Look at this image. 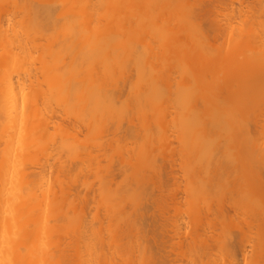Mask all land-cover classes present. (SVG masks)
Here are the masks:
<instances>
[{
  "label": "bare ground",
  "instance_id": "bare-ground-1",
  "mask_svg": "<svg viewBox=\"0 0 264 264\" xmlns=\"http://www.w3.org/2000/svg\"><path fill=\"white\" fill-rule=\"evenodd\" d=\"M156 1H158V0H0V118H1V120H0V122H1V124H0V127H2V128H0L1 130H0V132H2L1 134H0V143H1V145H0V149L2 148V150H0L1 151V153H0V264H101V262H105L106 264L108 263V262H110V264H115L114 263V260L116 261V260H118V258H117V256L119 255V253H121L120 255H121V257L124 259V260H122V258L120 257L119 258V261H116V264L119 262V264H127V261H128V264H133V263H135L136 262V259H137V262L136 263H138L139 262V260L141 259V258H138V256L139 255H137V253H139V252H143V250H139L140 249V247H139V245L142 243V245L144 244L143 242L144 241H146V239L148 240L149 238V240L151 241V246L153 245V244H157V245H153L152 247L151 246H149L150 247V252L152 253L153 251H154V253L156 252L155 250H157L155 247H162V249L161 250H157V252L158 251H161V252H158V256H156L155 258H156V261H154L155 260V258H154V255L157 253H155L154 255L152 254L151 255V253H150V255L151 256H149L148 257V254L147 253H149V252H146V255H147V258H145L146 256L144 255V258H145V261L148 263V260L147 259H149V263L150 264H211V262L213 261V260H211L212 259V257L211 258H209L208 257V255H206V257L205 258H207V259H205V258H202V257H204V255L205 254H202V253H204V251H208V250H204L205 248H209V251H208V253H212V255L214 254V252H215V250L216 251H218L219 250V248L218 247H222V246H226V247H223V249H221V247H220V249H221V251H226V249H227V253L228 254H231L230 255V257H233L234 255H236V256H238L237 254L238 253H240V255H241V253H243L242 252V250H243V248H244V250H245V245H248L249 243H251V241H252V245L255 247L254 248V250H256V252H255V254L257 253V255L258 254H260L264 249V239H263V237H264V209H263V207L261 206V204H263L264 205V203H261V202H264L263 200L262 201H259L258 202V200L257 199H255L254 200V197H253V199H252V197L250 198V195H251V193H250V195L247 197V193L245 192V196L247 197V199H243V200H247V201H245L247 204V209H246V211L250 208V206H248V204L249 205H251L252 203L250 202V200L251 201H256V205H258L259 203H261V204H259L258 206L261 208V210H260V208L258 209V208H256L257 206L255 205V203H254V206H253V208H250L249 209V211L251 210V209H254V208H256V211H257V209L258 210H260V211H258L257 212V214L259 215H257V214H255L256 212H254L253 213V211H250L249 213H250V218H251V215L253 216V214H255V215H257L258 216V218H256L257 216H253V217H255L256 218V222L254 223V221H255V218H253V219H250V220H253V222L252 221H250L249 222V224H248V226H249V230L251 229V228H254L255 226H254V224L257 226V228H256V230L257 229H259V232H258V230H257V233H255V236L254 237H249V233L248 234H246V233H244V235H243V238L241 237L240 239L241 240H239L238 238L237 239H235V241L237 242V241H239V242H237L236 244H234L235 242H234V238H232L231 237V235L229 236L230 237V239H228V241L230 240V241H233L232 243L231 242H228L227 241V233H226V231L228 232V230H226L227 229V227L226 226H224L225 224L226 225H228V227H229V225L231 224V217H229V221H227L228 220V218L227 217H224L225 219V221H226V223L225 224H222V223H224V222H222L223 220H218L217 218H219L221 215H223L224 216V213H225V215L226 216H230L231 215V213H229V211H227V213H229V214H227L225 211L223 212V210H225L227 207L226 206H224V204L227 202V200L225 199V196H228V195H225V194H230L231 196H232V194H233V192H231L230 190H229V188L230 189H232L231 188V186H232V184H230L231 182H236L235 181V179L237 180L238 179V177L236 178L235 176V174H234V176H232V174H231V176L229 175V173H228V169L226 170V165H225V163H223L224 161H223V159L225 160V162H226V159L225 158H227V156L226 155H228V153H230L229 155H228V157L230 156L231 157V159H233L234 158V162L233 163H235L236 162V159H235V154L238 152V150L236 151V149H237V146L240 144V143H242L241 144V148L238 146V148L240 149L239 150V153H243V154H240L239 156L240 157H242L243 155H245L246 153V151H247V154H246V157L248 156V153H249V150L251 151V146L253 145L254 147H255V145L257 144L256 142H255V144H254V140L252 141V134H254V133H256V131H257V129H258V127L260 128L259 130H261L260 132H259V130L257 131V133L258 134H260L261 132H262V134H260V135H263L264 134V130H262L263 128H264V122H263V124L262 123H260L259 122V124H262V126H263V128H262V126L260 125L259 126V124H257V119H256V125H255V123H254V125H253V119H255V115H256V113L254 114V113H250V115L251 116H253V119L251 120V116L249 115V118H250V120L251 121H249V124H252L253 125V128H254V131L253 132H249V129H247L246 128V131L247 132H249V133H247V136H249V138L247 139V136H245L246 137V139H245V141H243V139L241 138L243 135L241 134V137H240V139H242L241 140V142H239L238 140V142H236V143H238V145L235 147L234 146V144H233V141H234V137H237V136H235V135H233V136H230V129L232 130L233 128H235L234 126H235V124H237V122H233V124H234V126H233V128H230L229 129V124H231L232 125V121H234L233 120V118H234V116H233V118H232V115L230 116V114H229V116L232 118H230L229 116H227L226 114H225V116L224 115H222L224 118L226 117V119H227V117H229L230 119H231V121H229V123L227 122V123H225V119L223 120V119H221V120H223V122L220 120V122H218L217 124H216V127H214V125H215V123L217 122V121H215V120H213L214 121V123L212 124V127H213V129L215 128V132H211V131H208L209 129H206V127H205V125L206 124H209L208 126H210L211 127V124H210V122L212 121V120H210V119H216V120H218L217 118H216V116L219 114H217L216 115V113L217 112H213L212 113V115H211V117L212 118H210V117H208V116H210V115H208V111H209V113H211L210 111L211 110H209V109H211V107L210 108H208V111H206L205 109H204V104H207L208 105V103H204L202 106H204L203 107V109L207 112H205L206 114L205 115H207L206 116V118H205V116H202L203 117V120H202V118L201 117H199L198 116V113H203L202 111H201V109L200 108H202L201 107V105H200V103H203L202 102V97H203V99L205 98V96H206V94H208V96H207V98L209 99L210 98V100L212 99H214L215 97H216V95H215V92H218V90L217 89H221L220 90V92H222V93H226V92H229V90H228V88L226 87V85L229 87V86H231V87H229V89H232L233 87L232 86H235L236 85V87H234V89L235 88H238L237 87V84L239 83L240 84V80H241V78H242V76H241V78H239V76H240V74H242V72H243V70H244V72H245V74L248 76V77H250V79H252V81H253V78H251L252 76L254 77V75L253 74H255V77H254V81H259L258 79H255L256 77L258 78V74L260 73V76L262 75V73H264V58L262 59V67L259 65L260 63H258L261 59H255V60H257V63H256V61L255 60H252V59H254L253 57H252V55L253 54H255V55H259L260 53L262 54V52L264 51V49H262L263 47H264V44H262L261 42H263L264 43V39H262L261 40V38H264L263 36H262V34H261V36L262 37H260L259 36V33H261L260 32V26H261V28L263 27L262 25H263V23H261V22H263V21H259L260 22V26L258 25V30H257V32H259L258 33V36L260 37V39H259V37L257 36L256 37V35H257V33L254 31V33H256L255 35H254V37H253V34L254 33H252L253 32V30L255 29V28H252V29H248V28H251V27H248L247 28V26H246V24L245 23H247V25L249 24H251L252 22H254L253 21V19L255 18V16H256V22L258 21L257 20V18L259 19V18H261V16H258L257 15V13H259L260 11L258 10V8H257V6L259 7V9H260V6H261V8H262V4H263V2H262V4H261V2H260V0H257V1H259L260 2V4L258 5L256 2H253V0H251V1H249V0H213V2H211V0H205L204 1V3L206 4H204L203 3V5H201L202 3H198L199 1L201 2L202 0H197L198 2V5H195V6H199V4H200V6L198 7V10L196 9V8H194L195 6H193V7H191V5H189L187 8L189 9H187V8H184V11L187 13H190V11L192 10H190V8H193V10L191 11V13L193 12V11H195V10H197L198 12H193V16L195 17V19L193 18V16H192V18H191V16L190 15H187V20L186 21H184L185 19H183V21H182V18L180 17V16H182L183 14L182 13H185V12H181L182 11V9H181V7L179 6L178 8H180V12H181V14L182 15H179V17L177 18V20L179 19V25H180V23H182V24H185V22H186V24H188V20L190 21L189 22V24L190 25H192V23L194 22L195 24H193L192 26H193V30H190L191 32H189L190 34L191 33H193L194 31H196V35H200L199 37L198 36H196V39H197V37H198V44H197V46H198V48H199V50L197 51L196 50V52H198L199 53V55L195 52V54H197V56H199V58H202V60H203V62H202V64L203 63H207V61H208V63L206 64L207 65V67H206V65L205 64H201L200 62H198L199 64H201L202 65V68L204 69H202V68H200L201 67V65H198V66H195V67H193V65H196V63H197V61L196 60H199V61H201L198 57H196V56H192L193 57V59L195 60V58L194 57H196L197 59L194 61V60H192L193 62H196L195 64H193V63H191V66L193 67V69L194 68H196V69H199V70H201L202 69V71H198V70H196V69H194L195 70V72H194V70L193 69H191V66L189 67L190 68V71H192L193 70V73L191 74V76H188L187 75V72H186V74L183 72V70L184 71H186L185 69H187L188 68V66H186V68H185V66H182V64L181 63H179L178 65L179 66H177L176 67V70L179 72V76H180V78H179V76L177 77L178 78V80H176L177 78H176V76H175V74H177L178 72H176V73H174L173 71L171 72L170 70H168V71H164V70H166V68L168 67V66H170L171 67V64H173V63H171L170 65H167V63H169V62H173V58L171 59V61H169V59H167L166 57L168 56H166L165 57V55H166V53H168L169 51L168 50H171V49H173V47L172 48H170L169 49V46L171 47L172 46V44L173 43H176V42H173L171 45H170V41H171V39H170V43H168V41H167V43L166 44H169L168 45V48H167V46H166V44H165V46H164V43L162 44L163 45V47H162V45L160 44V42L159 41H161V39H162V34H164V36H166V37H168L165 33H163L162 32V34L160 35V33L159 32H161V30H158V28L157 27H155V26H153V27H155V28H153L152 29V34L154 33V32H156L157 33V37L156 36H154V37H156V39H158L159 38V36L161 37L160 38V40H157L158 41V43H159V45H158V50L160 49V51H156L157 50V48H156V50H152L151 49V47H150V49H149V47H148V45L147 44H144L143 42L144 41H146L145 43H148L149 41H151V42H149V44L150 43H153L154 42V44H155V39H153L154 41H152V38L151 37H153V36H151L149 39V41H148V39L146 38L144 41H142L143 40V38H142V40L140 39V37H141V32L143 31H141V29H142V26L144 25L143 23L144 22H147V20H146V18L148 17L149 18V20H151L152 18H154L155 17V15H157V18L158 17H160V15H161V17H160V19L159 20H157V18L155 17V20H157L156 21V26H158V24L159 23H164V22H167V26H168V24H170V23H168V21H170V18L171 19H175L176 17V13H175V15H171V11H170V13H169V10L172 8L173 9V7H171L170 6V4L172 5V3H174V1H177V0H173L172 1V3H167L166 5H164L163 6V4H162V2H165L166 0H163L162 2H161V4L162 5H160L159 3L160 2H156ZM171 1V0H170ZM169 1V2H170ZM183 1V0H182ZM182 1H180V0H178L177 2H175L174 4H176V3H181ZM188 1V0H187ZM206 1H208V2H206ZM168 2V1H167ZM186 2V1H185ZM191 2V1H190ZM189 2V3H190ZM203 2V1H202ZM210 2V3H209ZM258 2V3H259ZM183 4H184V1L182 2ZM196 3V4H197ZM236 3H238L239 5L237 6L236 5ZM157 4H159V5H157ZM177 4V5H178ZM211 4V5H210ZM255 4H257L256 5V7H254L255 6ZM157 5V8H159V7H162L161 9L162 10H165V11H163L165 14L167 13L166 11V9H164V7L166 8V6L167 7H169L170 9L168 10V13H167V15H168V18H169V20H167L168 18L166 17V15H164V13L162 12V10L160 9L159 11L157 10V8L155 7ZM180 5V4H179ZM187 5H188V3H187ZM186 5V6H187ZM207 5H209V6H207ZM151 6H154L153 8H156V10H157V12H155V15H154V13L153 12H151V11H155V10H150V8H151ZM175 6V5H174ZM182 6V5H181ZM205 6H207L206 8H205ZM184 7V6H183ZM205 9H204V8ZM153 8H151V9H153ZM177 8V9H178ZM200 8V9H199ZM254 8L256 9V11H257V13L256 12H254ZM168 9V8H167ZM207 9L209 10L207 13L208 14H205L206 13V11H207ZM262 9H264V7L262 8ZM174 10V9H173ZM261 10V9H260ZM176 11V10H175ZM143 12H146L147 13V15H146V17H145V13H144V17H143ZM159 12H162L160 15H158L159 14ZM173 12V11H172ZM251 12V15L250 14H248V13H250ZM254 12V13H253ZM196 13V14H195ZM210 13H212L211 15H209ZM256 13V14H255ZM150 14H153V17H151V15L149 16ZM214 14V15H213ZM252 14H253V16H252ZM260 14H261V12H260ZM259 14V15H260ZM163 15V16H162ZM186 15V14H185ZM210 18L211 16H212V19L214 18V16L216 17L217 16V18L218 19H216V18H214L216 21L217 20H220V18H223V19H225V21L227 22V23H224L225 21L224 20H220V23H221V25H219L220 23H217L216 21H215V23H217V24H214V25H212L211 23L213 22L214 23V21H210L209 23H206L208 26H213L212 28L211 27H209V30L210 31H212V33H210V34H212V36L210 37L211 38V40H212V37H213V43H212V41L211 40H209L207 37H209L210 36V34L208 33L209 31L204 27L205 26V24H204V18L205 17H207V16ZM248 15H250V16H248ZM255 15V16H254ZM177 16H178V13H177ZM221 16V17H220ZM258 16V17H257ZM163 17H164V19H163ZM173 17V18H172ZM175 17V18H174ZM183 17H185L184 15H183ZM249 17H250V19H249ZM263 17V16H262ZM72 18V19H71ZM189 18H191V19H189ZM181 19V20H180ZM192 19H193V21H192ZM207 19V18H206ZM252 19V21H249V20H251ZM148 20V21H149ZM153 20V19H152ZM155 20H153L154 22H155ZM195 20H197V21H195ZM245 20H247V22L245 21ZM255 20V19H254ZM158 21H159V23H158ZM199 21V24L197 23ZM203 21V22H202ZM206 21V20H205ZM224 21V22H223ZM242 22L241 23V26H242V24H245V28H247V30L244 28V25L242 26V28H241V26L239 27V28H241L242 30V32H240V30H238V28H236V27H233L234 28V31L235 32H237V30L239 31V33H238V38H240L241 36V39H239V40H235L234 41V39H233V41L231 42V39H232V37L235 35V33L232 31L233 30V28H231V25L233 26V25H236L237 23H235V22ZM249 21V22H248ZM177 22V21H176ZM206 22H208V21H206ZM219 22V21H218ZM238 22V23H239ZM151 23V22H150ZM149 23V24H150ZM171 23H175L174 22V20L171 22ZM201 23H202V25H201ZM146 24V23H145ZM148 24V25H149ZM154 24V23H153ZM152 24V25H153ZM154 24V25H155ZM162 25L163 27L164 26H166V25ZM177 24V25H178ZM196 24H198L199 25V27L200 26H202L201 27V30L200 29H198L199 31H201V34H199V32L196 30V28L198 27H196ZM240 24V23H239ZM257 24H258V22H257ZM147 25V26H148ZM151 25V26H152ZM177 25H173L174 27H176ZM189 25V26H190ZM217 25V26H216ZM252 25V24H251ZM15 26H17L18 27V29L19 30H17V27H16V29H15ZM60 26H61V28H60ZM66 26H68V27H66ZM146 26V25H145ZM160 27H161V25H159ZM185 26V25H184ZM192 26H190V27H192ZM196 28H195V27ZM220 26V27H219ZM237 26V25H236ZM253 26L255 27L256 26V23L254 24L253 23ZM13 27L14 28V31H13V28L11 29V28ZM72 28V30L70 29L69 31L70 32H72L71 34H72V36H71V34H69L70 32L69 31H67L69 28ZM171 27H172V25H171ZM189 27V28H190ZM198 27V28H199ZM91 28H94V30L92 31V29ZM146 28V27H145ZM157 28V29H156ZM165 28V27H164ZM170 27L168 26V28L166 27V29H167V31H169V32H173L175 29H176V31L177 32H179V30L178 29H181L180 31H182V30H187V28H186V26H185V29L183 28V25H182V27H181V25H180V28H178V26L175 28V29H169ZM178 28V29H177ZM188 28V29H189ZM228 28H229V30H228ZM232 30H231V29ZM243 28H244V30H246L247 32L245 33V31L243 30ZM11 29V30H10ZM61 29V30H60ZM67 29V30H66ZM91 29V30H90ZM147 29V28H146ZM159 29H161V28H159ZM195 29V30H194ZM218 31H217V30ZM236 29V30H235ZM145 30V29H144ZM148 30V29H147ZM151 30V29H150ZM153 30H154V32H153ZM157 30L159 31V32H157ZM231 30V31H230ZM11 31V32H10ZM67 31V32H66ZM91 31V32H90ZM165 31V30H164ZM176 31H174L176 34H175V36H174V34H173V36L176 38V36L179 34H177V32ZM230 31V34H231V32H233L231 35H229L228 34V32ZM263 31H264V29H263ZM13 32V33H12ZM65 32V33H64ZM69 32V33H68ZM75 34H74V33ZM149 32V31H148ZM182 32H184V31H182ZM187 32V31H186ZM208 34H207V33ZM181 33V32H180ZM188 32H187V34H189ZM252 33V34H251ZM64 34V35H63ZM68 34V35H67ZM73 34L75 35L74 37H76V39H75V41H74V37H73ZM206 34L207 35H209V36H207L206 37ZM227 34H228V37H227ZM237 34V33H236ZM241 34V35H240ZM252 36V39H251V43H252V40L254 39V40H257V41H255L254 43H255V45L253 44V45H251V43H249L250 44V46H249V44L247 43V45L245 44L244 45V43H246V42H249L248 40L250 39V38H248V36ZM264 34V33H263ZM61 35V36H60ZM143 35H145V34H143ZM168 35H170V33L168 34ZM60 36V37H59ZM64 38H63V37ZM71 37V39H70V42H67L68 40H69V38ZM173 36H172V39H173ZM187 36V35H186ZM189 36H191V35H189ZM189 36H188V38L187 37H185L184 36V34H183V39H182V36L180 37V36H178L179 37V39H182V41H183V46H184V48L186 49L187 48V46L186 45H184V42H185V39L187 38L188 39V41H186V42H188V43H186L187 45L189 44ZM192 36L194 37V34H192ZM230 36V37H229ZM178 37L176 38L177 40H178ZM221 37H222V39L223 38H225V42L227 41L226 40V37H227V39L228 38H230V39H228L229 41H228V43L226 44L225 42L224 43H222L223 41H221L222 39H221ZM66 38H68V40L66 41V43H64V44H61L60 46H61V48L59 47V44H60V39H61V42H63V41H65L64 39H66ZM164 39H165V37H163ZM169 38H170V36H169ZM207 38V39H206ZM234 38V37H233ZM248 38V39H247ZM256 38V39H255ZM164 39L162 40V42L164 41ZM168 39V38H167ZM176 39L174 40V41H176ZM186 39V40H187ZM194 39V38H193ZM221 39V40H220ZM237 39V38H236ZM38 40V41H37ZM63 40V41H62ZM140 40L142 41V44H140L141 42H140ZM208 42H207V41ZM246 40V41H245ZM261 42H260V41ZM148 41V42H147ZM179 41H181V40H179ZM190 41H191V38H190ZM193 41V40H192ZM209 41H210V45H209V47L210 48H214L215 50H213V51H216V49H219V47H221L222 48V51H221V48H220V50H218V52L219 53H216L217 54V56H216V54L214 53V55L218 58V59H216V60H219V61H216V60H210V61H213L212 63L209 61V56L211 57L213 54H212V49L211 50H208V51H210L211 53V55H209V53H208V55L209 56H206L205 54L206 53H204V52H199V51H201L202 50V48L204 49V50H206V48H208L209 49V47H208V44H209ZM214 41L217 43L218 41V43H217V45L219 44V45H223V46H216V43H214ZM221 41V42H220ZM24 42H26V43H28L29 45H30V47L28 46V44H26L27 45V48H26V50L28 49V47L29 48H34V50L36 51V49L35 48H39L38 49V51L39 52H37L36 51V53L38 54V56H37V58H35L36 60H33L34 61V63L36 64H34L33 63V61H32V54H30V53H32V51L30 52L29 51V49H28V51L30 52V53H28V54H30V56L29 55H27L26 54V50H25V47L26 46H23V45H25L24 44ZM36 42H38V43H36ZM39 42H41L40 43V45H39ZM74 42V43H73ZM207 42V44H204V43H206ZM230 42H231V45H230ZM257 42H259V43H257ZM22 43H23V45H22ZM34 43V45H35V47L33 46V47H31V44H33ZM212 43V44H211ZM221 43V44H220ZM262 44V45H259V44ZM66 44V45H65ZM144 44V45H143ZM204 44V45H203ZM228 44H229V46H228ZM256 44H258L259 45V47L258 46H256ZM62 45H63V48H65L66 50H65V52H64V49L62 48ZM65 45V46H64ZM143 45V46H142ZM147 45V46H146ZM156 45V44H155ZM207 45V46H206ZM226 45H227V48H225L226 47ZM37 46V47H36ZM67 46H71L70 48V54L68 53L69 52V49H68V54L66 53V51H67ZM149 46H153L154 47V45L152 44V45H149ZM174 46V45H173ZM180 46V47H179ZM189 46L191 47V45L189 44ZM243 46H244V48H243ZM254 46V47H253ZM263 46V47H262ZM142 47V48H141ZM143 47H145L144 49H143ZM148 49H147V48ZM178 47L181 49V47H182V45H181V42H180V45H178ZM193 47H194V44H193ZM215 47H218V48H215ZM139 48H141L140 50H139ZM162 48H164V49H162ZM166 48V49H165ZM179 48H177V50L179 49ZM195 48V47H194ZM243 48V50H241ZM248 48H249V50H248ZM255 49V51H254V49ZM24 49V50H23ZM31 49V50H32ZM61 49H63V50H61ZM154 49H155V47H154ZM224 49V50H223ZM229 49H231V52H230V50ZM60 50L62 51V52H64V54H65V58H62L63 57V55L64 54H62L61 52H60ZM141 50H143L142 52H141ZM150 50H152V51H150ZM167 51V52H164V51ZM174 50L176 51V46H175V48H174ZM190 50H192L191 48H190ZM190 50H189V52H190ZM228 50V51H227ZM238 53H236L235 51ZM238 50V51H237ZM251 50V51H250ZM146 51H147V53H146ZM150 51V52H149ZM175 51H173V52H175ZM182 51H184V50H182ZM195 51V50H194ZM193 51V52H194ZM223 51H225V52H223ZM234 51V52H233ZM241 51L243 52V54L241 53ZM244 51H248V52H246V54L244 53ZM145 52V53H144ZM151 54V52H152V56H154L153 55V52L155 53V52H157L158 54H155L156 56H158V58H159V56L162 58V59H165L166 58V60H168L169 62H163V60L161 59V62H160V59H157V61L159 62V63H162L160 66H158L159 65V63L156 61V63L158 64H155V63H152V62H155L154 61V59L155 58H157V57H155L154 59H153V57L151 58L150 56H149V53ZM162 52V53H161ZM179 52V51H178ZM188 52V53H189ZM220 52H222V55H223V53H224V55H223V57H230L229 59H231V61H229L227 64H229V65H231V66H233L234 67V65H235V63L236 64H238V62H240V59L238 60L237 58H236V55H237V57L239 56L240 57V55H244L245 57H246V60H247V57H249L248 59L249 60H247V61H245V57L243 58V60L244 61H242V64H244L243 66L242 65H240L241 66V69H242V71H241V69L240 68H237V71H236V69H233L232 68V70H230V67H228V66H226L227 67V69L229 70V71H232V72H230V74H229V78H231V76H232V78L231 79H229L228 78V74L227 75H223L225 78V80L227 79H229V81L231 80H236V82H237V79L239 78L240 80H238L239 82L238 83H236V84H234V85H229V83L230 82H228V83H226V85H224L223 87H225L228 91H225L224 92V89H222L221 88V85L219 84V85H217V89L216 90H214V88L216 87V86H214V88L212 89L213 90V92L211 91V94H213V95H209L210 94V92H208V86L205 88V86H203V87H201L200 86V88H202V89H204L205 88V90H207V92L206 93H202V92H205V90L203 91L202 89H201V91L202 92H198L199 93V98L201 97V99H200V101L201 102H199V106H200V108L198 107V109H197V107H195L197 104H196V102L198 103V101H199V99H198V101L197 100H195V99H192V102H191V98H193V97H195L198 93H197V91H195L196 92V94H195V96H193V94L195 93L194 91H192V90H194L193 89V87H191V85L192 86H195L196 88V90H198V88H199V85H201V84H199L198 85V88H197V84L196 83H198L197 81H196V78H197V76L199 75V78H201L202 79V77H203V79H207V81H204L203 79L201 80V79H199V80H201L200 82H202V81H204V82H207L206 84H209L208 83V80L210 81V79H211V76H210V79H208L209 77L208 76H206L207 78H204L205 77V74L208 72V70H211V71H209L210 73H212V69H213V74H210V75H213L212 76V78L214 77V75L217 73V71H219L220 73H222L221 72V70H222V66L221 65H223L224 64V66H225V64L226 63H222V61H220V59H221V54H220ZM240 52V53H239ZM258 52H260V53H258ZM142 53H143V55H142ZM165 53V54H164ZM170 53V52H169ZM172 53V52H171ZM170 53V54H171ZM175 53H177V52H175ZM180 53V52H179ZM179 53H177V54H179ZM187 53V52H186ZM202 53L205 55V58L206 57H208V59L205 61L204 60V55H202ZM35 54V53H34ZM159 54H161V55H159ZM163 54V55H162ZM185 53L183 52V55H184ZM200 54L203 56H201L200 57ZM69 55V56H68ZM145 55V56H144ZM147 55L150 57H148L147 58ZM172 55V54H171ZM182 55V56H183ZM192 55H193V53H192ZM213 55V56H214ZM219 55V56H218ZM173 56H176L175 54L173 55ZM179 56V55H178ZM177 56V57H178ZM190 56V55H189ZM214 56V57H215ZM241 56V57H242ZM29 57L31 58V59H29ZM34 57H36L35 55H34ZM61 57V58H60ZM67 57V58H66ZM147 59H146V58ZM165 57V58H164ZM169 57H170V55H169ZM177 57H175V58H177ZM144 58L146 59V60H144ZM179 58V57H178ZM187 55H185V57H183V59L186 61L187 60ZM220 58V59H219ZM234 58V59H233ZM237 60H236V59ZM34 59V58H33ZM151 59L153 60L152 62H150L151 61ZM233 59V60H232ZM29 60H30V62L32 63V64H34L33 66H34V68L32 67L31 68V63L29 62ZM156 60V59H155ZM222 60V59H221ZM236 60V61H235ZM242 60V59H241ZM251 60V61H250ZM176 61V60H175ZM179 61V60H178ZM205 61V62H204ZM182 62V61H181ZM186 62H188V63H190V60L189 61H186ZM185 62V64H187ZM210 62V63H209ZM215 62V63H214ZM165 63H166V65L167 66H164L165 65ZM176 63V62H175ZM175 63L173 64V66H172V68L175 66ZM217 63H220L219 65H217ZM232 63H233V65H232ZM181 64V65H180ZM193 64V65H192ZM209 64H211L212 66H209ZM239 64H241V63H239ZM247 64V65H246ZM250 64V65H249ZM177 65V64H176ZM184 65V64H183ZM190 65V64H189ZM205 65V66H204ZM215 65H217L216 67H215ZM35 66H36V68H35ZM236 66V65H235ZM240 66H237V67H240ZM250 66V69L248 70V67ZM259 66V67H258ZM163 69H162V68ZM164 67H166L165 69H164ZM170 67H168V69L170 68ZM210 67V68H209ZM213 67V68H212ZM215 67V68H214ZM222 67V68H221ZM225 67V68H226ZM244 67H246V70H245V68ZM261 67V68H260ZM181 68V69H180ZM208 68V69H207ZM212 68V69H211ZM220 68H221V70H220ZM260 68V69H259ZM33 69V70H32ZM74 69V70H73ZM161 69H162V72H161ZM171 69V68H170ZM215 69H217L216 71H215ZM219 69V70H218ZM238 69H240V71H241V73H240V71H238ZM254 69V71L252 72V70ZM259 69V70H258ZM73 70V71H72ZM187 70H189V69H187ZM205 70H206V72H205ZM235 71V74H234V71ZM33 71H34V73H35V71H36V74L35 75H33L34 73H33ZM164 71V72H163ZM182 71V72H181ZM205 72L204 73V75H202L201 77H200V75H201V73L202 72ZM225 71L227 72V70H225L224 69V73H225ZM167 72L169 73V72H171V73H173L171 76H175V78L176 79H174V77H171L172 78V80H171V78L169 79V77H170V75H168L167 74ZM197 72H199V73H197ZM215 72V73H214ZM218 72V73H219ZM239 74V75H237L236 76V74L237 73ZM250 72H251V74H252V76L251 75H249L250 74ZM255 72V73H254ZM196 73V75H194ZM38 74V76H39V79H38V77L36 76ZM168 75V77H166L167 75ZM170 74V73H169ZM183 74H184V76H183ZM203 74V73H202ZM257 74V75H256ZM189 75H190V73H189ZM206 75H208V74H206ZM220 75V74H219ZM33 76H35V80H34V77ZM87 77V78H85V77ZM117 76V77H116ZM194 76H196V78L194 77ZM215 76H217V74L215 75ZM221 76V75H220ZM219 76V77H220ZM223 76H221V77H223ZM237 77V79L235 78V77ZM243 76H244V78L246 77L245 75H244V73H243ZM264 76V75H263ZM262 76V77H263ZM32 77H33V79H32ZM114 77V79H112ZM116 77V78H115ZM119 77V78H118ZM182 77L183 78H186L185 80H184V83H183V80H182ZM188 77H189V80H188ZM191 77H192V80H190L191 79ZM193 77H194V82L196 81V83L195 84H193L194 82H193ZM218 77V79L219 80H221L220 78ZM262 77H259L260 78V81L262 80ZM111 78V79H110ZM121 78V82H122V84L119 82L120 79ZM108 79H110L111 80V82L109 81L108 82ZM115 79H118L119 81H114ZM168 79L169 80H171V81H177V83L175 82H171L173 85H174V87L172 86V88H170V82L168 81ZM198 79V78H197ZM216 79H217V77H216ZM223 79V80H224ZM246 79H248V78H246ZM180 80V85L178 84V81ZM181 80H182V82H181ZM198 80V81H199ZM212 80V79H211ZM213 80L215 81V79L213 78ZM212 80V81H213ZM35 81V82H34ZM87 81V82H86ZM186 81V82H185ZM187 81H191V82H193V83H191V85L189 84L188 86H190V87H188L187 85L186 86H181V84L183 83L184 85L185 84H188V82ZM243 83H244V81H245V79H243L242 78V80H241ZM30 83V85H29V83ZM87 84L86 86H85V83ZM101 82H104V83H101ZM114 82H116L117 84H119V86H121V87H119L118 85H116V83L114 84ZM169 82V83H168ZM203 82V83H204ZM219 82V81H218ZM233 83H235L234 81H232ZM231 82V83H232ZM241 82V83H242ZM246 83L245 84H247V80L245 81ZM249 82H251V80H249ZM262 82V81H261ZM109 84V86H113V84L116 86H113V89L112 88H109V90H108V87L109 86H104V85H108ZM164 83H166V85L165 86H167V87H165V86H163L162 84H164ZM167 83L169 84V85H167ZM203 83H202V85H203ZM222 83V85L223 84H225V82L223 83V82H221ZM232 83V84H233ZM243 83L242 84H240V85H243ZM252 83V82H251ZM250 83V84H251ZM257 83V82H256ZM263 83V82H262ZM29 86L28 88V90L26 89V88H24L23 86H27V85ZM65 84V85H64ZM66 84H68V85H66ZM74 84H75V86H77L78 88L76 89L75 88V86H74ZM76 84H78V85H76ZM83 84V85H82ZM98 84H99V86H98ZM100 84H101V86H100ZM214 84H215V82H214ZM254 84V82L251 84V85H253ZM260 84V83H259ZM73 85V87H72V89H69V87L70 86H72ZM82 85V86H81ZM175 85L177 86V88L175 87ZM256 85V84H255ZM261 85V84H260ZM65 86H68L67 88H65ZM88 86V88H86ZM161 86V87H160ZM168 86H169V88L171 89V93L174 95H170L171 97L169 98V92H170V89H168V91H167V89L166 88H168ZM180 88H179V87ZM210 86V85H209ZM220 86V87H219ZM239 86V85H238ZM244 86V85H243ZM243 86H241L242 87V89H244L245 87H246V85L244 86V88H243ZM248 86H250L249 85V83H248ZM61 87V88H60ZM101 87H103V89L101 88ZM105 87H106V89L108 90H106L105 89ZM162 87H163V89H164V92L163 93H161L162 91H163V89H162ZM165 87V88H164ZM186 87V88H185ZM251 87H253V86H251ZM260 87V86H259ZM71 88V87H70ZM160 88V89H159ZM176 88V89H175ZM211 88H212V85H211ZM255 88V87H254ZM27 91H26V90ZM30 89H32V90H30ZM76 89V93L74 92V90ZM104 89H105V91H104ZM111 89H112V91H111ZM124 89H125V91H127V92H125V93H128V94H125L124 96H125V99L123 98V99H121L122 97H124L123 96V94H122V92H124ZM174 89V90H173ZM240 90H242L241 88H239ZM247 89V88H246ZM257 88H255V90H256ZM25 92H24V91ZM60 90L61 91H64V90H66V91H64L63 93L62 92H60ZM70 90V92H68ZM71 90H73V91H71ZM162 90V91H161ZM173 90V91H172ZM178 90L180 91V92H178ZM184 90H186V92L184 91ZM188 90V91H187ZM210 90V89H209ZM249 90V89H248ZM251 90H252V88H251ZM259 90V89H258ZM261 90V89H260ZM264 90V89H263ZM104 91V92H103ZM156 91V92H155ZM198 91H200V90H198ZM245 91V90H244ZM244 91H242L243 92V99L244 98H246V101H247V97L245 96L246 94L244 93ZM72 92V93H71ZM101 92H103V94L101 93ZM159 94H158V93ZM192 92V93H191ZM194 92V93H193ZM220 92H218V93H220ZM232 92H234L235 93V91L234 90H231L230 91V93H232ZM236 92H237V89H236ZM61 93V94H60ZM70 93V94H69ZM75 93V94H74ZM119 93V94H118ZM121 93V94H120ZM166 93V94H165ZM200 93H202V96L200 95ZM217 93V95H219L220 96V94H218ZM241 93V92H240ZM256 93H257V90H256ZM162 94V95H161ZM182 94V95H181ZM191 94H192V96H191ZM233 94V93H232ZM237 94H239V93H237ZM237 94H235V96L237 95ZM249 94V93H248ZM250 94H251V92H250ZM258 94H259V92H258ZM62 95V96H61ZM70 95H72V96H70ZM126 95H128V96H126ZM157 95V96H156ZM159 95H161L160 97H159ZM176 95V96H175ZM204 95V96H203ZM61 96V97H60ZM65 96H68V98L67 97H65ZM73 96H74V99L72 100V98H73ZM101 96H103V98L101 97ZM117 96V97H116ZM153 96H155V98L153 97ZM163 96H164V98H163ZM210 96V97H209ZM213 96V97H212ZM218 96V97H219ZM222 96H223V94H222ZM221 96V97H222ZM226 95H224L222 98H224ZM230 95H228V97H229ZM251 97H252V95H250ZM257 96V95H256ZM261 96V95H260ZM72 97V98H71ZM116 97V101L118 102V100H117V98L118 99H120L119 100V102L121 101V102H123L124 100V102H123V104H120V103H118V104H116L115 103V101H114V98ZM121 97V98H120ZM127 97V98H126ZM188 97L190 98L189 100H188ZM212 97V98H211ZM234 96L232 95L231 97H230V100L228 99H223V100H225V101H232V103H233V101H234V99H235V97H234V99H231V98H233ZM239 97H241V95L239 96ZM62 98V99H61ZM65 98H67V100L69 101H67ZM70 98V99H69ZM152 98L153 99H155L154 101L156 102V104H157V106H156V104L154 105V106H156V107H158V110L159 111H157L158 112V114L155 112V109L153 108V110L152 109H150V108H152V106H151V104H154V103H152ZM166 98H168V99H166ZM177 98V99H176ZM181 100V102H182V104H183V106H182V104H181V102H180V100ZM204 99L203 101L204 102H207L208 101V99ZM221 98V99H222ZM227 98V97H226ZM256 98V97H255ZM127 99V100H126ZM158 99V100H157ZM170 99H171V101H170ZM237 99V98H236ZM235 99V100H236ZM262 99V98H261ZM72 100V105H73V108H75V110H73V112L74 113H71V114H73V116L72 115H70V117H69V115H68V113H70V112H67V110H69L71 107H72V105L71 104H68V103H70V101ZM166 101V103L168 102V104H169V102H170V104L169 105H167L164 101ZM168 100V101H167ZM176 102H175V101ZM185 100H186V102H185ZM194 100H195V105L193 106V102H194ZM212 100L211 101H208V102H212ZM215 100H218V103H222V100H220L219 101V99L217 98V99H215ZM252 100H253V98H252ZM260 100V99H259ZM258 100V101H259ZM63 101V102H62ZM132 101V102H131ZM153 101V102H154ZM174 101V102H173ZM179 103H178V102ZM238 101H241V99L240 100H238ZM249 101H251V99L250 100H248V102H247V105H249L248 103H249ZM254 101H256V100H254ZM164 102V103H163ZM224 102V101H223ZM243 102H245L244 100H243ZM262 102V101H261ZM161 103H163V104H166L165 106H169V107H171L170 105H172V109H173V111L171 112H169V113H172V114H176V116L175 115H172V114H169L168 113V111L169 110H167V107L165 108ZM191 103V104H190ZM213 103V105H214V103H215V105L214 106H216L217 105V101H214V102H212ZM231 103V104H232ZM236 103V102H235ZM239 103V102H238ZM252 103V102H251ZM250 103V104H251ZM262 103H264V102H262ZM49 104H56L55 105V107L52 105V108H51V105L48 107V105ZM63 104V105H62ZM159 104H161L163 107H164V109L166 110V112H165V110L163 109V112L165 113V115L163 116V115H161L160 114V112L162 111V109H161V111H160V107H159ZM175 104V105H174ZM181 104V105H180ZM189 104V107L192 105L193 107H191V109L192 108H196L195 110H189V107H187L186 105H188ZM225 104V106L227 107V103L225 102L224 103ZM244 104V103H243ZM257 104H258V102H257ZM57 105L59 106V108H61V105H62V107H64V108H66V111H62V109L63 108H61V109H59V108H57V110H56V107H57ZM117 105H118V107H119V105L121 106V107H119V109H118V107H117ZM123 105H125V107H123ZM160 105V106H161ZM212 104L210 103L208 106H211ZM223 104H221V106H222ZM230 105V104H229ZM153 106V107H154ZM161 106V107H162ZM198 106V105H197ZM219 106V105H218ZM224 106V105H223ZM225 106H224V108H225ZM231 106H233V105H230V107ZM238 106H240V105H238ZM250 106H252V104L250 105ZM254 106V105H253ZM263 106V105H262ZM54 107V108H53ZM68 107H69V109H68ZM175 107H177V108H175ZM182 107V108H181ZM187 107V108H186ZM234 107H235V105H234ZM259 107H261V106H259ZM264 107V106H263ZM72 108V109H73ZM122 108V109H121ZM206 108V107H205ZM214 107H212V109H213ZM216 108V107H215ZM224 108H222L221 107V109H224ZM228 108H229V106H228ZM233 108V107H232ZM240 108V107H239ZM247 108V107H246ZM50 109H51V111H50ZM54 109V110H53ZM76 109H78L77 111H78V114H77V111H76ZM102 109V110H101ZM121 109V110H120ZM169 109V108H168ZM171 109V108H170ZM171 109V110H172ZM174 109L176 110V109H178L179 111H174ZM184 109V112L182 113L181 111ZM186 109H188L189 110V112H187V110ZM220 109V107H218V109H217V111ZM220 109V111H218V112H220V115H221V110ZM242 109H243V106H242ZM241 109V110H242ZM251 108H249V110H250ZM58 111V112H63L62 114H61V116L63 115V117H61L62 119H65V120H63V121H66L65 122V124H68V122L70 123V124H72L73 126H75L73 129H72V125H70V127L69 126H67V127H65V128H62L61 127V125L63 126L64 124H62L63 123V121H61L62 119L60 118V117H57V116H59L57 113H55L56 111ZM88 110H89V114H88ZM117 110H120V111H118L117 112ZM122 110H123V112H122ZM124 110H125V112H124ZM199 111V112H196V111ZM216 110V109H215ZM228 110V109H227ZM232 110V109H231ZM230 110V111H231ZM235 110L236 109H234V111H233V113L232 114H235L236 112H237V110H239V109H237L236 110V112H235ZM252 110V109H251ZM250 110V111H251ZM55 111V112H54ZM153 111V112H152ZM192 111H195V112H192ZM254 111H256V110H254ZM253 111V112H254ZM261 111V110H260ZM60 112V113H61ZM65 112H67V113H65ZM84 112H86V113H84ZM90 112H91V117H92V115H93V117L92 118H90ZM104 112V113H103ZM114 112V113H113ZM117 112V113H116ZM154 112H155V114H157V116H155L154 115ZM223 112V111H222ZM229 111H227V113H228ZM235 112V113H234ZM239 112V111H238ZM80 113H84V114H86V115H88V120L86 121L85 120V122H84V119L82 118V116H85V115H82L81 114V116H80ZM93 113V114H92ZM115 113H116V117H118L119 118V116H121V118H123V120H124V118L126 117V121L124 122L123 120L122 121H120L121 120V118L118 120V118H116V117H114V115H115ZM127 113V114H126ZM166 113H168L169 114V116H167L166 115ZM184 113H188V115H190V119L188 118V116L185 114L184 115ZM231 113V112H230ZM244 113H246V109L244 110ZM243 113V114H244ZM262 113V112H261ZM54 114V115H53ZM55 114H57V115H55ZM64 114H67V116L65 115L64 116ZM76 114V115H75ZM105 114H107L106 116H105ZM117 114H119L118 116H117ZM204 114V113H203ZM239 114H241V113H239ZM248 114V113H247ZM78 115V116H77ZM95 115V116H94ZM103 115H104V118H103ZM172 115V116H171ZM200 115V114H199ZM213 115H214V117H213ZM257 115H258V113H257ZM260 115V114H259ZM261 115H264V114H261ZM2 116V117H1ZM55 116V117H54ZM73 118H72V117ZM77 116V117H76ZM79 116L83 119V121H82V119L81 118H79ZM98 116H99V118H98ZM171 116V117H170ZM175 116V119L173 118V120H172V117H174ZM191 116H192V118H191ZM238 116V115H237ZM57 117V118H56ZM157 117V118H156ZM167 117V118H166ZM219 117V116H218ZM2 118H4L3 120H2ZM55 118V119H54ZM58 118H60L61 120H60V122H58ZM69 118V119H68ZM70 118L71 119H73V120H71L70 121ZM77 118V119H76ZM84 118H86V116L84 117ZM114 118V119H113ZM170 119L173 123H174V126H167L166 124V121L165 120H167V119ZM196 118V119H195ZM201 118V120H198V119H200ZM207 118H209V120L207 119ZM228 118V119H229ZM235 118H236V115H235ZM234 118V119H235ZM258 118H260V117H258ZM264 118V117H263ZM262 118V119H263ZM57 121L56 123H58V124H56L55 123V121ZM56 119H58V120H56ZM69 121H68V120ZM87 119V118H86ZM112 119V120H111ZM116 119L118 120V121H120V123H122L123 125H121L120 123H118V121H116ZM205 119V120H204ZM206 119H207V121H209L208 123H203L202 124V122L203 121H205V122H207L206 121ZM229 119V120H230ZM237 119V118H236ZM238 119H240V117L238 118ZM238 119H237V121H238ZM75 120H76V122L77 121H79L80 120V125H79V129H81L82 128V130L83 129H85L84 131H85V133H84V135L85 136H83L82 134V130H79L78 129V125L76 126V124H78V122L76 123L75 122ZM96 120H98L97 122H96ZM110 120L112 121V122H110ZM194 120V121H193ZM260 120V119H259ZM74 121V122H73ZM104 121V122H103ZM168 122H169V120H167ZM212 121V122H213ZM241 122H239L238 121V123H240L239 125H237V128L235 129V131H237V133L234 131V129L232 130V132L234 133V134H236V135H238V133L241 131L242 132V130H237L238 128H239V126L240 125H244V123H243V121H245L244 120V117H243V120H240ZM263 120H261V122H262ZM62 122V123H61ZM95 122H96V125H94L95 124ZM101 122L103 123V124H105V126H101L102 124H101ZM106 122V123H105ZM108 122V123H107ZM110 122V123H109ZM115 122H117L118 124H120V126L118 125V124H115ZM246 122H248V120L246 121ZM60 123V124H59ZM94 123V124H93ZM170 124H172L171 122H169ZM169 123H168V125H169ZM188 123V124H187ZM196 123V124H195ZM220 123V124H219ZM83 124H85V126L83 125ZM92 124L94 125V127H92ZM110 126H109V125ZM127 126V128H126V126ZM190 124V125H189ZM205 124V125H204ZM222 124H224L223 125V128H222ZM53 125V126H52ZM56 125H59V126H56ZM81 125H83L82 127H81ZM108 125V126H107ZM111 125L113 126V127H111ZM118 125V126H117ZM152 125H154V127H152L151 128V126ZM160 126V128H161V126H162V128H163V130L161 131V129H159L158 130V126ZM173 125V124H172ZM192 125V126H191ZM197 125V126H196ZM203 125H204V127H203ZM220 125H221V127H220ZM227 125V126H226ZM258 125V127H256ZM54 126L55 127H58V130L57 129H55L54 128ZM65 126V125H64ZM116 126V127H115ZM124 126V127H123ZM185 126V127H184ZM199 126H202V128L205 130V134H207L206 132H208V134L210 135V136H208L209 138H210V140L209 141H215L214 142V144H213V147L214 148H212L211 150L213 151V152H210V153H214V149H215V151H216V153L215 154H218V156H219V158H216V159H213L212 160V162H213V164H212V162H211V164L210 165H212L213 167H214V164L218 167L219 166V162L221 163L220 164V166L218 167L219 169H216V167H214L213 168V170H211V172L209 173V171L207 172L208 173V176L207 177H205V176H202V175H204V173L202 172L204 169H205V166H206V168H207V165H201V164H199V163H197L196 164V160L199 158V156H201L202 155V151H203V149L205 148V152L204 153H206L207 152V150L208 149H206L207 148V146H208V148H210L209 147V145H208V143L206 144V140H207V142H209L208 141V137H207V135H206V140H205V138H204V130L202 131V130H200L199 129ZM245 126V125H244ZM251 126V125H250ZM52 127V131L54 130L55 132H56V134H59V131L61 132L62 130V132L63 133H61L63 136H61V134L60 135H56L55 137H61V138H63V140L61 139V138H54L55 139V142H54V139H53V141L51 142L52 143V145H51V143H50V141H49V139L51 140V137H52V135L54 134L53 132L52 133H50V128ZM69 127V128H68ZM76 127H77V129H76ZM84 127V128H83ZM119 127V128H118ZM123 127V132L125 133H123V132H121L122 130H121V128ZM166 127V128H165ZM167 127H169V129L167 128ZM172 127V128H171ZM178 129H177V128ZM189 127H190V130L191 131H193V128L195 129V132L193 131L192 133L189 131ZM209 127V128H210ZM219 129H218V128ZM54 128V129H53ZM92 128H95L94 130V133L92 132ZM99 128V129H98ZM102 128H104L103 130L106 132V134H105V136H103V130H102ZM108 128V129H107ZM112 128V129H111ZM116 128V129H115ZM174 128V129H173ZM186 128H187V131H186ZM201 128V127H200ZM201 128V129H202ZM221 128H222V130H221ZM225 128V130H223ZM240 128H245V127H243V126H240ZM257 128V129H256ZM69 129H72L73 131H69ZM117 130V131H115V130ZM121 131H120V130ZM124 129L126 130V131H124ZM152 129V130H151ZM153 129H154V131H155V133H157V134H155L154 133V131H153ZM166 129H168V130H166ZM175 133V132H178L179 130H180V132H178L179 133V135H183V136H178V134H177V136H176V138H177V140H178V138H179V140L181 141H183V144H182V142H180L179 140H178V142H176L177 140H175V142L172 140V139H170V140H172V141H170V140H168L169 138H170V136L169 135H172V133L170 132L171 130ZM176 129V130H175ZM196 129L197 130H199V132H201L202 133V135H201V133H196L197 131H196ZM256 129V130H255ZM75 130H78V132L76 133L75 132ZM87 130L89 131V132H87ZM118 130H119V133H118ZM165 130V131H164ZM170 130V131H169ZM219 131V132H224V136L226 137V140H227V142H226V140H225V138H220V139H222V141L223 142H225L226 144L225 145H223V143L221 142V140L220 139H218V137L216 136L215 137V134H218V133H216V131ZM252 130V129H251ZM83 131V132H84ZM108 131H109V133H108ZM152 131V132H151ZM159 131V132H158ZM164 131V132H163ZM166 131H168V133L169 134H167V132ZM217 131V132H218ZM226 131H227V133H226ZM239 131V132H238ZM244 131V130H243ZM71 132H73V134L71 133ZM100 133V134H96V133ZM115 132V133H114ZM143 132V133H142ZM144 132H148V133H146V135L144 134ZM166 132V133H165ZM186 132V133H185ZM209 132H211V134L213 135V137L211 138V134L209 133ZM232 132H231V135H232ZM71 133V134H70ZM108 133V134H107ZM136 133H139V136H138V140H137V138H135V135H136ZM141 133H142V135H144L145 137H144V140H147V139H149L148 137H152V138H154V136L155 135H157V136H155L156 138H154L155 139V142H154V140H153V142H152V138L150 137V139H149V142L150 143H148V141H146L145 142V146L146 145H148V144H151V145H149V146H146L145 147V150H143L142 151V149L140 148H137V146L134 148L133 146V148L134 149H136V152H140L139 154L138 153H136V155H138V158H136V157H134L133 155V157L135 158V159H132L130 156L128 157V158H131V160H135V161H133V162H131V160H130V162H129V164L130 165H128V162H126L127 160H128V158H126L129 154L131 155V153L133 152L132 151V149L130 150L131 152L130 153H128V151L125 153H122V148L125 150V147H124V145H123V142L126 144V143H128V140L132 137V136H134V142H135V140H136V142L135 143H137V141H139V143H137V145H138V147H139V144H140V139H139V137L141 136L142 137V135H141ZM171 133V134H170ZM173 133V134H174ZM185 133V134H184ZM194 133H196V136H195V134ZM251 133V135H249ZM77 134H79V136L81 135L82 137H83V139L84 140H82V138H81V136H80V138L78 137V135ZM93 134V135H92ZM95 134L97 135V136H95ZM102 134V135H101ZM113 134H114V137H116L115 135H117L118 134V136H119V139H120V137H122L121 139V141L118 139V136L116 137V138H114L113 137ZM135 134V135H134ZM153 134H154V136H153ZM160 134H162V136H164L165 134H167L166 135V137H164V138H162L161 139V137L159 136ZM228 134H229V136H230V138H229V136H228ZM240 134V133H239ZM55 135V134H54ZM68 137H67V136ZM77 135V136H76ZM112 135V136H111ZM121 135V136H120ZM123 135V136H122ZM124 135H125V137H124ZM128 135H129V137H128ZM191 135L194 137V139L192 140V137H191ZM219 135H221V133L220 134H218V136ZM245 135V134H244ZM66 136V137H65ZM71 136V137H70ZM74 136V138H72ZM158 136H159V138H158ZM185 136H186V139H185ZM223 136V137H224ZM254 136V135H253ZM86 137V138H85ZM91 137H93V138H91ZM110 137V138H109ZM136 137H137V135H136ZM140 137V138H141ZM189 137V138H188ZM196 137V138H195ZM199 139H198V138ZM215 137V138H214ZM232 137H233V139H232ZM251 137V138H250ZM257 137H259V138H261V137H263V136H257ZM53 138V137H52ZM106 138V139H105ZM112 138V141H114L113 140V138L114 139H116V140H118V141H120L119 143H121V144H118V141H115V142H113L114 144H115V146H116V148L115 147H112L111 145H109L112 141L110 140ZM157 138H158V140H157ZM174 138H175V136H174ZM173 138V139H174ZM228 138H229V140H228ZM238 138H239V136H238ZM57 139V140H56ZM60 139L62 140V142L60 141ZM70 139H73L72 141H74V142H72L73 143V146H74V151H72L71 152V154H69L70 153V150H69V148H71V146L70 145H72V143H71V140ZM87 139V140H86ZM91 139V140H90ZM94 139V140H93ZM102 139V140H101ZM125 139V140H124ZM128 139V140H127ZM166 139L168 140V141H166ZM196 139V141H194ZM205 141H204V140ZM212 139V140H211ZM249 139L252 141H249ZM66 140L67 141H69L70 140V142H67L66 143ZM90 140V141H89ZM93 140V141H92ZM96 140V141H95ZM105 140H107V141H104ZM164 141V143L167 145V143H170V142H172L173 144L175 143H178L177 145H183V147L181 148L182 150H184V152H187L188 154H189V152L191 153V154H189L188 156H187V154L186 153H181V154H186L184 157H183V155L181 156V154L179 153V152H182V150L180 151L179 149V146H177V145H171L170 146V144H169V147H170V149H168L167 151L166 150H157V149H163L164 147H166V149L168 148V145L166 146V145H163L164 143H163V141ZM185 140H186V144H185ZM187 140H188V143L190 144V146L188 147V145L189 144H187ZM48 141H49V143L50 144H48ZM85 142V143H83V142ZM95 141V142H94ZM109 141H111V142H109ZM157 141V142H156ZM158 141H159V144H158ZM160 141H162L161 143L162 144H160ZM192 141H193V143H192ZM217 141H220L222 144H220V143H218V144H216V142ZM235 141H236V139H235ZM243 141V142H242ZM54 142V143H53ZM88 142V143H87ZM91 142V143H90ZM101 142V143H100ZM103 142V143H102ZM132 142H133V140H132ZM131 142V143H132ZM141 142H144L143 141V137L141 138ZM191 142V143H190ZM197 142V143H196ZM202 142V144H201V146H198V144H200V143ZM207 145H205L204 143ZM249 142V143H248ZM250 142H251V144H250ZM69 143V145H67ZM87 143V144H86ZM90 143V144H89ZM93 143V144H92ZM94 143H95V145H96V147H95V145H94ZM104 143H106V146H107V144H108V148H106V146H104L105 144ZM130 143V145H132ZM147 143V144H146ZM152 143H153V145H152ZM157 143V144H156ZM196 143V144H195ZM210 143H212V142H210ZM228 143V144H227ZM230 143V144H229ZM233 144V146L236 148H234L233 150H231V149H229V147ZM53 144H54V148L52 149V151H50V148L49 147H51V146H53ZM80 144V146H79V148L77 147L78 145ZM86 144V145H85ZM112 144V143H111ZM118 144V145H117ZM154 144L155 145H160V146H164L163 148H161L160 146H155L154 147ZM194 144V145H193ZM204 144V145H203ZM50 145V146H49ZM83 145H84V147H83ZM92 145L95 147V149L92 147ZM101 145V151L103 152H101L100 151V146ZM121 145V146H120ZM129 145V146H130ZM193 145V146H192ZM198 146L199 147V149H197V147L196 146ZM216 145V146H215ZM226 145L228 146L227 147V149H226ZM258 145V144H257ZM256 145V146H257ZM70 146V147H69ZM92 147V149L93 150H96V148H97V150H96V152L97 153H95L94 151H92V150H90L91 149V147ZM104 146V147H103ZM109 146H111V148H113V150H111L110 149V147ZM121 148H120V147ZM126 146H127V144H126ZM129 146H127V150H129L130 148H129ZM174 146H176V147H178L179 149H177L176 148V150L178 151L179 150V152H177V151H175L176 153L175 154H177V155H179V156H181L182 157V159H184L185 158V160H188L187 159V157H189L190 155H191V157H189V158H191L190 160L193 162V161H195V163H193V164H195L194 166L196 167L197 165L198 166H200V168H198V166H197V171H195L196 172V174L193 172L194 171V169H195V167L193 166L192 167V165L190 164L189 165V167H188V162L186 163V166L188 167V169L190 168V170H188V172L190 171L191 172V170H192V175H193V173H194V178H192L191 176V173H190V175H189V178H191V180H193V179H195V180H193L192 182H195V184H188L189 186L187 187L188 189H189V187L191 188V190H189L190 191V195L189 196H192V197H194L195 195H197L196 193H197V191L199 192L198 193V199H200V194H202V196L201 197H203V196H205V197H203L204 198V200H202L203 198H201V200H199V201H202V203L201 204H203V201H206L204 204H205V208L203 207V205H202V207H201V209H206V205L208 206L210 203H212V202H218L219 203V205H220V208H221V210H219L220 208H218V207H215L216 205L215 204H212L213 206L211 207V209H210V207L209 208H207V210H209V211H211L212 210V208L213 207H215V208H218V210H216V209H213V214L212 213H210V212H207V214L209 215H211L212 217H213V215L215 216V218L218 216V214H219V217H217L215 220H218L219 222H217V224H222V225H220V226H222L221 227V231H218V232H222V234L220 235H218V236H221V239L218 241V242H216V244L218 245H216L215 247L214 246H211L210 245V247H207L209 244L207 243V240L206 239H202L203 241L204 240H206V243L205 244H208L207 246L206 245H203L204 243H203V241H201V238H203V236L207 233V231L209 230V233L211 234L212 232L214 233V231H217V230H220L219 229V227H217L218 225L216 224L215 226H214V223H216V222H214L215 220H214V217H213V219L212 220H214L213 222H212V220H211V218H210V216H207V214L205 213L204 214V212H203V210H201L200 209V211H202V212H198V210H197V212L198 213H196L194 210H193V208H197V207H195V204H192V203H190L189 202V204H191V207L190 208H192V206L194 205V207L192 208V212H190V214L191 213H195V215H193V216H195V217H193L194 219V221L193 220H191V224H192V221L194 222L193 224H196L195 226H196V228H194L195 226L193 225V231H194V233H195V229H197V231H200L199 233L200 234H198V233H193L191 230H189L191 233H193L192 234V236H193V238L191 237V235H189L190 237H188V234H190V232H188L187 233V231L185 232L186 233V235L187 236H185V237H188V238H190V240H191V243H192V247L191 248H189L190 246H189V244H188V246H187V248H186V250L187 249H189L187 252H188V254H189V251L191 252V254H190V256L192 255V254H194V257L192 256V257H190V256H184L183 257V255H182V260H180L181 258V256L178 258L177 257V259H174V258H176L175 257V255L174 254H172L169 250L171 249L170 247H173V249H174V243L172 244V243H170V244H168L169 242H170V240H172V239H177V237H178V239H179V241H180V243H181V239L182 238H184V237H181V236H184L185 235V233L180 229V227L182 228V226L180 225V223L182 224V221L180 222V220H179V222H177L178 220H177V218H176V222H177V224H179L180 225V227H179V225L177 226L179 229V231L177 230V228H176V225H174L176 222L174 221V220H171L172 219V217H170V220L171 221H174L175 223H172L171 221H169V218H167L168 217V212L167 211H169L168 209H170V207L172 206V204H171V202L173 201V199L174 198H176V196L175 197H170L169 196V198H168V195L166 196V194L169 192V191H173V192H175L174 190H169L168 191V183H170L169 181L170 180H172V182L175 180L174 178H176V177H173L172 176V173H169L170 171L168 170L169 169V166L168 165H170V164H168V165H166V163H171V161H168V160H170V157H171V155H170V157H167L166 159H165V157H164V155H163V153H165V156H168L169 155V153H172L173 151H174ZM180 146V147H181ZM195 146V147H194ZM221 146H223V147H221ZM250 146V147H249ZM76 147L78 148V149H76ZM80 147H82L83 149H84V151H80V149L82 150V148H80ZM89 147H90V149H89ZM99 147V148H98ZM131 147V146H130ZM131 147V148H132ZM140 147H142L143 148V144H141V146ZM148 147H150V148H148ZM152 147L153 148H156V149H154L155 150V154L152 152L153 151V149H152ZM202 147H203V149H202ZM220 147V148H219ZM244 149H243V148ZM248 147V148H247ZM261 147L262 146H260L259 148H257L258 150H260L261 149ZM264 147V146H263ZM73 148V147H72ZM72 148H71V150H72ZM104 148V149H103ZM146 148H148L147 150H146ZM173 148V150L171 151V149ZM188 148H192L191 150L190 149H188ZM221 148H223L221 151H220V149ZM224 148H225V150H224ZM247 148V149H246ZM256 148V147H255ZM61 149V150H60ZM106 149L108 150V152L106 151ZM117 149H119V150H117ZM149 149H151L150 151H149ZM193 149H194V151H193ZM257 149H255L254 150V148H253V150H254V152H252L251 151V154L249 153V155H250V159H251V161H258L259 159H260V156L262 157V154H264L263 152V150L262 149H264V148H262L261 149V154H260V151H257ZM54 150V151H53ZM69 152H68V151ZM75 150H77V151H75ZM114 150H116L117 151V153H118V151H119V153L121 152V156H123V155H126V156H124L126 159L124 160V159H122V158H124V157H121L119 154V157L116 155V153H114L115 155L114 156H112L111 154L113 153V152H110V151H114ZM121 150V151H120ZM123 150V151H124ZM138 150V151H137ZM142 152H141V151ZM195 150H197L196 152H197V154H196V156H194L195 154H193L192 153V151L195 153ZM199 150V151H198ZM202 150V151H201ZM229 150V151H228ZM241 150H246V151H244V152H240ZM78 151H80V152H82V153H80V152H78ZM115 151V152H116ZM126 151V150H125ZM159 151H162L161 153H162V155H160V152H159V157H158V155H156V154H158V152ZM164 151H166V152H164ZM169 151V152H168ZM171 151V152H170ZM189 151V152H188ZM227 151V152H226ZM233 151V152H232ZM53 152H55V153H53ZM64 152H66V153H68V154H66V153H64ZM99 152H101V153H99ZM150 152H152V154L150 155L149 153ZM217 152H219V153H217ZM225 152H226V154H225ZM236 152V153H235ZM257 152V153H256ZM64 153V154H63ZM111 153V154H110ZM128 153V154H127ZM209 153V154H210ZM222 153V154H221ZM224 153V154H223ZM231 153H233V155L231 156ZM238 153V154H239ZM256 153V155H254ZM53 154H55V156L53 155ZM60 154H62V155H67L69 158L67 159V161H68V163L66 162V163H64V159L66 160V156L64 157V156H62L61 157V155ZM107 154H109V155H107ZM134 154H135V151H134ZM149 154V157L147 156ZM167 154V155H166ZM172 154H174V152L172 153ZM174 154V155H175ZM209 154H206V155H209ZM237 154V155H238ZM257 154H260V156H258V157H256L257 156ZM105 155V156H104ZM156 155V157L154 158L155 159V161L153 160V157H151V156H155ZM173 155V156H174ZM177 155H175V156H177ZM211 155V154H210ZM52 156L54 157V158H52ZM57 156V157H56ZM100 156L101 157H103L102 158V161H103V159H107V158H105L106 156L108 157L109 156V158H108V160H104L105 162H103V165H102V161L100 162L99 161V159H100ZM146 156L148 157V160L146 159ZM162 156V157H161ZM174 156V157H175ZM179 156H178V159H179ZM192 156H194V158H192ZM213 156H214V154H213ZM213 156H211V158L213 157ZM217 156V155H216ZM222 156H223V159H221V161H220V157L222 158ZM226 156V157H225ZM233 156H235V157H233ZM238 156V157H239ZM254 156H255V158H254ZM264 156V155H263ZM55 157H56V159H55ZM113 157V158H112ZM114 157H116V158H114ZM152 158V160H150L151 158ZM161 157V158H160ZM164 157V158H163ZM196 157V158H195ZM202 157V156H201ZM199 158V162H200V159H202L203 157H205V156H203L202 158ZM247 157V158H248ZM252 157V158H251ZM49 158H51V159H55V160H53V162H54V164H53V162H51L53 165H55V166H52V168L53 167H56V172H53L52 174H50L49 173V171L51 170L49 167H48V165H46V164H48L49 162H47V161H50L49 160ZM110 158H112V159H110ZM118 158V159H117ZM150 158V159H149ZM158 158V160H159V158H160V160H159V162L156 160ZM163 158V159H162ZM169 158V159H168ZM175 158H177V157H175ZM175 158H173V159H175ZM209 158H210V156H209ZM248 158V159H249ZM113 159H114V161H113ZM115 159H117L118 160V164H116V161H115ZM137 159V160H136ZM139 159H141L140 160V162L142 163V161L143 160H146L145 161V163H147V165L148 164H150L151 163V161L153 162L154 161V164L155 165H157L156 167L159 169H162L161 168V166H163L164 164L166 165V167L168 166V168H167V170L168 171H166L165 172V169H166V167L164 166V170L162 171L163 173H159L158 172V169L155 167V166H152V165H146V164H144V161H143V163H142V166H141V164L139 163V165L137 164L138 162L137 161H139ZM193 159H196V160H193ZM254 159V160H253ZM256 159H258V160H256ZM264 159V158H263ZM263 159H262V161H263ZM61 160H63V161H61ZM109 160H111V162H109ZM162 160V161H161ZM166 160V161H165ZM171 160H172V158H171ZM189 160V161H190ZM203 160H204V158H203ZM205 160H206V158H205ZM214 160L216 161V162H214ZM244 160H245V158H244ZM261 160V159H260ZM52 161V160H51ZM97 161V162H96ZM148 161V162H147ZM165 161V163H163ZM176 161V160H175ZM177 161H179V160H177ZM176 161V162H177ZM207 162L208 161H210V159H208V157H207V160H206ZM223 161V162H222ZM233 161V160H232ZM107 162V164H105ZM137 162V163H136ZM157 162V163H156ZM173 162H174V160H172V163H171V165L173 164ZM179 162H181V160L179 161ZM178 162V163H179ZM207 162H204L205 164H209V162L207 163ZM94 163V165H92V164ZM108 163H109V166H108ZM127 163V164H126ZM134 163V164H136V166L138 165V166H140V167H138L137 166V170H138V168L139 169H143L145 166H147L148 168L150 167V169L151 168H153V167H155L156 169H157V174H155V176H158V173H159V176H158V179L159 180H161L160 178L162 177L163 178V180H164V178H165V180L164 181H166V176H168V173H169V179L170 180H168V178H167V181L166 182H164L165 184H167L168 186L167 187H165L166 185H164V183H162V189L164 190L165 189V191H163V193H164V195H165V197L163 196V198H162V195L160 196L159 194L160 193H162V191H157L156 189H155V191H154V185H153V181H154V179H155V176L151 173V172H149V170L147 171V174H148V172L149 173H151L152 175H153V181L150 179V182H149V179H147L148 181H145L146 180V178L149 176V174H148V176H145V174H146V172L144 173V171L143 170H145V169H143V170H141V171H139V175L137 174L136 176H140V182L138 183V181L139 180H137V178H136V180L135 181H137L136 183L137 184H135V182L132 180L131 182L132 183H130L129 184V181H128V178L130 177V174H132L135 170H133L134 168H136L135 167V165L133 164V166H132V164ZM183 163V160H182V162H181V164ZM185 163V162H184ZM201 163H203V162H201ZM228 163V162H227ZM229 163H230V161H229ZM254 164V162H251V164ZM263 163H264V161H263ZM51 164V165H52ZM86 164V165H85ZM91 164V165H90ZM116 166H115V165ZM143 164H144V166H143ZM151 164H153V163H151ZM180 164V165H181ZM223 164V165H222ZM84 165V166H83ZM130 166V167H128V169L127 170H129V172H127L126 171V169H125V171H126V173H128V174H126L125 172H122V171H124V166H125V168H126V166ZM234 165V164H233ZM245 165H246V163H245ZM260 165H262V164H260ZM49 166H50V164H49ZM87 166V167H86ZM106 166H108V168L106 167ZM110 166H112V167H110ZM132 166V167H131ZM159 166V167H158ZM172 166H174V165H172ZM184 166V165H183ZM186 166H184V167H186ZM223 166H225V168L223 167ZM230 166H232V165H230ZM230 166H228V167H230ZM46 167H48V168H46ZM102 167H104V168H102ZM134 167V168H133ZM184 167H182L181 168V170H183L184 169V172L185 171H187V170H185V168ZM204 167V169H202ZM222 167V168H221ZM251 167H255V169L256 170H260L261 169V167H259L260 169H257V166H256V164H255V166L254 165H252ZM250 167V168H251ZM264 167V166H263ZM106 168V169H105ZM146 168V167H145ZM170 168H171V166H170ZM193 168V169H192ZM210 168H212V167H210ZM231 168V167H230ZM230 168H229V170H230ZM48 169H50L49 171H47ZM123 169V170H122ZM130 169H132L133 170V172L132 171H130ZM172 169H173V167H172ZM172 169H171V172H172ZM199 169L201 170V172L203 173H201L200 171H199ZM222 169V170H221ZM232 169H233V166H232ZM242 169V168H241ZM264 169V168H263ZM136 170V171H137ZM155 170V169H154ZM196 170V169H195ZM215 170H216V173H215ZM217 170H219V172H217ZM248 170H249V168H248ZM53 171H55V168H54V170ZM117 171V172H116ZM150 171H152V170H150ZM161 171V170H160ZM199 171V173H197ZM204 171H207V169L206 170H204ZM213 171V172H212ZM226 171V172H225ZM233 171V170H232ZM258 171H255V172H257L258 173ZM132 172V173H131ZM152 172H154V171H152ZM165 172V173H164ZM173 172H174V170H173ZM176 172V171H175ZM188 172H185V173H187L188 174ZM225 172V174H223V173ZM234 172V171H233ZM253 172H254V169L252 168V172H250L249 171V174H247L248 175V177H250L252 174H253ZM255 172H254V176L256 177L257 175H255ZM259 172H262V171H259ZM85 173H87L88 174V176H86L87 174H85ZM118 173V174H117ZM122 173H125V179H124V176L122 175ZM155 173H156V170H155ZM201 173V174H200ZM206 173V174H207ZM213 173V174H212ZM219 173V174H218ZM236 173V172H235ZM248 173V172H247ZM50 174V175H49ZM90 174H92L91 175V177H92V179H91V181L92 182H94L93 184L90 182V185H89V187H88V185H87V181L89 182L90 181V179H89V175ZM119 174H120V176H122L123 177V179H122V177H119ZM146 174V175H147ZM151 174H150V176H151ZM163 174H167L165 177L163 176ZM198 174H200L201 176H199ZM210 174V175H209ZM227 176L226 177V180H224V181H226L227 182V184H228V186H230L229 188H227L228 186H227V184H226V186L224 187V191H226V190H228V191H226L225 192V194H223L224 193V191H221V195H222V197H223V195H224V198H221V196L219 197L221 200L223 199H225L224 201H225V203L224 204H222V202H221V200L217 197L218 195L217 194H219V190H217V191H219L217 194H215L216 195V198L215 197H213L211 194H212V192L209 194L208 193V187L210 188V187H212V186H214V183H216V181H217V184L215 185V186H217V185H219V186H224L225 185V182L224 183H222L223 181H221V180H215L217 177H219V176ZM262 173H259L258 175H261ZM264 174V173H263ZM51 175H53V176H51ZM81 175H84V176H82V179H83V177L86 179L87 177V179L86 180H84L83 182H81L80 183V180L82 181V179L80 178L81 177ZM129 175V176H128ZM135 175V174H134ZM215 175H216V178H215ZM246 175V174H245ZM250 175V176H249ZM51 176V177H50ZM55 176V177H54ZM95 178H94V177ZM116 176H118L117 178H116ZM133 176V175H132ZM131 176V177H132ZM135 176V177H136ZM175 176V175H174ZM183 176H185V175H183ZM209 176H213L212 178H213V180H212V178L210 177L209 178ZM223 176V177H224ZM228 176H230V178H228ZM254 176H252V178L254 177ZM97 177H98V179H97ZM128 177V178H127ZM130 177V178H131ZM134 177V178H135ZM160 177V178H159ZM171 177V178H170ZM186 177H188L187 175H186ZM201 177V178H200ZM208 178V181H207V179L205 180H202V178ZM264 177V176H263ZM263 177H261V176H257V178H256V180L257 181H259V182H257L256 180H255V178L253 179L254 180V182H252V184H254L255 182H257L255 185H252L253 186V189L254 190H252L254 193H262L263 194V192H264V178ZM118 178H119V181L121 182L122 180H123V182H122V184H120V182L118 181ZM121 178V179H120ZM149 178V177H148ZM196 178H199L198 179V181H202V184H204V182L203 181H207L208 183H209V186H207L206 187V189H207V192H202V188L205 190V186L203 185V187L200 189L199 188V186L198 187H196L195 188V186H196ZM235 178V179H234ZM263 178V179H262ZM132 179H133V177H132ZM139 179V178H138ZM174 179V180H173ZM186 179V178H185ZM219 179H221V177L219 178ZM94 180V181H93ZM125 180H127L128 182H126ZM129 180H131V179H129ZM158 180V181H159ZM211 180V182L213 183V185H211L212 183H210L209 181ZM215 180V181H214ZM233 180V181H232ZM86 181V182H85ZM98 181V182H97ZM118 181V182H117ZM144 181H145V184L146 185H144ZM162 181V180H161ZM161 181H159L160 183H161ZM200 181V182H201ZM214 181V182H213ZM221 181V182H220ZM241 181V180H240ZM245 181H247L245 178H244V181H243V183H245ZM248 181L250 182V180L248 179ZM248 181H247V183H248ZM79 182V183H78ZM126 182V183H125ZM155 182H157V180L155 181ZM158 182V183H159ZM171 182V183H172ZM218 182H220V183H218ZM84 183V184H83ZM97 183V184H96ZM147 183L149 184H151L152 186H153V189H149L150 187H151V185L149 186H147ZM175 183H176V181H175ZM89 184V183H88ZM125 184V185H124ZM133 184V185H132ZM156 184V183H155ZM177 184V183H176ZM202 184L200 183V184H198L197 183V185H200V186H202ZM207 184V183H206ZM205 184V185H206ZM95 185H97L96 187H95ZM128 185V186H127ZM159 185V184H158ZM164 185V186H163ZM175 185V184H174ZM173 185V186H174ZM195 185V186H194ZM208 185V184H207ZM245 185H246V183H245ZM244 185V186H245ZM249 185H250V183H249ZM91 186L94 188L95 187V189H92L91 188ZM144 186H146V187H144ZM156 186V185H155ZM218 186V187H219ZM222 186L220 187L222 190H223V188H222ZM244 186H243V188H244ZM82 187H84L85 189H83L84 191H85V193L87 194V193H89L88 195H86V194H84V191H82L81 189H82ZM145 189V191H147V189L148 190H151V195H152V192L154 193H156V195L158 196V200H156V202H153V201H155L154 199H156V196L154 197V199H153V201H152V196L151 197H149V195L147 196V194H149V192L147 193V192H145L144 191V189ZM157 187V186H156ZM161 187V186H160ZM164 187V188H163ZM217 187V188H218ZM237 187V186H236ZM86 188H87V190H86ZM91 190H90V189ZM147 188V189H146ZM152 188V187H151ZM192 188H193V190H192ZM214 188V187H213ZM226 188V189H225ZM248 188H251V187H248ZM89 189V190H88ZM158 189V188H157ZM167 189V190H166ZM169 189H171V186H170V188ZM186 189V188H185ZM187 189V190H188ZM196 189H198V190H196ZM211 189V188H210ZM160 190V189H159ZM247 190V192L248 191H250V190H248L247 189V186H245V191ZM90 191H92V193L90 192ZM166 191H168V192H166ZM177 191V190H176ZM194 191H195V195H194ZM206 191V190H205ZM216 191V192H217ZM157 192H159V193H157ZM165 192H166V194H165ZM173 192H172V194H173ZM178 192V191H177ZM186 192V191H185ZM202 192V193H201ZM213 192H215V191H213ZM84 194V195H81V194ZM90 193H91V196H92V200L90 199V198H88V197H91L90 196ZM145 193V194H144ZM147 193V194H146ZM170 193V195H171V192H169ZM186 193H188V192H186ZM206 193L208 194V195H206ZM232 193V194H231ZM174 194H176V193H174ZM173 194V195H174ZM262 194H260V195H262ZM155 195V194H154ZM194 195V196H193ZM214 195V194H213ZM214 195V196H215ZM229 195V196H230ZM242 195V197L244 196L243 194H241ZM254 195V194H253ZM252 195V196H253ZM260 195H256L255 197H257L258 198V196L260 197ZM172 196V195H171ZM188 196V195H187ZM206 196H207V199H208V197L209 196H212V198H214V199H209V201H211V202H207V200H206ZM235 196V195H234ZM233 196V197H234ZM238 196V195H237ZM264 196V195H263ZM263 196H261V197H263ZM87 197V198H86ZM245 197V198H246ZM260 197V198H261ZM162 198V199H161ZM168 200H170L171 198H173L172 199V201L171 202H169V205H166V201H167V199ZM178 198V197H177ZM180 198V197H179ZM188 198V197H187ZM211 198V197H210ZM249 198V199H248ZM260 198H258V199H260ZM89 199V200H88ZM131 199V200H130ZM192 200H193V198H191ZM197 198L195 197L194 198V201L196 200ZM198 199H197V202L196 203H198L199 201H198ZM219 200V201H217V200ZM228 199V198H227ZM232 199V198H231ZM230 199V200H231ZM130 200V201H129ZM166 200V201H165ZM175 200H177V199H175ZM175 200H174V202H172L173 203V205L175 204ZM191 200V201H192ZM214 200V201H213ZM235 200V199H234ZM233 199H232V202L234 203V205L232 204V202L230 201V203H229V201L226 203V205H228V208L226 209V210H229L230 209V207H232L233 206V208H234V206L235 207H237L235 204H236V202L234 201ZM92 201V202H91ZM158 201H160V202H162V203H160V202H158ZM164 201V202H163ZM190 201V200H189ZM248 201L250 202V203H248ZM125 202L127 203V205L125 204ZM129 202H130V204H132V206L129 204ZM150 202H153L152 204L155 206V203L157 204V202L159 203V205L157 204L155 207H157L156 209H158V206H160V204H161V206L163 205V207L164 208H166V210L167 211H163V212H165V213H163V215H165L164 217H166V215H167V217H166V220H167V224H168V226H167V224H165L166 222L164 221L165 220V218H163V215L161 216L160 214L158 215V217H157V219H155L154 218V220H155V223H156V225H155V227H154V222H153V219H152V217L150 216L149 218H151V222H149L148 221V223H147V225H146V222H147V219H148V215L147 214H149V213H146L147 212V205H148V207H150V205H152V204H150ZM187 203H188V201H186ZM193 202V201H192ZM215 202V203H216ZM258 202V203H257ZM92 203H95V204H93V206H91V204ZM207 203H209V204H207ZM218 203H216V204H218ZM223 205V207H221L222 205ZM90 204V205H89ZM129 204V205H128ZM230 204H231V206H230ZM89 205V208H90V210H92V212L89 210V208H86L87 206ZM127 207H126V206ZM176 205V204H175ZM197 205V204H196ZM215 205V206H214ZM86 206V207H85ZM98 206H100V207H98ZM131 206V207H130ZM151 207V209L152 208H155V207ZM168 206H170L169 208H167ZM187 206V207H188ZM230 206V207H229ZM91 207L93 208V209H91ZM96 207V208H95ZM188 207V208H189ZM225 207V208H224ZM88 209V211L87 210H85V209ZM96 210H95V209ZM97 208H98V211L100 210V208H101V210L98 212L97 211ZM128 209V210H130V212L128 213V211L126 210V209ZM163 208V209H164ZM200 208V206H198V209ZM233 208H231V209H233ZM150 209V208H149ZM148 209V212L149 211H151V210H149ZM162 209V207H159V209L158 210H156V212L157 213H161L162 214V212L160 211V210H163ZM230 209V210H231ZM165 210V209H164ZM190 210V209H189ZM196 210V209H195ZM216 210V211H215ZM233 210H236V208H234ZM263 210V211H262ZM84 211L88 214L89 213V211L91 212V215H92V217H91V219H90V217L88 216V215H86V213H84ZM105 212V214H104V212ZM179 211V210H178ZM232 211V210H231ZM230 211V212H231ZM254 211H255V209H254ZM94 212V213H93ZM97 212V213H96ZM105 215V216H107L108 218H104V215L102 214V213ZM205 212H206V210H205ZM216 212V213H215ZM221 212V213H220ZM223 212V213H222ZM96 213V214H95ZM99 213H101V214H99ZM117 215V217H118V219H116V215ZM128 215V216H126V214ZM168 213V214H167ZM189 213V211L187 212V214ZM203 213V214H202ZM218 213V214H217ZM263 213V214H262ZM189 214V215H190ZM200 214L202 215V216H206V218L208 219V218H210V222H209V220L208 221H204L205 219L204 218H202V217H200ZM217 214V215H216ZM260 214H262V218H260L261 217V215ZM89 215H90V213H89ZM90 215V216H91ZM96 215H98V216H96ZM101 215V216H100ZM102 215H103V218H102ZM147 215V216H146ZM188 215V217L190 218V216ZM247 215H249L248 213H247ZM87 216V217H86ZM145 216H146V221H144L145 222V228H146V231H148L149 229H150V223L153 225V227H151V232L152 233H156V232H158V233H160V235H161V233L165 230V231H167V230H169L168 228H166L165 227V225L167 226V227H170V223L172 224L171 225V227L170 228H172V229H174V230H176L177 232H176V235H175V232H174V230H173V232H171V230H169L168 232H166L165 233V231L162 233V235L164 236H162L161 235V239H159L158 240V237H160V235L158 236L157 234L155 235V234H153L152 235V233L151 234H148V232L146 233L145 231H143V229H142V235H141V239L143 240V238L142 237H144L143 236V234L145 233V234H148L149 235V238H148V235H145V236H147V237H145V240H143V242L141 241H137V237L139 238V236L140 235H137V234H139L137 231H139L140 232V234H141V231H140V226L142 227L143 226V224H144V222L143 221H140V220H145ZM159 216H161L160 217V219L158 220V218H159ZM223 216H221L220 218H222L223 219ZM95 217V218H94ZM97 217H99V218H97ZM112 217H114L115 219H112ZM126 217V218H125ZM130 217V218H129ZM191 217H192V214H191ZM89 218V219H88ZM102 218V219H101ZM128 218V219H127ZM161 218H163L162 220H161ZM92 219H94V220H92ZM99 221H98V220ZM105 219V220H104ZM132 219V220H131ZM175 219V218H174ZM200 219H202L203 220V224L206 226V224H207V222H208V226H210V227H212V230H214V231H212V232H210V228H207V231L205 232V226H201L200 225ZM206 219V220H207ZM260 219H262V220H260ZM90 220V221H89ZM96 220V221H95ZM115 221V224H114V222L113 223H111L110 224V222L111 221ZM118 220V221H117ZM120 220H122V221H120ZM149 220V219H148ZM158 220V221H157ZM94 221L95 222H99V224H100V226L98 225V223H94ZM106 222V225L104 224V222ZM128 221V222H127ZM131 221V222H130ZM162 221H164V222H162ZM186 221V220H185ZM220 221H221V223H220ZM261 221L263 222V223H261ZM89 222H90V224L93 222V224H91V225H93V226H91V225H89ZM103 224H102V223ZM107 222H109V223H107ZM120 222H122V224L120 223ZM140 222H143L142 224H139ZM160 222L163 224V226H162V224H160ZM169 222V223H168ZM187 222V221H186ZM233 222V221H232ZM259 222V224H256V223H258ZM154 223V224H153ZM159 223V224H158ZM209 223L212 225H209ZM229 223V224H228ZM252 223H254V224H252ZM97 224V226L98 227H96L95 228V225ZM112 225V226H110V227H112L111 229H110V227L108 228V230H107V227H104V225L105 226H109V225ZM126 224V225H125ZM118 225V226H117ZM122 225H124L123 226V229L121 228L122 227ZM158 225V226H157ZM174 225V226H173ZM186 225V224H185ZM250 225H251V228H250ZM102 226V227H101ZM116 226H117V228H121V229H118V232H117V229H116ZM156 226H157V228H156ZM161 226V227H160ZM174 228H173V227ZM214 226V227H213ZM252 226H254V227H252ZM262 226V227H261ZM100 227V228H99ZM104 227V228H103ZM114 227V228H113ZM124 227H125V229H124ZM163 227V228H162ZM202 227V228H201ZM207 227V226H206ZM226 227V228H225ZM91 228H93V229H91ZM103 228V229H102ZM134 228H138V230L137 229H134ZM157 229V231L155 232V230ZM158 228L160 229V230H158ZM204 228V229H203ZM216 228V229H215ZM224 228V229H223ZM85 229V231H86V229L88 230V231H86L85 233H90V234H92L91 235V238H90V240H89V238L88 237H90V235L89 234H87V238H88V241H87V238L85 237V233L83 234V230ZM97 229H99V230H97ZM131 229L132 230H135V231H131ZM153 229H154V232H153ZM162 229V230H161ZM90 230H92V231H90ZM103 230V231H102ZM104 230H105V232H104ZM114 230H116V234H117V236H115L116 237V240L118 239L119 240V237H120V235L119 234H121V237H124L123 239L122 238H120V240L118 241H116L117 243H115L114 242V244H113V240H114V238L111 240V238H110V236H114L115 235V231ZM121 230V232H119ZM128 230H130V231H128ZM145 230V229H144ZM223 230H226V231H223ZM252 230V229H251ZM96 232V233H94V232ZM98 231V232H97ZM108 231V232H107ZM112 231V232H111ZM160 231V232H159ZM196 231V232H197ZM254 231V230H253ZM101 232V233H100ZM102 232H103V234H102ZM133 232V233H132ZM135 232V233H134ZM144 232V233H143ZM171 232V234H173V236L172 237H175L176 236V238H172L171 237V235L169 234ZM179 232V233H178ZM180 232H183V233H181L180 234ZM104 233H107V235H108V238L112 241V242H110V244L108 243L110 240H108L107 239V237L106 236H104L105 234ZM108 233H110V234H108ZM130 233H131V236H130ZM149 233H150V230H149ZM165 233V234H164ZM168 233V234H167ZM209 233H207V235L209 234ZM223 233H225V234H223ZM229 233V232H228ZM96 234L98 235V239H95V237H96ZM177 234H180V235H177ZM184 234V235H183ZM215 234V233H214ZM248 235L247 237H246V235ZM94 235V236H93ZM119 235V236H118ZM124 235H126V236H124ZM155 235V236H154ZM175 235V236H174ZM207 235L204 237V238H206L207 237ZM216 235H217V233H216ZM226 236L225 238H223L224 236ZM83 236L85 237V241H84V238H83ZM152 236H154L155 237V239H153V237ZM167 236H169V237H171V238H169V237H167ZM194 236H195V239H194ZM233 236V235H232ZM92 237H94V238H92ZM101 237V238H100ZM131 237V238H130ZM134 239H133V238ZM152 237V238H151ZM169 238V239H167V238ZM209 237V236H208ZM228 237V238H229ZM234 237V236H233ZM248 238V241H249V239H251V241H249V243H247L246 241V238ZM79 240H77V239ZM106 238V239H105ZM125 238H128V239H125ZM132 239V240H130V239ZM163 238H166L165 240L167 241H165ZM196 238H197V240H196ZM210 238L212 239V238H217V237H215V236H212V235H210ZM220 238V237H219ZM254 240H253V239ZM256 238V239H255ZM261 238V239H260ZM66 239H68L69 240V242L66 240ZM71 239V240H70ZM91 239L92 240H94L93 241V243H92V241H91ZM102 239H105V240H107L108 242H107V244H105L104 242H100V241H103ZM135 239H136V241H135ZM141 239H139V240H141ZM154 241H153V240ZM177 239V240H178ZM196 240V243L197 242H199L198 241V239H200V242H201V244L203 245V248L200 246V245H198L199 246V250L201 251H203V252H200L198 249L197 250H195V245H197V244H195L194 245V243L195 242H192V240ZM224 239V240H223ZM232 239V240H231ZM74 240H77V241H74ZM80 240H82L83 241V245L82 244H79V245H82V246H86L87 248H86V250H85V248L84 247H82V246H79L78 245V243H81V241ZM123 240V241H122ZM148 240V241H149ZM159 241V242H161L160 244H162V245H160L159 244V242L158 243H155L156 241ZM184 240V239H183ZM189 240V241H190ZM193 240V241H194ZM216 241L218 240V238L217 239H215ZM221 240H223V242H220ZM256 240V241H255ZM76 242L75 244L74 243H72V242ZM147 241V242H148ZM169 241V242H168ZM172 241H174V240H172ZM179 241H178V243H176L175 245H177V244H179ZM186 241H188V240H186ZM209 241V240H208ZM211 242H214L213 240H210ZM225 241V242H224ZM246 243H245V242ZM261 241L263 242V243H261ZM71 242V243H70ZM78 242V243H77ZM87 242V243H86ZM99 242L101 243L100 245H99ZM121 242H124V246L122 245L123 243H121ZM128 242V243H127ZM165 242L167 243V245L165 244ZM200 242H199V244H200ZM220 242V243H219ZM228 242V243H227ZM259 242V243H258ZM85 243V244H84ZM92 243V245L94 246H96V245H98V246H96V247H98L96 250H95V248L96 247H94L93 248V246L91 247L90 246V244ZM104 243V244H103ZM119 243H120V245L122 246V247H120V245H119ZM128 244V246H127V244ZM132 243H135V244H132ZM136 243H139V245H137ZM149 243V242H148ZM147 243V244H148ZM184 243V242H183ZM183 243H182V245H183ZM223 243V244H222ZM230 243H231V245H233V249L235 250H237V251H239V252H235V251H232V246L230 245ZM245 243V244H244ZM254 243H257V244H254ZM74 244V245H73ZM111 244H113V246L111 247V249L113 248V250L115 249V254H118L117 256H115L114 255V252H113V250H111L110 249V247H108L109 245H111ZM130 244V245H129ZM146 244V245H147ZM187 243L185 242V245H186ZM220 244H222V245H220ZM227 244H229L228 246H227ZM238 244V245H237ZM241 246H240V245ZM242 244H244V245H242ZM261 244H262V246H261ZM105 247H104V246ZM134 245H136L137 247H135ZM159 245V246H158ZM164 245H166V246H164ZM173 245V246H172ZM180 245V244H179ZM194 245V246H193ZM237 245L238 246V248H237V246H236V248H235V246ZM257 246V248L259 249V251H257L258 249L256 248V246ZM77 246H78V248H77ZM90 248H89V247ZM130 246V247H129ZM144 246H145V244H144ZM181 246V245H180ZM204 246H206V247H204ZM229 246H231V247H229ZM76 247V248H75ZM79 247H80V249H79ZM82 247V248H81ZM106 247L108 248V250L106 249ZM127 247L129 248L128 250H127ZM139 247V248H138ZM146 247V246H145ZM153 247H154V249H153ZM160 247V248H161ZM167 247H169V248H167ZM183 247H186V246H183ZM182 247V248H183ZM84 248V249H83ZM92 248V249H91ZM104 248V249H103ZM123 248H124V250H123ZM134 248H137V249H134ZM159 248V249H160ZM166 248H167V251H165L166 250ZM215 248V249H214ZM229 248V249H228ZM261 248V249H260ZM82 249V250H81ZM87 249H89V250H87ZM100 249V251H98ZM106 249V250H105ZM125 249H126V252H125ZM130 249H131V251H130ZM141 249H142V246H141ZM147 250L149 249V248H146ZM153 249V250H152ZM173 249H172V251H173ZM191 249H193V250H191ZM231 249V250H230ZM85 250V251H84ZM95 251V253H93V252H91V251ZM104 250H105V252L107 251V254H109V252L108 251H112V252H110V257H112V259H113V261H112V259L109 257V255H107V254H105L106 256H103L104 255ZM121 250V251H120ZM134 250H138V251H134ZM152 250V251H151ZM211 250H213V252H211ZM243 250V251H244ZM260 250H262V251H260ZM84 251V252H86V253H82V252ZM88 251H90V252H88ZM123 251V252H122ZM196 251H199V252H196ZM230 251H232V252H230ZM96 252H97V254H96ZM129 252H131V253H129ZM137 252V253H136ZM171 254H170V253ZM220 252V251H219ZM230 252V253H229ZM233 252H235L236 254H234ZM259 252V253H258ZM88 253H91V254H88ZM132 254L131 256L133 257H131V256H127L128 258L129 257H131L130 259H132V261L131 260H127V257L125 258V254ZM135 253V254H134ZM221 253V252H220ZM85 254H86V256H85ZM112 254H113V256H112ZM128 254V255H129ZM137 255V257L136 258H134L135 256ZM170 254V255H169ZM196 254V255H195ZM217 254V253H216ZM224 254V253H223ZM88 255V256H87ZM89 255H91V256H89ZM94 255V256H93ZM96 255H98L97 257H96ZM102 257H101V256ZM124 255V256H123ZM243 255V254H242ZM242 255H241V257H242ZM262 255V257H260ZM261 255H258L260 258H262L263 260H264V251H263V253H261ZM115 256V257H114ZM176 256H179V255H176ZM200 256V257H199ZM216 256V255H215ZM236 256H234V258H237ZM244 256V255H243ZM258 256H256V257H258ZM84 257H86V259L84 258ZM88 257V258H87ZM90 257V258H89ZM110 259H109V258ZM141 257H143L142 255H141ZM154 259H153V258ZM186 257H189V258H186ZM196 257V258H195ZM218 257V256H217ZM246 257V256H245ZM249 257V256H248ZM256 257H255V259H256ZM99 258H100V260H99ZM105 258H106V260H105ZM108 258V259H107ZM115 258H117V259H115ZM194 258V259H193ZM216 258V257H215ZM214 258V259H215ZM234 258H233V260H234ZM98 259V260H97ZM103 259V260H102ZM184 259H186V260H184ZM239 259H240V257H239ZM237 260L236 261V259H235V263L237 264V263H239V261H240V264L242 263V264H247V263H249V264H251L252 263V261H251V263L250 262H248V260H247V262L245 261V258L243 257L242 258V261L241 260ZM254 259V260H255ZM258 259V258H257ZM107 260H110V261H108L107 262ZM144 260V259H143ZM150 260H152V261H150ZM218 260V259H217ZM216 260V261H217ZM232 260V259H231ZM253 260V262H254V264H258V261H259V264H262V261L263 260H261V262H260V260H255L257 263H255V261ZM100 261V262H99ZM111 261L113 262V263H111ZM121 261H125V262H121ZM131 261V262H130ZM205 261H206V263H205ZM250 261V260H249ZM99 262V263H98ZM141 262H142V260H141ZM140 262V263H141ZM152 262V263H151ZM155 262V263H154ZM215 262V261H214ZM231 262V261H230ZM234 262H232V263H234ZM145 263V262H144ZM148 263V264H149ZM234 263V264H235ZM109 264V263H108ZM213 264V263H212ZM220 264V263H219ZM263 264H264V261H263Z\"/></svg>",
  "mask_w": 264,
  "mask_h": 264
},
{
  "label": "rangeland",
  "instance_id": "rangeland-1",
  "mask_svg": "<svg viewBox=\"0 0 264 264\" xmlns=\"http://www.w3.org/2000/svg\"><path fill=\"white\" fill-rule=\"evenodd\" d=\"M162 1H163V0H158V1H156V2H157V3L160 2L159 4H160V5L163 4V6H164V5H166L167 3H169V4L172 3L173 0H171V1H170V0H166L165 2H162ZM167 1H168V2H167ZM169 1H170V2H169ZM177 1H178V0H177ZM177 1H174V3L177 2ZM180 1H182V0H180ZM183 1H184V4L182 3ZM183 1H182L181 3H179L180 5H179L178 3H176V4L172 3V5L170 4V6L173 7L174 10H173L172 8L170 9L169 7H167L168 5L166 6V8L164 7V9L167 10V11H166L167 13H168V10L170 9V10H169V13H170V11H171V15H175V13H176V16H175L176 18H175V17H174L175 19H171V18H170V21H168V23H170V24H168V26L170 27L169 29H175L177 26H178V28H180V25H181V27H182V25H183V28L185 29V26H186V28H187V27L189 28L190 26H192L193 24H195V23L193 22L192 25H190L189 22H190L191 20H190V21L188 20V24H186V22H185V24L180 23V25H179V24H178V23H179V22H178L179 19L177 20V18L179 17V15H182V14L185 16V17H183V15L180 16V17L182 18V21H183V19H185L184 21L187 20V18H186L187 15H190L191 18H192V16H193V12H195V11L198 12L197 10H198V7L200 6V4H199V6H195V5H198V3H202L201 5H203V3H204L205 0H202L203 2H202V1H201V2L199 1V2H198L197 0H188V1H187V0H183ZM185 1H186V2H185ZM190 1H191V2H190ZM246 1H247V0H246ZM249 1H251V0H249ZM256 1H257V0H256ZM256 1L253 0V2H256ZM261 1H262V0H260V2H261ZM263 1H264V0H263ZM263 1H262V2H263ZM161 2H162V4H161ZM189 2H190V3H189ZM197 2H198V3H197ZM206 2H208V1H206ZM211 2H213V0H211ZM258 2H259V1H257L256 3L259 5L260 2H259V3H258ZM262 2H261V4H262ZM187 3H188V5H187ZM196 3H197V4H196ZM209 3H210V2H209ZM159 4H157V5H159ZM177 4H178V5H177ZM204 4H205V3H204ZM206 4H207V3H206ZM206 4H205V5H206ZM257 4H255L254 7H256ZM157 5L155 6L156 8H157ZM174 5H175V6H174ZM181 5H182V6H181ZM186 5H187V6H186ZM189 5H191V7L195 6L194 8H196L197 10H195V11H193V12L191 13V11L193 10V8H190V10L192 9V10L190 11V13H188V12L186 13V12L184 11V8H187ZM192 5H193V6H192ZM210 5H211V4H210ZM236 5L238 6L239 4L236 3ZM262 5H263V6H262V8H263V7H264V2H263ZM163 6H162V7H163ZM179 6H180L181 9H182L181 12H185V13H182V14H181V12L179 11L180 8H178ZM183 6H184V7H183ZM207 6H209V5H207ZM207 6H205V8H206ZM153 7H154V6H151V8H153ZM162 7L157 8V10L159 11ZM151 8H150V10H155V11H151V12H153L154 15H155V12H157L156 8H153V9H151ZM167 8H168V9H167ZM177 8H178V9H177ZM188 8H189V7H188ZM188 8H187V9H188ZM203 8H204V7H203ZM205 8H204V9H205ZM257 8H258V10L261 12V14H260V12L257 10V11L259 12V13H257L256 9L254 8V12H256L258 16H261V18H259V19L257 18V20H258V21H257L258 24H257V22H256V16L254 15V16H255V18H254L255 20L250 16V15H251V12L248 13V14H250V15H248V16H250V17L253 19L254 22L251 23L252 25H251V24H250V25H249V24L247 25V23H245V24H246L247 28L252 26L251 28H248L249 30L252 29V28H255L254 30L252 29V30H253L252 33H254V31L256 30V31H255V32L257 33L256 37L258 36V33H259V32H257V30L260 28V32H261V33H259V36H260V37H262V36L264 37V34H263V33H264V31H263V29H264V21H263V20H264V9H262L261 6H260V9H261V10L259 9L258 6H257ZM199 9H200V8H199ZM161 10H162V9H161ZM175 10H176V11H175ZM188 10H189V9H188ZM163 11H165V10H162V12H163ZM172 11H173V12H172ZM208 11H209V10L207 9V11H206L205 14H208V13H207ZM162 12H159L158 15H160ZM254 12H253V13H254ZM144 13H145V17H146L147 13H146V12H143V17H144ZM163 13H164V12H163ZM163 13H162V14H163ZM167 13H166V14L164 13V15H166V17L168 18V15H169V14L167 15ZM177 13H178V16H177ZM256 13H255V14H256ZM185 14H186V15H185ZM195 14H196V13H195ZM211 14H212V13H210L209 15H211ZM259 14H260V15H259ZM148 15H149V14H148ZM150 15H151V17H153V14H150ZM150 15H149V16H150ZM213 15H214V14H213ZM162 16H163V15H162ZM206 16H207V15H206ZM252 16H253V14H252ZM258 16H257V17H258ZM262 16H263V17H262ZM155 17L157 18V15H155ZM155 17L152 18V19L155 20ZM160 17H161V15H160ZM160 17H158V18L160 19ZM220 17H221V16H220ZM250 17H249V19H250ZM158 18H157V20H159ZM161 18H162V17H161ZM172 18H173V17H172ZM191 18H189V19H191ZM193 18L195 19L194 16H193ZM206 18H207V19H206ZM214 18L218 19L219 17L217 18V16H216V17L214 16ZM214 18L212 19V16H211L210 18L207 16V17H205L204 20H203V21H204V24H205L204 27L209 31V32H208L209 34L212 33V31H210L211 29L209 30V27H211V26H208L206 23H209L210 21H211V22L214 21V23H213V22L211 23L212 25H214V24L220 23V20H221V19L225 21V19H223L224 17H223V18H220V20H217V21H216ZM71 19H72V18H71ZM152 19L149 20V18L147 17V18H146L147 22H144V23H143L144 25L142 26V29H141V31H142V30H143V31L141 32V37H140V39L142 40L143 37H144V38H143L142 41H144L146 38L148 39V41H149L151 38H152V41H154L153 39H155V40H156V41H155V44H156V45L154 44V42L149 44V42H151V41H149V42L147 41L148 43H145L146 41H144L143 43H144V44H147L148 47H149V49H150V47H151L152 50H156V48H157L156 51H160V49L158 50V45H159V43H158L157 40H160L161 37L159 36V38L156 39V37L158 36L157 33L154 32V30H153V32H154L153 34H152V32H151L152 29L155 28V27H157V28H158V27L161 28V29L158 28V30H161V32H159V31L157 30V32H159L160 35H161L162 32H163V33H165V34L168 36V37H166V36H164V34H162V39H161V41H159L161 45L164 43V46H165V44L167 43V41H168V40L170 41V39H171V41H170L171 43L168 41V43H170V45H171L173 42H176V43H173L171 47L169 46V49L173 47V49L168 50L170 53L172 52V53H171L172 55H171L169 52L166 53V55H165V57L168 55L166 58L169 59V61H171V59L173 58V59H174L173 62H169L168 60H166L165 57H164L165 59H162L160 56H159V58H158V56L155 55V54H158V53H157V52H155V53L153 52V55H154L155 57H157V58H155L154 56L151 55L152 52H151V54L149 53V52L152 51V50H150V51L148 52V53H149V56L151 55V56L153 57V59L155 58L156 60L154 59L155 62H152L153 60L151 59L150 62L157 64V63H156L157 59H160V62H161V59L163 60V62L166 60L165 62H169V63H167V65H170L171 63L174 64V63L176 62V63H175V66H174L173 68H172L173 64H171V67L168 66V67H170L171 69H170V68L168 69V67H167V68L164 67V69L166 68V70H164L165 72L168 71V70H170V71L172 72V71L174 70V71H175V72L173 71L174 73L178 72V71H177L178 69L176 70V67L179 66V65H178L179 63H181L182 66H185V65H186V66H188L187 69H189V70L185 69L186 71L183 70V72H184L185 74H186V72H187V75H188V76H191V74L193 73V70L196 69V68L193 69V67L198 66V65H201L202 62H203L202 58H199V56H197V54L199 55V53L196 52V50L198 51L199 48H200V47L198 48V46H197V44H198V43H197V42H198V37H199L200 35H196V34H195L196 31H194V32L191 33V34L189 33V32H191L190 30H193V26L190 27L189 29L187 28V30H182V31H184V32L180 31L181 29H178V28H177V29L179 30V32H177L176 29H175L174 31H176L177 34L179 33V34L176 36V38H177L178 36H180V37L182 36V39H183V34H184V36L187 37V38H188L189 35H191V36H189V44L191 45V47L189 46V44H188V45L186 44V43H188V42H186V41H188V39L186 38L187 40L185 39L184 45H186L187 48L185 49L184 46H183V44H182V43H183L182 39H179V37H178V40H177V39L174 37L175 34H176L174 31H173V32H172V31H171V32L167 31V29H166V27L168 28V26L166 25L167 22L159 23V21H158L159 24H158V26H156L155 23H156L157 20H155V22H154ZM163 19H164V17H163ZM252 19L249 20V21H252ZM262 19H263V20H262ZM148 20H149V21H148ZM167 20H169V18H168ZM173 20H174L175 23H171ZM180 20H181V19H180ZM205 20L208 21V22H206ZM222 20H221V21H222ZM176 21H177V22H176ZM192 21H193V19H192ZM195 21H197V20H195ZM203 21H202V22H203ZM215 21H216L217 23H215ZM218 21H219V22H218ZM224 21H223V22H224ZM245 21L247 22V20H245ZM249 21H248V22H249ZM259 21H260V22L263 21V22H261V23H263V25H262L263 27H262V28H261V26H260L261 24H260ZM150 22H151V23H150ZM238 22H239V21H238ZM238 22H237V21L235 22V23H237V24H236L237 26H236V25H233V26L231 25V28L236 27V28H238V30H240V32H242V31H241V30H242V29H241L242 26L244 25V28H245L246 26H245V24H242V26H241V23H242V22H239L240 24H239ZM145 23H146V24H145ZM149 23H150V24H149ZM153 23H154L155 25H154ZM165 23H166V24H165ZM197 23L199 24V21H198ZM224 23H227V22L225 21ZM253 23H254V24L256 23V26H255V27L253 26ZM148 24H149V25H148ZM152 24H153V25H152ZM164 24L166 25V26H164L165 28L162 26V25H164ZM177 24H178V25H177ZM198 24H196V27H197V26L199 27ZM204 24H203V25H204ZM145 25H146V26H145ZM147 25H148V26H147ZM151 25H152V26H151ZM159 25H161V27H160ZM171 25H172V27H171ZM173 25H177V26L174 27ZM184 25H185V26H184ZM189 25H190V26H189ZM201 25H202V23H201ZM203 25H202V26H203ZM219 25H221V23H220ZM258 25L260 26L259 28H258ZM153 26H155V27H153ZM202 26H200L199 28H198V27L196 28V27L194 26V27L196 28V30L199 32V34H201V31H199L198 29L201 30V27H202ZM216 26H217V25H216ZM240 26H241V28H239ZM16 27H17V26H15V29H16ZM66 27H68V26H66ZM145 27H146L148 30H147ZM212 27H213V26H212ZM212 27H211V28H212ZM219 27H220V26H219ZM10 28H11V27H10ZM12 28H13V27H12ZM12 28H11V29H12ZM60 28H61V26H60ZM157 28H156V29H157ZM213 28H214V27H213ZM231 28H230V29H231ZM244 28H243V30H244ZM247 28H245V29L247 30ZM11 29H10V30H11ZM19 29H20V28H19ZM19 29H18V27H17V30H19ZM61 29H62V28H61ZM61 29H60V30H61ZM70 29L72 30L71 27H70L68 30H67V29H66V30L69 31ZM91 29H92V31L94 30V28H91ZM91 29H90V30H91ZM144 29H145V30H144ZM150 29H151V30H150ZM164 30H165V31H164ZM194 30H195V29H194ZM216 30H217V29H216ZM218 30H219V29H218ZM218 30H217V31H218ZM228 30H229V28H228ZM231 30H232V29H231ZM231 30H230V31H231ZM235 30H236V29H235ZM238 30H237V32H235V31H234V28H233L232 31L235 33V35L233 36L234 38L232 37L231 42L233 41V39H234V41H235V40H239V39H241L242 36H241L240 38H238V33H239ZM246 30H244L245 33L247 32ZM13 31H14V28H13ZM67 31H66V32H67ZM148 31H149V32H148ZM186 31H187L189 34H187ZM230 31L228 32L229 35H231V34L233 33V32H231V34H230ZM258 31H259V30H258ZM10 32H11V31H10ZM69 32H70V31H69ZM69 32H68V33H69ZM90 32H91V31H90ZM180 32H181V33H180ZM12 33H13V32H12ZM64 33H65V32H64ZM71 33H72V32H70L69 34H71ZM73 33H74V32H73ZM169 33H170V35H168ZM206 33H207V32H206ZM208 33H207V34H208ZM234 33H233V34H234ZM236 33H237V34H236ZM247 33H248V32H247ZM252 33H251V34H252ZM256 33L253 34V37H254V35H255ZM74 34H75V33H74ZM74 34H73V37L75 36ZM143 34H145V35H143ZM173 34H174V36H173ZM192 34H194V37L192 36ZM207 34H206V37L209 36V35H207ZM228 34H227V37H228ZM261 34H262V36H261ZM63 35H64V34H63ZM67 35H68V34H67ZM186 35H187V36H186ZM240 35H241V34H240ZM246 35H247V34H246ZM60 36H61V35H60ZM60 36H59V37H60ZM71 36H72V34H71ZM151 36H153V37H151ZM154 36H156V37H154ZM169 36H170V38H169ZM172 36H173V39H172ZM196 36H198L197 39H196ZM211 36H212V34H210V36L207 37V38L209 39ZM247 36H248V35H247ZM259 36H258V37H259ZM62 37H63V36H62ZM69 37H70V36H69ZM145 37H146V38H145ZM148 37H149V38L151 37V38L149 39ZM163 37H165V39H164ZM227 37H226V40H227L226 42H225V38L222 39V37H221L222 40H221V39H220V40H221V41L224 40L222 43H224V42H225L226 44L228 43V41H229L228 39H230V38L227 39ZM229 37H230V36H229ZM260 37H259V39H260ZM63 38H64V37H63ZM167 38H168V39H167ZM190 38H191V41H190ZM193 38H194V39H193ZM207 38H206V39H207ZM236 38H237V39H236ZM248 38H250V39L248 40L249 42L244 43V45H245V44L247 45V43H248V44L251 43L252 36L249 35ZM248 38H247V39H248ZM70 39H71V37L69 38V40H68V38H66V39H64L65 41L62 40L63 42H61V39H60L59 47L61 48L60 45L66 43L67 40H68L67 42H70ZM75 39H76V37H74V41H75ZM163 39H164V41L162 42ZM175 39H176V41H174ZM255 39H256V38H255ZM262 39H264V38H261V40H262ZM141 40H140V42H141L140 44H142V41H141ZM179 40H181V41H179ZM192 40H193V41H192ZM209 40H211V38H210ZM37 41H38V40H37ZM206 41H207V40H206ZM211 41H212V43H213V37H212V40H211ZM221 41H220V42H221ZM245 41H246V40H245ZM255 41H257V40H254V39H253L251 45H253V44L255 45V43H254ZM259 41H260V40H259ZM165 42H166V43H165ZM180 42H181V45H182L181 49L179 48L180 46L178 47V45H180ZM207 42H208V41H207ZM207 42L204 43V44H207ZM218 42H219V41H218ZM218 42H217V43H218ZM231 42H230V45H231ZM260 42H261V41H260ZM25 43H26V42H24V44H25ZM36 43H38V42H36ZM40 43H41V42H39V45H40ZM73 43H74V42H73ZM212 43H211V44H212ZM214 43H216V42L214 41ZM217 43H216V46L219 45V44L217 45ZM257 43H259V42H257ZM261 43L264 44L263 42H261ZM261 43H260L259 45H262ZM26 44H28V43H26ZM26 44L23 45V43H22L23 46H26V47H25V50H26V48H27V45H26ZM144 44H143V45H144ZM152 44L154 45L155 49H154L153 46H149V45H152ZM157 44H158V45H157ZM193 44H194V47H195V48L193 47ZM204 44H203V45H204ZM220 44H221V43H220ZM65 45H66V44H65ZM65 45H64V46H65ZM143 45H142V46H143ZM147 45H146V46H147ZM168 45H169V44H166L167 48H168ZM173 45H174V46H173ZM209 45H210V41H209L208 47H209ZM212 45H213V44H212ZM212 45H211V46H212ZM259 45L256 44V46H258V47H259ZM28 46L30 47L29 44H28ZM33 46L35 47L34 43L31 44V47H33ZM175 46H176V51L174 50ZM206 46H207V45H206ZM211 46H210V47H211ZM219 46H223V45H219ZM219 46H218V47H219ZM228 46H229V44H228ZM249 46H250V44H249ZM29 47H28V49H29L30 52L32 51V53H30V52L28 51V49H27V50L25 51L26 54L29 55V56H30V54H32V55H31L32 57L30 56V57L32 58V61H33V60H36L35 58H37V56H38V54L36 53V51L39 52V51H38L39 48H35V49H36V51H35L34 48L32 49V48H29ZM36 47H37V46H36ZM70 47H71V46H67V47H66V48H67L66 53L68 52V49H69V52H68V53L70 54V49L72 48V47H71V48H70ZM162 47H163V45H162ZM210 47H209V49L206 48V50H204V49L202 48V50L199 51V52H204V53H206V54H205L206 56H209V55H211V54H210L211 52L208 51V50H211V49H212V48H210ZM218 47H215V48H218ZM223 47H224V46H223ZM253 47H254V46H253ZM262 47H263V46H262ZM62 48H63V45H62ZM141 48H142V47H141ZM141 48H139V50H140ZM144 48H145V47H143V49H144ZM146 48H147V47H146ZM177 48H179V49L177 50ZM190 48H191L192 50H190ZM220 48H221V47H219V49H216V51H213V50H215V49L213 48V49L211 50V51H212V54L214 55V53H215V54H216V53H219L218 50H220ZM225 48H227V45H226ZM243 48H244V46H243ZM243 48H242L241 50H243ZM31 49H32V50H31ZM63 49H64V52H65L66 49H65V48H63ZM63 49H61V50H63ZM147 49H148V48H147ZM162 49H164V48H162ZM165 49H166V48H165ZM253 49H254V48H253ZM255 49H256V48H255ZM255 49H254V51H255ZM262 49H264V47H263ZM23 50H24V49H23ZM61 50H60V52H61L62 54H64V52H62ZM182 50H184V51H182ZM189 50H190V52H189ZM194 50H195V51H194ZM223 50H224V49H223ZM229 50H230V52H231V49H229ZM248 50H249V48H248ZM142 51H143V50H141V52H142ZM173 51H175V52H177V53L180 52V53L177 54V53H175V52H173ZM178 51H179V52H178ZM193 51H194V52H193ZM206 51L209 53V55H208V53H207ZM221 51H222V48H221ZM227 51H228V50H227ZM234 51H235V50H234ZM234 51H233V52H234ZM237 51H238V50H237ZM250 51H251V50H250ZM164 52H167V51L165 50ZM183 52L185 53L184 55H183ZM186 52H187V53H186ZM188 52H189V53H188ZM195 52H196L197 54H195ZM223 52H225V51H223ZM235 52H236V51H235ZM246 52H248V51H244L245 54H246ZM28 53H30V54H28ZM34 53H35V54H34ZM68 53H67V54H68ZM144 53H145V52H144ZM146 53H147V51H146ZM161 53H162V52H161ZM192 53H193V55H192ZM231 53H232V52H231ZM236 53H237V52H236ZM239 53H240V52H239ZM241 53L243 54L242 51H241ZM258 53H260V52H258ZM164 54H165V53H164ZM174 54H175L176 56H173ZM220 54H221V59H222V60H221V59L219 58L220 61H222V63H226V64H225V66H224V64L221 65V66L223 67V68L221 67L222 70H221V68H220V70H221L222 73H220L219 71H217V73H216L217 76H215L216 74L214 75L213 78L215 79V81H214L213 78H212L213 75H210V74H213V69H212L213 67H212V68H211V69H212V73L209 72V71H211V70H208V72L206 73V74H208V75L205 74V77H204V78H207L206 76H208V77H209L208 79H210V76H211V79H212L213 81H212L211 79H210V81L208 80V83H209V84H206L207 82H204V81H207V79H203V77H202V79H203L204 81L200 82L202 79L199 78V75H198V76H197L198 79L196 78V76H194V77L196 78V81H197L198 83H196V81L194 82V77H193V82H194V83L191 82V81H187L188 84H185V85H184L183 83H184V80H185L186 78H183V77H182L183 83L181 84V86H182V85H183V86H186V85L188 86L189 84L191 85V83H193V84L196 83V84H197V88H198V85L201 84V85H199V88H198V90H200V91L196 90V89H195L196 87L191 85V87H193V89H194V90H192V91H194V92L197 91V93H198V92H202V91H201L202 88H200V86H201V87L205 86V88L208 86V87H207L208 89H207V88H206V89L208 90V92H210L209 95H213V94H211V91L213 92L212 89L214 88V86H216V87L214 88V90H216V89H217V85H219V84L221 85V88L224 89V92L229 90V92L222 93V92H220V90H221L220 88L217 89L218 92H220V93L215 92L216 97H215L213 100L211 99L212 102L217 101V105H216V106H214L215 103H214V105H213L212 102H208V101H211V100H210V98H209V99L207 98L208 94H206V96H205L204 99L207 98L208 101H207V102H204V101H203L204 99H203V97H202V102H203V103H200V105H201V107H202V108H200V106H199V102H201V101H200L201 97L199 98V93L195 96L196 92H195V93L193 92V93H194L193 96H195V97L191 98V102H192V99H195V100H197V101H198V99H199L198 103L196 102V104H197L198 106L196 105L195 107H197V109H198V107H199V108L201 109V111L203 110L202 112H203L204 114H203V113H202V114H201V113H198V116L201 117L202 120H203V117H202V116H205V118H206V116H207V115H205V114L207 113L206 111H208V108H210V107H211V109H209V110H211V111H210L211 113H209V111H208V115H210V116H208V117L212 118V117H211L212 113H213V112H217L216 115H217L218 113H219V114L216 116V118H217V119L219 118L220 120H221V119H223V120L225 119V120H226L225 123H227V122L229 123V121H231V119L233 118V116H234V118H235V115H236V118H237V119L240 117V119H238L239 122H241L240 120H243V117H244V120H245V121H243V123H244L245 126H244V125H240V126H243V127H245V128H240V126H239V128H238L237 130H239V129L242 130V129H243L244 131L242 130V132H241V131L239 130L240 132H239V131H238V132H239L240 134L238 133V135H236V134L233 133V132L235 131V129L237 128V125L240 124V123H238L237 119H236V118H235V119L233 118L234 121L231 122L232 125L229 124V129H230V128H233V126H234V124H235V123L233 124V122H237V124H235V126H234L235 128H233L234 131L232 132L233 129H232V130L230 129V131L232 132V135H231V132H230V136H233V135L237 136V137H234V141H233V144H234V146L236 147V146L238 145V143H236V142H238V141L241 142L242 139H243V141H245V139H246L245 136H247V133H249L250 131H251V132L254 131L253 125H254V123H255V125H256V122H255L256 119H257V121H258L257 124H259V122L263 124V122H264V118H263L264 115H261V114H264V107H263V106H264V103H262V102H264V90H263V89H264V76H263L264 73H262L261 76H260V73H259L258 75L256 74V75L258 76V78L256 77L255 79H258L259 81H254L255 74H253V75H254V77H253L252 74H251V72H250L249 75L252 76V77H251V78H253V81H252V79H250V77H248V76L246 75L247 73L245 74V72H244V70H243V72H242V74H240L239 78H241V76H242V78L245 79V81L247 80V84H245V83H246L245 81H244V83L241 81L242 78H241V80H240L239 78L237 79V77H238L237 75H239V74L236 72V73H237V74H236L237 77H235V76H234V77L237 79V82H236V80H232V81L235 82V83H233L231 80L229 81V79H231L232 76H233V75H232L231 78H229V74H230V72H232V71H229V70H228L229 68L227 69V67H226V66L229 65V64H227V63H228L229 61H231V59H229L230 57H229V58H228V57H223L224 53H223V55H222V52H220ZM237 54H238V53H237ZM245 54H244V55H245ZM34 55H35L36 57H34ZM142 55H143V53H142ZM159 55H161V54H159ZM162 55H163V54H162ZM169 55H170V57H169ZM178 55H179V56H178ZM182 55H183V56H182ZM185 55H187V57H188L186 61H189V60H190V63L186 62V61L183 59V57H185ZM189 55H190V56H189ZM202 55H204V54L202 53ZM202 55L200 54V57H201ZM205 55H204V57H203V56H202V57L204 58V60H205V59L207 60L208 57L205 58ZM213 55H212L211 57L209 56V58H210L209 61H210V60H216V59H218V58L216 57L217 54H216V56L214 55L215 57H214ZM244 55H243V56L240 55V57H239V56L237 57V55H236V58H237L238 60L240 59V62H238V64H236V63H237V62H236V63H235L236 66L234 65V67L231 66V65H229L228 67H230V70H232V68H233V69H236V71H237V68H240V69H241V66H240V65L243 66V65L245 64V63L242 64V61H244L243 58L246 56V55H245V56H244ZM68 56H69V55H68ZM144 56H145V55H144ZM149 56L147 55V58H148ZM151 56H150V57H151ZM177 56H178L179 58H178ZM192 56H196V57H198L201 61L196 60L197 58L194 57L195 60L197 61V63H196V62H193L192 60H194V59H193ZM218 56H219V55H218ZM241 56H242V57H241ZM30 57H29V59H31ZM150 57H149V58H150ZM152 57H151V58H152ZM175 57H177V58H175ZM252 57L254 58V59H252V60H255V59H258V60H259V59H261L258 63H260L259 65L262 67V65H261L262 62H261V61H262V59L264 58V51L262 52V54L260 53L259 55H255V54H253ZM33 58H34V59H33ZM60 58H61V57H60ZM62 58H65V54L63 55ZM66 58H67V57H66ZM145 58H146V57H145ZM145 58H144V60L147 59V58H146V59H145ZM215 58H216V59H215ZM236 58H235V59H236ZM248 58H249V57H247V60L250 59V58H249V59H248ZM233 59H234V58H233ZM233 59H232V60H233ZM237 59H236V60H237ZM241 59H242V60H241ZM175 60H176V61H175ZM178 60H179V61H178ZM195 60H194V61H195ZM206 60H205V61H206ZM236 60H235V61H236ZM247 60H246V57H245V61H247ZM181 61H182V62H181ZM205 61H204V62H205ZM216 61H219V60H216ZM250 61H251V60H250ZM255 61H256V63H257V60H255ZM263 61H264V60H263ZM29 62H30V60H29ZM157 62H158V61H157ZM185 62H186L187 64H185ZM198 62H200L201 64H199ZM210 62L212 63L213 61H210ZM210 62H209V63H210ZM30 63H31V62H30ZM33 63H34V61H33ZM158 63H159V62H158ZM191 63H193V64L196 63V65H193V64H192V65H193V67H192V66H191ZM205 63H206V62H205ZM205 63H203V64H205ZM207 63H208V61H207ZM207 63H206V64H207ZM214 63H215V62H214ZM239 63H241V64H239ZM34 64H35V63H34ZM34 64L31 63V65H30L31 68H32V67L34 68V66H33ZM161 64H162V63H159V65H158V64H157V65L160 66ZM176 64H177V65H176ZM181 64H180V65H181ZM183 64H184V65H183ZM189 64H190V65H189ZM197 64H198V65H197ZM203 64H202V65H203ZM206 64H205V65H206ZM219 64H220V63H217V65H219ZM35 65H36V64H35ZM167 65H166V63H165L164 66H167ZM202 65H201L200 68H202ZM205 65H204V66H205ZM217 65H215V67H216ZM232 65H233V63H232ZM246 65H247V64H246ZM249 65H250V64H249ZM186 66H185V68H186ZM190 66H191V69H193L192 71H190V68H189ZM209 66H212V65L209 64ZM237 66H240V67H237ZM206 67H207V65H206ZM215 67H214V68H215ZM225 67H226V68H225ZM258 67H259V66H258ZM261 67H260V68H261ZM35 68H36V66H35ZM161 68H162V67H161ZM209 68H210V67H209ZM244 68H245V70H246V67H244ZM260 68H259V69H260ZM162 69H163V68H162ZM162 69H161V72H162ZM180 69H181V68H180ZM202 69H203V68H202ZM202 69H201V70L196 69V70H198V71L200 72V71H202ZM204 69H205V68H204ZM204 69H203V70H204ZM207 69H208V68H207ZM224 69L227 70V72L225 71V73H224ZM240 69H238V71H240ZM249 69H250V66L248 67V70H249ZM259 69H258V70H259ZM32 70H33V69H32ZM73 70H74V69H73ZM73 70H72V71H73ZM216 70H217V69H215V71H216ZM218 70H219V69H218ZM164 71H163V72H164ZM233 71H234V70H233ZM241 71H242V69H241ZM241 71H240V73H241ZM246 71H247V70H246ZM253 71H254V69L252 70V72H253ZM171 72H169L170 74L167 72V74L170 75L169 79H170L171 77H174V79H176V78L180 75L179 72H178L177 74H175V76H176V78H175V76H171V75L173 74V73H171ZM181 72H182V71H181ZM194 72H195V70H194ZM199 72H197V73H199ZM205 72H206V70H205ZM205 72L203 71V72H202L203 74L201 73L200 77H201L202 75H204ZM218 72H219V73H218ZM33 73H34V71H33ZM189 73H190V75H189ZM214 73H215V72H214ZM243 73H244V75L246 76L245 78H244V76H243ZM254 73H255V72H254ZM35 74H36V71H35V73H34L33 75H35ZM167 74H166V75H167ZM219 74H220L221 76H223L224 74H225V75L228 74V78H229V79H228V80H227V79L225 80L224 78H225L226 76L224 75L225 77H224V76L221 77ZM234 74H235V71H234ZM168 75H167L166 77H168ZM194 75H196V73H195ZM36 76H37L38 79H39L38 74H37ZM183 76H184V74H183ZM219 76H220V77H219ZM262 76H263V77H262ZM33 77H34V80H35V76H33ZM33 77H32V79H33ZM84 77H85V76H84ZM116 77H117V76H116ZM116 77H115V78H116ZM216 77H217V79H216ZM218 77H219L221 80H219ZM259 77H262V80H261V81H262L263 83L260 81V78H259ZM85 78H87V77H85ZM118 78H119V77H118ZM179 78H180V76H179ZM226 78H227V77H226ZM246 78H248V79H246ZM110 79H111V78H110ZM110 79H108V82H109V81L111 82ZM112 79H114V77H113ZM169 79H168V81L170 82V81L172 80V78H171V80H169ZM199 79H201V80H199ZM223 79H224V80H223ZM116 80H117V81L120 80L119 82L122 84V82H121V78H120L119 80H118V79H115L114 81H116ZM176 80H178V78H177ZM182 80H181V82H182ZM188 80H189V77H188ZM190 80H192V77H191ZM198 80H199V81H198ZM238 80H240V84L243 83V85H244V86L246 85V87L244 88L243 85H240V84L238 83V82H239ZM249 80H251L252 83L254 82V84L251 85L252 83L249 82ZM218 81H219V82H218ZM34 82H35V81H34ZM86 82H87V81H86ZM169 82H168V83H169ZM171 82H174V83L176 82V83H177V81H175V80H174V81H171ZM171 82L169 83L170 85L167 83V85H169L170 88H172V86L174 87V85H173L174 83L172 84ZM179 82H180V80L178 81V84L180 85ZM185 82H186V81H185ZM203 82H204V83H203ZM214 82H215V84H214ZM221 82H223V83L225 82V84L222 85ZM228 82H230L229 85H234V84L238 83V84H237V87H238V88H235V89H234V87H236V85H235V86H232V87H233L232 89H229V87H231V86L228 87V86L226 85V83H228ZM231 82H232L233 84H232ZM241 82H242V83H241ZM256 82H257V83H256ZM28 83H29V82H28ZM84 83H85V82H84ZM101 83H104V82H101ZM115 83H116V82H114V84H115ZM202 83H203V85H202ZM248 83H249L250 86H248ZM250 83H251V84H250ZM259 83H260L261 85H260ZM107 84H108V83H107ZM114 84H113V86H115ZM255 84H256V85H255ZM26 85H27V84H26ZM29 85H30V83H29ZM64 85H65V84H64ZM66 85H68V84H66ZM76 85H78V84H76ZM82 85H83V84H82ZM82 85H81V86H82ZM86 85H87V84L85 83V86H86ZM116 85L119 86V84H117V83H116ZM162 85L165 86L166 83H164V84H162ZM171 85H172V86H171ZM209 85H210V86H209ZM211 85H212V88H211ZM224 85H226V87L228 88V90H227L225 87H223ZM238 85H239V86H238ZM74 86H75V84H74ZM98 86H99V84H98ZM100 86H101V84H100ZM104 86L107 87V86H109V84H108V85H104ZM113 86H112V85L109 86V87H108V90H109V88H112V89H113ZM169 86H168V88H166L167 91H168V89H170ZM183 86H182V87H183ZM241 86H243L244 89H242ZM251 86H253V87H251ZM259 86H260V87H259ZM23 87L26 88L27 90L29 89V88H28V87H29L28 85H27L26 87H25V86H23ZM67 87H68V86H65V88H67ZM70 87H71V88H70ZM70 87H69V89H72L73 85L70 86ZM106 87H105V89H106ZM115 87H116V86H115ZM119 87H121V86H119ZM160 87H161V86H160ZM165 87H167V86H165ZM165 87H164V88H165ZM175 87L177 88L176 85H175ZM178 87H179V86H178ZM188 87H190V86H188ZM219 87H220V86H219ZM254 87L257 88V89H256V90H257V93H256V90H255ZM60 88H61V87H60ZM73 88H74V87H73ZM75 88L77 89L78 87L75 86ZM86 88H88V86H87ZM101 88L103 89V87H101ZM176 88H175V89H176ZM179 88H180V87H179ZM185 88H186V87H185ZM205 88L202 89V90L204 91ZM239 88H241L242 90H240ZM246 88H247V89H246ZM251 88H252V90H251ZM26 89H25V90H26ZM76 89L74 90V92L76 91ZM105 89H104V91H105ZM112 89H111V91H112ZM159 89H160V88H159ZM162 89H163V87H162ZM209 89H210V90H209ZM236 89H237V92H236ZM248 89H249V90H248ZM258 89H259V90H258ZM260 89H261V90H260ZM27 90H26V91H27ZM30 90H32V89H30ZM106 90H107V89H106ZM108 90H107V91H108ZM173 90H174V89H173ZM173 90H172V91H173ZM207 90H205V92H202V93H203V94L206 93ZM231 90H234L235 93H234V92H232L233 94L230 93ZM244 90H245V91H244ZM23 91H24V90H23ZM28 91H29V90H28ZM64 91H66V90H64ZM64 91H61V90H60V92H62V93H63ZM71 91H73V90H71ZM104 91H103V92H104ZM161 91H162V90H161ZM184 91L186 92V90H184ZM187 91H188V90H187ZM242 91H244V93L246 94L245 96L247 97V101H246V98H244V99L242 98V97H243V95H242L243 92H242ZM24 92H25V91H24ZM68 92H70V90H69ZM103 92H101V93L103 94ZM125 92H127V91H125V89H124V92H122L123 96H124L125 94H128V93H125ZM155 92H156V91H155ZM163 92H164V89H163V91H162L161 93H163ZM178 92H180V91L178 90ZM208 92H207V93H208ZM240 92H241V93H240ZM250 92H251V94H250ZM258 92H259V94H258ZM71 93H72V92H71ZM75 93H76V92H75ZM75 93H74V94H75ZM157 93H158V92H157ZM191 93H192V92H191ZM202 93H200L201 96H202ZM217 93L220 94V96L217 95ZM237 93H239V94H237ZM248 93H249V94H248ZM60 94H61V93H60ZM69 94H70V93H69ZM118 94H119V93H118ZM120 94H121V93H120ZM158 94H159V93H158ZM165 94H166V93H165ZM171 94H172V93H171V89H170V92H169V98L171 97V96H170ZM222 94H223V96H224V95H226V96H225L224 98H222V97H223ZM235 94H237V95L235 96ZM161 95H162V94H161ZM161 95H159V97H160ZM172 95H173V94H172ZM181 95H182V94H181ZM228 95H230V96L228 97ZM232 95L235 97V99L237 98L236 100L234 99V97L231 98V99H234L233 103H232V101H231V102H230V101L228 102V101L223 100V99H227V100L229 99V100H230V97H231ZM240 95H241V97H239ZM250 95H252V97H251ZM256 95H257V96H256ZM260 95H261V96H260ZM61 96H62V95H61ZM61 96H60V97H61ZM70 96H72V95H70ZM126 96H128V95H126ZM156 96H157V95H156ZM173 96H174V95H173ZM175 96H176V95H175ZM191 96H192V94H191ZM203 96H204V95H203ZM218 96H219V97H218ZM221 96H222V97H221ZM65 97L68 98V96H65ZM101 97L103 98V96H101ZM116 97H117V96H116ZM116 97L114 98L115 103H116V104H118V103L123 104V102H124L125 100H124L123 102H121V101L119 102L120 99L117 98V100H118V102H117V101L115 100ZM153 97L155 98V96H153ZM209 97H210V96H209ZM212 97H213V96H212ZM212 97H211V98H212ZM226 97H227V98H226ZM255 97H256V98H255ZM67 98H65V99L67 100ZM71 98H72V97H71ZM120 98H121V97H120ZM123 98L125 99V96L122 97L121 99H123ZM126 98H127V97H126ZM156 98H157V97H156ZM156 98H155V99H156ZM163 98H164V96H163ZM171 98H172V97H171ZM217 98L219 99V101L222 100V103H221V104H223L224 106H225L224 103L226 102V103H227V104H226L227 107L225 106V108H224L223 105L221 106V104L218 103V100H215V99H217ZM221 98H222V99H221ZM252 98H253V100H252ZM261 98H262V99H261ZM61 99H62V98H61ZM69 99H70V98H69ZM73 99H74V96H73L72 100H73ZM155 99L152 98V103H154V104H151L152 108H150V109L153 110V108H154V109L156 108V109H155V112L158 114L157 111H159V110H158V107H156L157 104H156V102L154 101ZM166 99H168V98H166ZM176 99H177V98H176ZM178 99H179V98H178ZM180 99H181V98H180ZM180 99H179V100H180ZM189 99H190V98L188 97V100H189ZM240 99H241V101H238V100H240ZM250 99H251V101H249V103H248L249 105H247V102H248V100H250ZM259 99H260V100H259ZM72 100H71L70 103H68V104H71V105H72V104H73V103H72ZM126 100H127V99H126ZM157 100H158V99H157ZM195 100H194V102L192 103L193 106L195 105V104H194V103H195ZM243 100H244L245 102H243ZM254 100H256V101H254ZM258 100H259V101H258ZM67 101H68V100H67ZM153 101H154V102H153ZM163 101H164V100H163ZM167 101H168V100H167ZM170 101H171V99H170ZM174 101H175V100H174ZM174 101H173V102H174ZM223 101H224V102H223ZM261 101H262V102H261ZM0 102H1V101H0ZM62 102H63V101H62ZM68 102H69V101H68ZM131 102H132V101H131ZM164 102L166 103V101H164ZM164 102H163V103H164ZM171 102H172V101H171ZM175 102H176V101H175ZM177 102H178V101H177ZM180 102H181V100H180ZM185 102H186V100H185ZM235 102H236V103H235ZM238 102H239V103H238ZM251 102H252V103H251ZM257 102H258V104H257ZM163 103H161V104H162L165 108L167 107V110H169L168 113H169L170 111H171V112L173 111V109H172V105H173V104L170 105L171 107H169V106H165V105H166V104L169 105L170 102H169V104H168V102H167L166 104H163ZM178 103H179V102H178ZM204 103H208V105L211 103L212 105H211V106H208L207 104H204ZM231 103H232V104H231ZM243 103H244V104H243ZM250 103L252 104V106H250V105H251ZM155 104H156V106H154ZM161 104H159V107H160L159 109H160V111H161V109H162V111L160 112V114L162 113L161 115H163V114L165 115V113L163 112L164 107H163ZM181 104H182V102H181ZM181 104H180V105H181ZM190 104H191V103H190ZM203 104H204V106H205L206 108H205L204 106H202ZM229 104H230V105H233V106L230 107ZM50 105H51V104H49L48 107H49ZM52 105H53V104H52ZM52 105H51V108H52ZM55 105H56V104H54L53 106L55 107ZM62 105H63V104H62ZM62 105H61V108H63L62 111H66V108L62 107ZM160 105H161L162 107H161ZM174 105H175V104H174ZM218 105H219V106H218ZM234 105H235V107H234ZM238 105H240V106H238ZM253 105H254V106H253ZM262 105H263V106H262ZM121 106H122V105H121ZM121 106L119 105V107H121ZM153 106H154V107H153ZM182 106H183V104H182ZM186 106L189 107V104L186 105ZM193 106L191 105V106L189 107V110H190L191 107H193ZM228 106H229V108H228ZM242 106H243V109H242ZM259 106H261V107H259ZM54 107H53V108H54ZM117 107H118V105H117ZM119 107H118V109H119ZM123 107H125V105H123ZM187 107H186V108H187ZM203 107H204L205 110H206V109H207V110L205 111V110L203 109ZM207 107H208V108H207ZM212 107H214V108L212 109ZM215 107H216V108H215ZM218 107H220V109H221V107L224 108V109H221V110L223 111V112L221 111V115H220V112H218V111H220V109L217 111ZM232 107H233V108H232ZM239 107H240V108H239ZM246 107H247V108H246ZM49 108H50V107H49ZM57 108H59L58 105H57V107H56V110H57ZM61 108H59V109H61ZM72 108H73V105H72V107H71L70 109H69V107H68L69 110H67V112H70V113H68L69 117H70V115L73 116V114H71V113H74L73 110H75V108H73V109H72ZM168 108H169V109H168ZM170 108H171L172 110H171ZM175 108H177V107H175ZM181 108H182V107H181ZM249 108H251L252 110L250 109V110H251V111H250ZM121 109H122V108H121ZM121 109H120V110H121ZM192 109L195 110L196 108H192ZM192 109H191V110H192ZM215 109H216V110H215ZM227 109H228V110H227ZM231 109H232V110H231ZM234 109H236V110L239 109V110H237V112H236V110H235L236 113L234 112L235 114H232L233 111H234ZM241 109H242V110H241ZM245 109H246V113H244V110H245ZM53 110H54V109H53ZM56 110H55V111H56ZM77 110H78V109H76V111H77ZM101 110H102V109H101ZM120 110H117V112L120 111ZM164 110H165V109H164ZM181 110H182V109H181ZM186 110H187V112H189L188 109H186ZM230 110H231V111H230ZM254 110H256V111H254ZM260 110H261V111H260ZM50 111H51V109H50ZM55 111H54V112H55ZM58 111H59V110H58ZM58 111H56L55 113H57ZM174 111H179V110H178V109H176V110L174 109ZM199 111H200V110H199ZM199 111L197 110L196 112H199ZM227 111H229V112L227 113ZM238 111H239V112H238ZM253 111H254V112H253ZM60 112H61V111H60ZM60 112H58L60 115L57 113V114L59 115V116H57V117H60L61 114L63 113V112H61V113H60ZM67 112H65V113H67ZM117 112H116V113H117ZM122 112H123V110H122ZM124 112H125V110H124ZM152 112H153V111H152ZM155 112H154V115L157 116V114H155ZM165 112H166V110H165ZM181 112L183 113V112H184V109H183ZM192 112H195V111H192ZM205 112H206V113H205ZM230 112H231V113H230ZM261 112H262V113H261ZM84 113H86V112H84ZM84 113H83V114L80 113V116H81V114L86 116L87 119L84 118L85 116H82V118L84 119V122H85V120L87 121L89 118H88V115H86L87 113H86V114H84ZM103 113H104V112H103ZM113 113H114V112H113ZM116 113H115L114 117H116ZM118 113H119V112H118ZM168 113H166L167 116H169V114H172V113H169V114H168ZM239 113H241V114H239ZM243 113H244V114H243ZM247 113H248V114H247ZM250 113H254V114L256 113V115H255V119H253V116H251ZM257 113H258V115H257ZM57 114H55V115H57ZM77 114H78V111H77ZM88 114H89V110H88ZM92 114H93V113H92ZM119 114H120V113H119ZM119 114H117V116H118ZM126 114H127V113H126ZM185 114H186V115L188 116V118L190 119V115H188V113H184V115H185ZM199 114H200V115H199ZM225 114H226L227 116H229V114H230V116L232 115V118H231L230 116H229V117H230L231 119H230L229 117H227V119H226V117L224 118L222 115L225 116ZM259 114H260V115H259ZM53 115H54V114H53ZM65 115L67 116V114H64V116H65ZM75 115H76V114H75ZM106 115H107V114H105V116H106ZM164 115H163V116H164ZM172 115H175V116H176V114H172ZM172 115H171V116H172ZM201 115H202V116H201ZM237 115H238V116H237ZM249 115L252 117V118L250 117L251 120H252V119L254 120V121H253V125H252V124H249V121H251L250 118H249ZM72 116H71V117H72ZM77 116H78V115H77ZM77 116H76V117H77ZM80 116H79V118H81ZM89 116H90V118L93 117V115H92V117H91V112H90V115H89ZM94 116H95V115H94ZM171 116H170V117H171ZM175 116L172 117V120H173V118L175 119ZM218 116H219V117H218ZM1 117H2V116H1ZM54 117H55V116H54ZM57 117H56V118H57ZM61 117H63V115H62ZM61 117H60V118H61ZM126 117H127V116H126ZM126 117L124 118V120H123V118H121V116H119V118H118V117H116V118H118V120L121 118L120 121L123 120V121L125 122V121H126V120H125ZM213 117H214V115H213ZM258 117H260V118H258ZM60 118H58L59 120H58V119H56V120H58V122H60V120L62 119V118H61V119H60ZM72 118H73V117H72ZM82 118H81V119H82ZM93 118H94V117H93ZM98 118H99V116H98ZM103 118H104V115H103ZM156 118H157V117H156ZM166 118H167V117H166ZM191 118H192V116H191ZM201 118L198 119V120H201ZM228 118H229L230 120H229ZM262 118H263V119H262ZM3 119H4V118H2V120H3ZM54 119H55V118H54ZM54 119H53V120H54ZM65 119H66V118H65ZM65 119H62L61 121L65 120ZM68 119H69V118H68ZM68 119H67V120H68ZM76 119H77V118H76ZM83 119H82V121H83ZM113 119H114V118H113ZM195 119H196V118H195ZM207 119L209 120V118H207ZM207 119H206V121H207ZM219 119H218V120H216V119H210V120H212V121H213V120L217 121V122L215 123L214 127H216V124H217L218 122H220ZM259 119H260V120H259ZM0 120H1V118H0ZM71 120H73V119L70 118V121H71ZM111 120H112V119H111ZM111 120H110V122H112ZM118 120L116 119V121H118ZM167 120H169V122H171L173 125L170 124ZM167 120H165L166 123H167V124H166L167 126H174V123H173L169 118H168ZM202 120H201V121H202ZM204 120H205V119H204ZM223 120H221V121L223 122ZM247 120H248V122H246ZM261 120H263V121L261 122ZM54 121H55V120H54ZM68 121H69V120H68ZM97 121H98V120H96V122H97ZM120 121H118V123H120ZM193 121H194V120H193ZM212 121L210 122L211 127L208 126L209 124H206V125L204 124V125H205L206 129H209L208 131H211V130H212L211 132H215V128L213 129V127H212V124L214 123V121H213V122H212ZM1 122H2V121H1ZM1 122H0V124H1ZM56 122H57V121H55V123H56ZM65 122H66V121H63V123L61 122L62 124L65 125V126H64V125H63V126L61 125L62 128H65V127H67V126L70 127V125L73 124V123L70 124L71 122H70V123L68 122V124H65ZM73 122H74V121H73ZM75 122H76V120H75ZM77 122H78V124H76V126L78 125V129H79V125H80L79 122H80V120L77 121ZM77 122H76V123H77ZM96 122H95V124H94V123H93V124L96 125ZM103 122H104V121H103ZM110 122H109V123H110ZM208 122H209V121H207V122L203 121L202 124H203V123H208ZM105 123H106V122H105ZM107 123H108V122H107ZM118 123L115 122V124H118ZM168 123H169V125H168ZM56 124H58V123H56ZM59 124H60V123H59ZM69 124H70V125H69ZM93 124H92V127H94ZM101 124H102L101 126H105V124H103L102 122H101ZM120 124L123 125L122 123H120ZM120 124H118V125L120 126ZM187 124H188V123H187ZM195 124H196V123H195ZM219 124H220V123H219ZM262 124H259V126H260V125L262 126ZM83 125L85 126V124H83ZM83 125H81V127H82ZM108 125H109V124H108ZM108 125H107V126H108ZM118 125H117V126H118ZM124 125H125V124H124ZM189 125H190V124H189ZM204 125H203V127H204ZM223 125H224V124H222V128H223ZM250 125H251V126H250ZM52 126H53V125H52ZM56 126H59V125H56ZM72 126H73V125H72ZM109 126H110V125H109ZM113 126H114V125H113ZM113 126L111 125V127H113ZM125 126H126V125H125ZM157 126H158V125H157ZM191 126H192V125H191ZM196 126H197V125H196ZM224 126H225V125H224ZM226 126H227V125H226ZM69 127H68V128H69ZM74 127H75V126H73L72 129H73ZM85 127H86V126H85ZM115 127H116V126H115ZM123 127H124V126H123ZM123 127H122V128L120 127L121 130L123 129ZM152 127H154V125H152L151 128H152ZM158 127H159L158 130H159V129H161V131L163 130L162 126H161V128H160V126H158ZM184 127H185V126H184ZM200 127L202 128V126H199V129L203 131L204 129H203V128L201 129ZM205 127H204V128H205ZM209 127H210V128H209ZM220 127H221V125H220ZM220 127H219V128H220ZM256 127H258V125H257ZM0 128H2V127H0ZM54 128L58 130V127H55V126H54ZM54 128H53V129H54ZM83 128H84V127H83ZM118 128H119V127H118ZM126 128H127V126H126ZM165 128H166V127H165ZM167 128L169 129V127H167ZM171 128H172V127H171ZM176 128H177V127H176ZM194 128H195V127H194ZM194 128H193V131L195 132V129H194ZM217 128H218V127H217ZM219 128H218V129H219ZM222 128H221V130H222ZM246 128L249 129V132L246 131ZM262 128H263V126H262ZM50 129H51V130H50V133L53 132V133L55 134V135H54V134L52 135L53 138L51 137V140L49 139L50 143L53 141L54 138H61V137H55V136H56V135H60L61 133H63V132H62L63 130H62L61 132L59 131V134H56V132H55L56 130H55V129H54L55 131H54V130L52 131V127H51ZM72 129H69V131H70V130L73 131ZM76 129H77V127H76ZM85 129H86V128H85ZM85 129H83V130H82V128L79 129V130H82V133H83L82 135H83V136L86 135V134L84 135V133H85L84 130H85ZM94 129H95V128H92V132H93V133H94V131H95ZM98 129H99V128H98ZM103 129H104V128H102V130H103ZM107 129H108V128H107ZM111 129H112V128H111ZM115 129H116V128H115ZM115 129H114V130H115ZM168 129H166V130H168ZM173 129H174V128H173ZM177 129H178V128H177ZM251 129H252V130H251ZM256 129H257V128H256ZM256 129H255V130H256ZM259 129H260V128L258 127L257 131H258ZM0 130H1V129H0ZM119 130H120V129H119ZM119 130H118V133H119ZM121 130H120V131H121ZM151 130H152V129H151ZM170 130H171V129H170ZM170 130H169V131H170ZM175 130H176V129H175ZM223 130H225V128H224ZM262 130H264V128H263ZM83 131H84V132H83ZM115 131H117V130H115ZM124 131H126V130L124 129ZM153 131H154V129H153ZM164 131H165V130H164ZM164 131H163V132H164ZM186 131H187V128H186ZM189 131H190L191 133L193 132V131L190 130V127H189ZM196 131H197L196 133L199 132V130H197V129H196ZM202 131H201V132H202ZM217 131H218V130H217ZM217 131H216V133H218V134L221 133V135L218 136V134H215V137L217 136L218 139H220V138H225V140H226V137H225L226 135L224 136V132L222 133V132H219V131L217 132ZM257 131H256V133L252 134V138H253L252 141L254 140V144H255V142H256L258 145H257V144H256L257 146L255 145L256 148H255L253 145L251 146V147H252V148H251V151H252V152H254V150L257 149V148H259L260 146H262L261 149L264 148V147H263V146H264V134H263V135H260V134H262V132H261L260 134H258ZM260 131H261V130H259V132H260ZM75 132L77 133L78 130H75ZM79 132H80V131H79ZM79 132H78V133H79ZM87 132H89V131L87 130ZM121 132H123V130H122ZM151 132H152V131H151ZM158 132H159V131H158ZM166 132H167V134H169L168 131H166ZM166 132H165V133H166ZM170 132L172 133V135H169L170 138H169L168 140L172 139L174 142H175V140H177V138H176L177 134H178L179 137H180V136H183L182 134L179 135L178 132H180V130H179L178 132H175V133H174L172 130H171ZM181 132H182V131H181ZM181 132H180V133H181ZM201 132H199V133H201ZM203 132H204V133H203ZM203 132H202V133L205 135V136H204V138H205L206 135L208 134V132H206L207 134H205V130H204ZM211 132H209V133L211 134ZM235 132L237 133V131H235ZM254 132H255V131H254ZM1 133H2V132H0V134H1ZM71 133L73 134V132H71ZM71 133H70V134H71ZM108 133H109V131H108ZM108 133H107V134H108ZM114 133H115V132H114ZM123 133H124V132H123ZM142 133H143V132H142ZM142 133H141V135H142ZM146 133H148V132H144L145 135H146ZM154 133H155V131H154ZM171 133H170V134H171ZM173 133H174V134H173ZM185 133H186V132H185ZM185 133H184V134H185ZM196 133H194L195 136H196ZM202 133H201V135H202ZM226 133H227V131H226ZM96 134L98 135V134H100V133L98 132V133H96ZM96 134H95V136H97ZM105 134H106V132L103 130V136H105ZM119 134H120V133H119ZM124 134H125V133H124ZM155 134H157V133H155ZM167 134H165L164 136H162V134H160L159 136H160V137L162 136V137H161V139H162V138L166 137ZM241 134L243 135L242 137H241ZM244 134H245V135H244ZM77 135H78V137L80 138L81 135H80V136H79V134H77ZM77 135H76V136H77ZM92 135H93V134H92ZM101 135H102V134H101ZM134 135H135V134H134ZM136 135H137V137H136ZM136 135H135V138H137V140H138L139 133H136ZM157 135H158V134H157ZM157 135H155V136H157ZM249 135H251V133H250ZM253 135H254V136H253ZM61 136H63V135L61 134ZM66 136H67V135H66ZM66 136H65V137H66ZM111 136H112V135H111ZM115 136L117 137L118 134L115 135ZM120 136H121V135H120ZM122 136H123V135H122ZM153 136H154V134H153ZM155 136H154V138H156ZM159 136H158V138H159ZM174 136H175V138H174ZM178 136H177V137H178ZM193 136H194V135H193ZM193 136L191 135L192 140L194 139ZM208 136H210V135L208 134L207 137H208ZM223 136H224V137H223ZM228 136H229V134H228ZM230 136H229V138H230ZM238 136H239V138H238ZM257 136H263V137L259 138V137H257ZM67 137H68V136H67ZM70 137H71V136H70ZM113 137H114V134H113ZM116 137H114V138H116ZM124 137H125V135H124ZM128 137H129V135H128ZM140 137H141V136H140ZM140 137H139V139H140L139 147H138V145H137V143H139V141H137V143H135L136 140H135V142H134V139H135L134 136H132L129 140L127 139V140H128V143H126L127 146L130 145V143L132 142V140H133V142H132L133 144L131 143L132 145H130V146H131V147L133 146L134 148L137 146V148H139V149L141 148L142 151L145 150V147H146V146L151 145V144H148V145H146V146L144 145L146 141H148V143H150V142H149V139H150L151 136L148 137L149 139L144 140V137H145V136L142 135V137H143V141H144V142H141V138H142V137H141V138H140ZM212 137H213V135L211 134V138H212ZM215 137H214V138H215ZM240 137H241L242 139H240ZM72 138H74V136H73ZM81 138H82V140H84L82 136H81ZM81 138H80V139H81ZM85 138H86V137H85ZM91 138H93V137H91ZM109 138H110V137H109ZM114 138H113L114 141H112V138L110 139L112 142H111V141H109V142H111L112 144L110 143L109 145H111L112 147H115V148H116V146H115V144H114L113 142L118 141V140H116V139H114ZM121 138H122V137H120V139H119V136H118V139H119L120 141L122 140ZM151 138H152V137H151ZM154 138H152V142H153V140H154V142H155V139H154ZM158 138H157V140H158ZM173 138H174V139H173ZM180 138H181V137H180ZM188 138H189V137H188ZM195 138H196V137H195ZM197 138H198V137H197ZM199 138H200V137H199ZM199 138H198V139H199ZM208 138H209V137H208ZM229 138H228V140H229ZM248 138H249V136H247V139H248ZM250 138H251V137H250ZM61 139L63 140V138H61ZM61 139H60V141L62 142ZM105 139H106V138H105ZM185 139H186V136H185ZM232 139H233V137H232ZM235 139H236V141H235ZM56 140H57V139H56ZM70 140H71V143L74 142V141H72L73 139H70ZM70 140H69V141L66 140V143H67V142H70ZM86 140H87V139H86ZM90 140H91V139H90ZM90 140H89V141H90ZM93 140H94V139H93ZM93 140H92V141H93ZM101 140H102V139H101ZM124 140H125V139H124ZM168 140L166 139V141H168ZM172 140H170V141H172ZM178 140H179V138H178ZM178 140H177L176 142H178ZM203 140H204V139H203ZM205 140H206V138H205ZM205 140H204V141H205ZM209 140H210V138L208 139V141H209ZM211 140H212V139H211ZM220 140H221V142L223 143V145L226 144L225 142L222 141V139H220ZM237 140H238V141H237ZM49 141H48V144H50ZM95 141H96V140H95ZM95 141H94V142H95ZM103 141H104V140H103ZM105 141H107V140H105ZM105 141H104V142H105ZM120 141H118V144H121V143H122V142L119 143ZM162 141H163V140H162ZM162 141H160V144H162V143H161ZM179 141H180V140H179ZM194 141H196V139H195ZM243 141H242V142H243ZM249 141H251V140L249 139ZM252 141H251V142H252ZM54 142H55V139H54ZM54 142H53V143H54ZM82 142H83V141H82ZM124 142H125V141H124ZM124 142H123V145H124L126 151L122 148V153H124V152L126 153L127 151H128V153H130V152H131V151H130L131 149H132V151H133V152L131 153V155L129 154L126 158H128L129 156H130L132 159H135L134 157L138 158V155H136V153H138V152H136V149H134L133 147L131 148V147L129 146L130 149L127 150L128 148H127V146H126V144H125ZM156 142H157V141H156ZM180 142H182V144H183V141H182V140H181ZM205 142H206V144L208 143V145H209L210 148H208V146L203 142V143L207 146L206 149H208L207 152L204 153L206 150H205V148L203 149V147H202L203 151L201 150V151H202V152H201V153H202L201 156H202V157L205 156V157H203L204 160H203V158H202L201 156H199V158H200V157L202 158V159H200V162L198 161L199 158H198L197 160H196V159H193V160H196V161H197L196 164L199 163V164H201V165H203V164H204V165H207V168H206V166H205V169H204V167L202 168V169H204V170L207 169V171H204V170L202 171V172L204 173V175H202V176L207 177V176H208V173H207V172L209 171V173H210L211 170H213L214 167H216V169H219L218 167L220 166L221 163L219 162V166H218V167L216 166L217 164H216V165L214 164V167H213L212 165H210L211 162H212V160H213V159H216V158H219V156H218V154H215V153H216V151H215L216 148L214 149V153H210V152H213V151H212V150H213L212 148H214V147H213V144H214L215 141H214V142H213V141H209V142H207V140H206ZM210 142H212V143H210ZM221 142H220V141H217L216 144H218V143L222 144ZM226 142H227V140H226ZM251 142H250V144H251ZM83 143H85V142H83ZM87 143H88V142H87ZM87 143H86V144H87ZM90 143H91V142H90ZM90 143H89V144H90ZM100 143H101V142H100ZM102 143H103V142H102ZM163 143H164V141H163ZM170 143H171V144H170ZM170 143H167V145H168V148H167V149H166V147H164V146L155 145V144H154V147H155V146H157V147L160 146L161 148L164 147L163 149H157V150H166V151H167L168 149H170L169 144H170V146L173 144L172 142H170ZM190 143H191V142H190ZM192 143H193V141H192ZM196 143H197V142H196ZM196 143H195V144H196ZM199 143H200V142H199ZM248 143H249V142H248ZM86 144H85V145H86ZM92 144H93V143H92ZM104 144H105L104 146H106V143H104ZM118 144H117V145H118ZM141 144H143V148L140 147ZM146 144H147V143H146ZM156 144H157V143H156ZM158 144H159V141H158ZM177 144H178V143H176V144L174 143L173 145H177ZM185 144H186V140H185ZM187 144H189V143H188V140H187ZM201 144H202V142H201L200 144H198V146H201ZM204 144H203V145H204ZM227 144H228V143H227ZM229 144H230V143H229ZM231 144H232V143H231ZM233 144L229 147V149H231V148L233 147V148L231 149V150H233V149L235 148V147L233 146ZM236 144H237V145H236ZM241 144H242V143H240L239 145L241 146ZM0 145H1V143H0ZM2 145H3V144H2ZM2 145H1V146H2ZM51 145H52V143H51ZM67 145H69V143H68ZM94 145H95V143H94ZM135 145H136V146H135ZM152 145H153V143H152ZM163 145H166V144L164 143ZM167 145H166V146H167ZM173 145H172V146H173ZM183 145H184V144H183ZM183 145H182V146H181V145H177V146H179L180 149H179L178 147L174 146V148H175L174 151H173L174 154L176 153L175 151H177L176 148L179 149V150L181 151V150H182L181 148L183 147ZM193 145H194V144H193ZM193 145H192V146H193ZM239 145H238V146H239ZM242 145H243V144H242ZM49 146H50V145H49ZM70 146H71V148H72V147H73V148H72V150H71V148H69V150H70V153H69V154H71V152L74 151V150H73V149H74L73 143H72V145H70ZM70 146H69V147H70ZM79 146H80V144H79L77 147L79 148ZM104 146H103V147H104ZM111 146H109V147H110L111 150H113V148H111ZM120 146H121V145H120ZM120 146H119V147H120ZM180 146H181V147H180ZM189 146H190V144L188 145V147H189ZM195 146H196V145H195ZM195 146H194V147H195ZM198 146H196L197 149H199ZM215 146H216V145H215ZM238 146H237V149L235 148L236 151L238 150L237 153L235 152V153H236V154H235L236 157L233 156V157H235V159H236V162H235V163H233V162L235 161L234 158L231 159L230 156L228 157V155H229L230 153H228V155H226V156H227V158H225V159H226V162H225V160L223 159V156H222V158L220 157V161H221V159H223L224 162H223V161H222V162L225 163V165H226V167H227L226 170L228 169L227 171H228L229 175L231 176V174H232V176H234V174H235V175H236L235 177H236V178L238 177L237 180L234 178L236 182H231V183H230V184H232V186L230 185L232 189L229 188V187H230V186H228L229 183L227 184V182L224 181V180H226V177H227V176H224L223 174H225L226 171H225L224 173L222 172V173H223L222 175H223L224 177H223V176H219V177L216 178V175H215V178H216V179H215V178L212 176L215 180L218 179V180L223 181L222 183L225 182V185H224V186L221 185L222 188H223V190L220 188L221 186H219V185L215 186V185L217 184V181H216V183H214V186L210 187L211 189H210L209 187L207 188V189H208V193L210 194V193L212 192L211 195H212L213 197H215V198H216V195H215V194H217L219 191H220V192H219V194H217V195H218L217 197L219 198V197L221 196V198H224V195H223V197H222V195H221V191H224V187L226 186V184H227V186H228L227 188H229V190H230L231 192L234 191L233 194L231 193L232 196H231L230 194H225V192L228 191V190L224 191L223 194L228 195V196H225V199L227 200V202L229 201V203H230V201L232 202V199H233V200L235 199L234 201L236 202L235 205H236L237 207L234 206V208H236V210H233V209H234L233 206L230 207L231 204H230L229 207H230V209L233 208V209H231L232 211H231L230 209H229V210H226V209L228 208V205H229V204L226 205V203H227V202L225 203L226 200L224 199V200H225V201H224L223 199L221 200V199L219 198V199L221 200V202L223 201V202L225 203V204H224V203L222 202V204H224V206L227 207L225 210H223V212L225 211V212L227 213V211H229V213H231V215H230V216H226L225 213H224V216L221 215V216H223V219H222V218H220L221 216L219 217V214L217 213V214H218L217 217H219V218L216 217L218 220H223L222 222L225 221V220H224V219H225L224 217H227V218H228L227 221H229V217H231V219H230V220H231V224L229 225V227H228V225L225 224L226 221H225L224 223H222V224H225L224 226L227 227L226 230H228V232H229V233H228L226 230H223V231H226V233H227V235H228L227 237L223 235V236H224L223 238L226 237V238H227V241H228V239H230L229 236L232 234V235L234 236V237H233V236L231 235V237L234 238V239H233L234 242H235L234 244H236L237 242H239V241L236 242L235 239L238 238L239 240H241L240 238H241V237L243 238L244 233H246V234L249 233V234H250L249 237H254V236H255V233H257V230H258V232H259V229L256 230L257 226H256L254 223L256 222V218H258V216H259V215L257 214V212L261 210L260 207L262 206L263 209H264V205L261 204V203H264V202L259 203V204H261L260 207L258 206L259 204L256 205V201H257V200H258V202H259V201H262V200L264 201V196H263V195H264V192H263V194H262V193H258V194H257V193H254V192L252 191V190H254L252 185H255L257 182H259V181L256 180L257 176H261V177L264 176V174H263V173H264V169H263V168H264V167H263V166H264V163H263V161H264V159H263L264 156H263V155H264V154H262V157L260 156V154L264 151V149H262V150H263L262 152H261V149H260V150L257 149V151H260V154H257L256 157L260 156V159H261V160H260V159H259V160L256 159V160H258V161H255V160L253 159L254 161H251V159L249 158V157H250L249 153L251 154V151L249 150V153H248V156H249V157L247 156L249 159L246 157V154H247V151H246V150H241V151H240V152H244V151H246V152H245L246 154L243 155L242 157H240L239 155H240V154H243V153H239V150H240V149L238 148ZM240 146H239V147H240ZM77 147H76V149H78ZM83 147H84V145H83ZM90 147H91V146H90ZM90 147H89V149H90ZM92 147L95 149L96 145H95V147L92 145ZM92 147H91L90 150H92V151H94L95 153H97V152H98V151L96 152L97 148H96V150H93ZM99 147H100V151H101V150H102V149H101V145H100ZM99 147H98V148H99ZM221 147H223V146H221ZM227 147H228V146L226 145V149H227ZM249 147H250V146H249ZM49 148H50V151H52V149L54 148V144H53V146H51V147H49ZM51 148H52V149H51ZM80 148H82V147H80ZM106 148H108V144H107ZM120 148H121V147H120ZM148 148H150V147H148ZM148 148H146V150H147ZM183 148H184V147H183ZM219 148H220V147H219ZM240 148H241V147H240ZM242 148H243V147H242ZM244 148H245V147H244ZM244 148H243V149H244ZM247 148H248V147H247ZM247 148H246V149H247ZM253 148H254V150H253ZM103 149H104V148H103ZM108 149H109V148H108ZM152 149H153V151H152L151 149H149V151L151 150V151L155 154V150H154V149H156V148H153V147H152ZM188 149H190V148H188ZM191 149H192V148H191ZM191 149H190V150H191ZM211 149H212V150H211ZM222 149H223V148H221L220 151H221ZM0 150H2V148H1ZM60 150H61V149H60ZM117 150H119V149H117ZM123 150H124V151H123ZM172 150H173V148L171 149V151H172ZM179 150H178L177 152H179ZM210 150H211V151H210ZM224 150H225V148H224ZM53 151H54V150H53ZM67 151H68V150H67ZM75 151H77V150H75ZM80 151H84V149L82 148V150L80 149ZM80 151H78V152H80ZM106 151L108 152L107 149H106ZM115 151H116V150H114V151H110V152H113L112 154H111V153H110V154H111L112 156H114V155H115L114 153H116V155L119 157V155L121 154V152L119 153V151H118V153H117V151H116V152H115ZM120 151H121V150H120ZM134 151H135V154H134ZM137 151H138V150H137ZM140 151H141V150H140ZM142 151H141V152H142ZM166 151H164V152H166ZM171 151H170V152H171ZM193 151H194V149H193ZM193 151H192V153L195 154L194 156H196V154H197L196 151H197V150H195V153H194ZM198 151H199V150H198ZM209 151H210V152H209ZM228 151H229V150H228ZM233 151H234V150H233ZM233 151H232V152H233ZM68 152H69V151H68ZM101 152H102V151H101ZM101 152H99V153H101ZM152 152H150L149 154L151 155ZM157 152H158V151H157ZM159 152H160V155H162L163 152H162V151H159ZM159 152H158V154H156V155H158V157L160 156V155H159ZM161 152H162V153H161ZM168 152H169V151H168ZM173 152H172V153H173ZM183 152H184V150H182V152H179V153L181 154V153H183ZM188 152H189V151H188ZM226 152H227V151H226ZM226 152H225V154H226ZM0 153H1V151H0ZM53 153H55V152H53ZM64 153H66V152H64ZM64 153H63V154H64ZM80 153H82V152H80ZM102 153H103V152H102ZM108 153H109V152H108ZM128 153H127V154H128ZM139 153H140V152H139ZM139 153H138V154H139ZM172 153H169L168 156H165V153H163L165 159H166L167 157H170V155H171L170 160H168V161H171V163H172V160H174V162H173V164H172V165H174V166H172L170 162H169V163H166V165L170 164V165H168V166H169V169H168V170L170 171L169 173H172V176H173V177H176V178H174L175 180L173 179L174 181L172 182V180L169 179V177H168V176H169V173H168V176H166L167 174H166V175L163 174V176L165 175V176L168 178V180H170V181H169L170 183H168L169 186H168L167 184L164 183V182L167 181V178H166V181H164L165 178H164V180H163L162 177H161V178L159 177L162 181L158 179L159 173H163L162 171L164 170V166L166 167V165L164 164L163 166H161V168H162L163 170L160 169V168L158 169V168L156 167L157 165L154 164V161H155L154 158L156 157V155H155V156H151V157H153V160H154V161H153V162L151 161V163H153V164L150 163V164H148V165L155 166V167L158 169V172H159V173H158V176H155V174H157V169H156L155 167H153V168H151V169H150V167L148 168V167H147V166H148L147 163H145L146 160H143V161H144V164L147 165V166H145L146 168H145V167L143 168V169H145V170H143V169H139V168H138V170H137V166L139 165V163L141 164V166H142V163H143V161H142V163H141V162H140L141 159H139V161H137L138 163L136 162V163L138 164L137 166H136V164L133 163V164L135 165V167H136V168L133 167V168H134L133 170H135V171L133 172V170L130 169V171L133 172V173L131 172L132 174H130V177L133 175V176H132L133 179H132V177H131V178H130V177H129V178L127 177V178H128L129 184L132 183V182H131L132 180L135 182V184H137V183H136L137 181H135L136 178H137V180H139L138 183L140 182V179H141L140 176H139V177L136 176V175L139 173V171L143 170L144 173L146 172V174H147V171L149 170V172H151V173L155 176V179H154V181H153V178H152L153 175H152L151 173L148 172L149 176H148V174H147V175L145 174V176H148L149 178L147 177L145 181H148L147 179H149V182H150V179L152 178L151 180L153 181V185H154V187H155V188H154V191H155V189H156L157 191H159V192L162 191V190H163V189H162V183H164V185H166L165 187L168 186V187H167V188H168V191H169V190H174V191H175V192H173V191H169V192H171V195H172V196L170 195V193H169L168 191H166V192H168V193L166 194V192H165V194H166V196L169 194V195H168V198H169V196H170V197H175V196H176V198H174V199L171 198V199H170L171 201H172V199H173L172 202H174V200L177 199V200H175V204H176V205H175V204L173 205V203H172L170 200H168V199L166 198V199H167V201L165 200V201H166V205H169V202H171L172 206H171V207L168 206L167 208L170 207V209H168L169 211H167L166 208L163 207L164 204H163L162 206H161V204H160V206H158V209H159V207H162V209H163V208L165 209V210H164V209H163V210H160V211L162 212V214H161L160 212H159V213L156 212V210H158V209H156L157 207H155L157 204L159 205L158 202H160V201H158L157 204L155 203V206L152 204L153 202H156V200H158V199H157L158 196L156 195V193H155V192H154V193L152 192V195H151V190H148V189L146 188L147 191H145V189L142 187V188L144 189L145 192H147V193L149 192V194L146 193L147 196H148V195H149V197L152 196V201H153L154 197L156 196V199H154L155 201L150 202V204H152V205H150V207H148V205H147V212H146V213H149V214H147L149 220L147 219L146 225H147L148 221L151 222V218H149L150 216L152 217L153 222L155 223L154 218L157 219V217H158L159 214L162 216L163 213H165V212H163V211H167L169 214L167 213V214H168V217H167V215H166V217L169 218V221H171V220H174V221H175L176 218H177V220H178V221L176 220L177 222H179V220H180V222L182 221V224L180 223V225L182 226V228L180 227L179 224H177L176 221H175L176 223H175L174 221H171L172 223H175L174 225H176L177 230L179 229V228L177 227V226L179 225L180 229H181V230L183 229L182 231H183L184 233H185L186 231H187V233L190 232L189 230H191V231L194 233V231H193V225L195 226L196 224H193V223H194V222H193V221H194V220H193V219H194L193 217H195V216H193V215H195V213H194V214L191 213V214H192V217H191L190 212H192V211L194 210L196 213H198V212L200 211L202 205H203V207L205 206L204 203H205L206 201H203V204H201L202 201H199V200H201V198H203V197H205V196L201 197L202 194H200V195H201V196H200V199H198V198H199V197H198V193H199L200 191H199V192L197 191V193H196L197 195H195V191H194V195H195V196L193 195L194 197L189 196V195H190V191H189V190H191V188H190V187H189V189L187 188V187L189 186L188 184H190V183H191V184H195V182H192V181L195 180V179L191 180V178H189L190 173H191V175H192V170H191V172L189 171V172H190V173H189L188 170H190V168L188 169V167H189L190 164L192 165L193 163H195V161H193V162L191 161L192 159L189 158V157H191V155H190L189 157H187L188 160H185V158L182 159L181 156L183 155V157H184L186 154H187V156H188V155L191 154V153L189 152V154H188L187 152H184V153H186V154H185V155H184V154H181V156H179V155H177V154H175V155H177V156H175V155L172 154ZM209 153H210L211 155H210ZM217 153H219V152H217ZM238 153H239V154H238ZM256 153H257V152H256ZM256 153H255L254 155H256ZM263 153H264V152H263ZM66 154H68V153H66ZM118 154H119V155H118ZM149 154L147 155L148 157H149ZM206 154H209V155H206ZM213 154H214V156H213ZM219 154H220V153H219ZM221 154H222V153H221ZM223 154H224V153H223ZM237 154H238V155H237ZM53 155L55 156V154H53ZM60 155H61V157L64 156V155H62V154H60ZM107 155H109V154H107ZM132 155H133L134 157H133ZM152 155H153V154H152ZM166 155H167V154H166ZM173 155H174L175 157H177V158H175ZM216 155H217V156H216ZM232 155H233V153H231V156H232ZM251 155H252V154H251ZM65 156H66V157H65ZM65 156H64V157L66 158V160L64 159V163H66V162L68 163L67 159H68L69 157H68L67 155H65ZM104 156H105V155H104ZM120 156H121V155H120ZM124 156H126V155H123V156H121V157H124ZM147 156H146V159L148 160V157H147ZM178 156H179V159H178ZM194 156H192V158H194ZM197 156H198V155H197ZM197 156H196V157H197ZM209 156H210V158H209ZM211 156H213V157L211 158ZM226 156H225V157H226ZM238 156H239V157H238ZM56 157H57V156H56ZM56 157H55V159H56ZM151 157H150V158H151ZM161 157H162V156H161ZM161 157H160V158H161ZM164 157H163V158H164ZM185 157H186V156H185ZM196 157H195V158H196ZM207 157H208V159H210V161H208L209 164H205V163H204V162H207V161H206V160H207ZM52 158H54V157L52 156ZM62 158H63V157H62ZM102 158H103V157L100 156L99 161H100V160L102 161ZM105 158H107V159H103V161H102V165H103V162H105L104 160H108L109 156H108V157L106 156ZM112 158H113V157H112ZM112 158H110V159H112ZM114 158H116V157H114ZM119 158H120V157H119ZM126 158L124 157V158H122V159L125 160ZM131 158H128V160L126 161V162H128V165H130L129 162H130ZM150 158H149V159H150ZM160 158H159V160H160ZM163 158H162V159H163ZM171 158H172V160H171ZM173 158H175V159H173ZM205 158H206V160H205ZM244 158H245V160H244ZM251 158H252V157H251ZM254 158H255V156H254ZM258 158H259V157H258ZM50 159H51V158H49V160H50ZM55 159H51L52 161H51V160H50V161H47V162H49V163L46 164V165H48V167L51 169V170L48 169L47 171L50 170V171H49V173L51 172L50 174H52L53 172H56V167H53V168H52V166H55V165H53V164H54L53 160H55ZM117 159H118V158H117ZM117 159H115V161H116ZM168 159H169V158H168ZM190 159H191V160H190ZM262 159H263V161H262ZM136 160H137V159H136ZM150 160H152V158H151ZM156 160L159 162L158 158H157ZM175 160H176V161H177V160H179V161L181 160V162H182V160H183V163L181 164V162H179V161L176 162ZM189 160H190V161H189ZM232 160H233V161H232ZM61 161H63V160H61ZM101 161H100V162H101ZM113 161H114V159H113ZM133 161H135V160H131V162H133ZM148 161H149V160H148ZM148 161H147V162H148ZM161 161H162V160H161ZM165 161H166V160H165ZM165 161H164L163 163H165ZM229 161H230V163H229ZM51 162H53V164H52ZM96 162H97V161H96ZM109 162H111V160H109ZM117 162H118V160L116 161V164H118ZM178 162H179V163H178ZM184 162H185V163H184ZM187 162L189 163V164H188V167L186 166V163H187ZM201 162H203V163H201ZM208 162H207V163H208ZM214 162H216V161L214 160ZM227 162H228V163H227ZM251 162H254V164H253V163L251 164ZM156 163H157V162H156ZM245 163H246V165H245ZM49 164H50V166H49ZM51 164H52V165H51ZM91 164H92V163H91ZM91 164H90V165H91ZM105 164H107V162H106ZM126 164H127V163H126ZM131 164H132V163H131ZM133 164H132V166H133ZM144 164H143V166H144ZM180 164H181V165H180ZM212 164H213V162H212ZM233 164H234V165H233ZM255 164H256V166H257V169H260L259 167H261V169H260L259 171H262V172H259L258 170H256L255 167H251L252 165L255 166ZM260 164H262V165H260ZM85 165H86V164H85ZM92 165H94V163H93ZM114 165H115V164H114ZM128 165L126 166V168H125V166H124V168H123L124 171H122V172H125V173H126V171L129 172V170H127V169H128V167H130V166H128ZM183 165L186 166V167H184ZM194 165H195V164H193L192 167H193ZM222 165H223V164H222ZM230 165L233 166V169H232V166H230ZM83 166H84V165H83ZM108 166H109V163H108ZM108 166H106V167L108 168ZM115 166H116V165H115ZM132 166H131V167H132ZM168 166L166 167L165 172L168 171V170H167ZM170 166H171V168H170ZM197 166H198V165H197ZM197 166H196V167L194 166L196 170L194 169L193 172H194L195 174H196L195 171H197V169L200 168V166H198V168H197ZM228 166H230L231 168L228 167ZM48 167H46V168H48ZM86 167H87V166H86ZM110 167H112V166H110ZM138 167H140V166H138ZM158 167H159V166H158ZM172 167H173V169H172ZM182 167H184L185 170H187V171H185V172H188V174L184 172V169L181 170ZM210 167H212V168H210ZM223 167L225 168V166H223ZM250 167H251V168H250ZM54 168H55V171H53ZM102 168H104V167H102ZM140 168H141V167H140ZM221 168H222V167H221ZM229 168H230V170H229ZM241 168H242V169H241ZM248 168H249V170H248ZM252 168L254 169V172H255V171H258V173L255 172V175H257L256 177L253 175L254 172H253V174H252L251 176L249 175L250 177H248V175H247V174H249V171L252 172ZM105 169H106V168H105ZM123 169H122V170H123ZM125 169H126V171H125ZM147 169H148V170H147ZM154 169L156 170V173H155V170H154ZM171 169H172V172H171ZM192 169H193V168H192ZM136 170H137V171H136ZM150 170H152V171H154V172H152V171H150ZM160 170H161V171H160ZM173 170H174V172H173ZM221 170H222V169H221ZM232 170H233L234 172H233ZM175 171H176V172H175ZM199 171L201 172L200 169H199ZM199 171H198L197 173H199ZM116 172H117V171H116ZM165 172H164V173H165ZM202 172H201V173H202ZM212 172H213V171H212ZM217 172H219V170H217ZM235 172H236V173H235ZM247 172H248V173H247ZM125 173H122V175H123V174L125 175ZM136 173H137V174H136ZM166 173H167V172H166ZM194 173H193V175H194ZM201 173H200V174H201ZM203 173H202V174H203ZM206 173H207V174H206ZM215 173H216V170H215ZM259 173H262V174H261V175H258ZM50 174H49V175H50ZM85 174H87V173H85ZM117 174H118V173H117ZM126 174H128V173H126ZM134 174H135V175H134ZM150 174H151V176H150ZM200 174H198V175L201 176ZM212 174H213V173H212ZM218 174H219V173H218ZM245 174H246V175H245ZM91 175H92V174L89 175V176H90V177H89L90 181H89V182L87 181V185H88V187H89V185H90V182H91L92 184L95 182L94 180H93L94 182L91 181V179H92ZM124 175H123V176H124ZM138 175H139V174H138ZM174 175H175V176H174ZM183 175H185V176H183ZM186 175H187L188 177H186ZM193 175L191 176L192 178H194ZM209 175H210V174H209ZM225 175H226V174H225ZM51 176H53V175H51ZM51 176H50V177H51ZM82 176H84V175H81V177H80L81 179H82ZM86 176H88V174H87ZM128 176H129V175H128ZM135 176H136V177H135ZM165 176H164V177H165ZM202 176H201V177H202ZM230 176H228V178H230ZM232 176H231V177H232ZM252 176H254V177L252 178ZM54 177H55V176H54ZM93 177H94V176H93ZM117 177H118V176H116V178H117ZM119 177H122V176H120V174H119ZM134 177H135V178H134ZM201 177H200V178H201ZM205 177L202 178V180H204V179L206 180V179H207V181H208V178H205ZM210 177H211V176H209V178H210ZM212 177H211V178H212ZM220 177H221V179H219ZM87 178H88V177H87ZM87 178H86V179H87ZM94 178H95V177H94ZM138 178H139V179H138ZM170 178H171V177H170ZM185 178H186V179H185ZM213 178H212V180H213ZM244 178H245L247 181H248V179L250 180V182L248 181V183H247V181H245L246 185H245V183H243ZM254 178H255V180H256L257 182H255L254 184H252V182H254V180H253ZM263 178H264V177H263ZM263 178H262V179H263ZM86 179L83 177L82 181L80 180V183L83 182V181L86 180ZM97 179H98V177H97ZM120 179H121V178H120ZM122 179H123V177H122ZM124 179H125V176H124ZM129 179H131V180H129ZM198 179H199V178H196V186L194 185L195 188L199 186V188L201 189V188L203 187V185H204V186H205L204 188H205L206 191L202 188V192H203V193H204V192H207L206 187L209 186V183H208L207 181H206V182L203 181L204 184H202V181L200 180V181H201V182H200V181H198ZM230 179H231V178H230ZM251 179H252L253 181H252ZM98 180H99V179H98ZM156 180H157V182H155ZM158 180L161 181V183H160ZM215 180H214V181H215ZM240 180H241V181H240ZM118 181H119V178H118ZM118 181H117V182H118ZM125 181L128 182L127 180H125ZM145 181H144V185H146V184H145ZM175 181H176L177 184L175 183ZM214 181H213V182H214ZM221 181H220V182H221ZM232 181H233V180H232ZM251 181H252V182H251ZM85 182H86V181H85ZM97 182H98V181H97ZM119 182H120V181H119ZM122 182H123V180L120 182V184H122ZM126 182H125V183H126ZM158 182H159V183H158ZM171 182H172V183H171ZM209 182L212 183L211 180H210ZM220 182H218V183H220ZM78 183H79V182H78ZM88 183H89V184H88ZM150 183H151V182H150ZM150 183H149V184H150ZM155 183H156V184H155ZM197 183H198V184L201 183L202 186L197 185ZM206 183H207L208 185H207ZM249 183H250V185H249ZM83 184H84V183H83ZM94 184H95V183H94ZM94 184H93V185H94ZM96 184H97V183H96ZM149 184L147 183V186H148ZM158 184H159V185H158ZM174 184H175V185H174ZM205 184H206V185H205ZM122 185H123V184H122ZM124 185H125V184H124ZM132 185H133V184H132ZM150 185H151V184H150ZM150 185H149V186H150ZM155 185H156L157 187H156ZM164 185H163V186H164ZM173 185H174V186H173ZM211 185H213V183H212ZM244 185L247 186V189L250 190V191H248V192H247V190L245 191V186H244ZM96 186H97V185H95V187H96ZM127 186H128V185H127ZM160 186H161V187H160ZM170 186H171V189H169ZM218 186H219V187H218ZM236 186H237V187H236ZM243 186H244V188H243ZM95 187L93 188V187L91 186L92 189H95ZM144 187H146V186H144ZM151 187H152V188H151ZM151 187H150L149 189H153V186H152V185H151ZM213 187H214V188H213ZM217 187H218V188H217ZM248 187H251V188H248ZM157 188H158V189H157ZM163 188H164V187H163ZM185 188H186V189H185ZM83 189H85V188L82 187L81 190L84 191ZM89 189H90V188H89ZM89 189H88V190H89ZM159 189H160V190H159ZM187 189H188V190H187ZM219 189H220V190H219ZM225 189H226V188H225ZM86 190H87V188H86ZM90 190H91V189H90ZM166 190H167V189H166ZM176 190H177L178 192H177ZM192 190H193V188H192ZM196 190H198V189H196ZM217 190H219V191H217ZM163 191H165V189H164ZM163 191H162V193L159 194L160 196L162 195V198H163V196L165 197ZM185 191L188 192V193H186ZM210 191H211V192H210ZM213 191H215V192H213ZM216 191H217V192H216ZM90 192L92 193V191H90ZM159 192H157V193H159ZM172 192H173V194H174V193H176V194L173 195ZM202 192H201V193H202ZM245 192L247 193V194H246L247 197H248V196L250 195V193H251L250 198L252 197V199H253V197H254V200L257 199L255 202L250 200V202H251V203L253 202V203H252L251 205L248 204V206H250V208H253L254 203H255V205L257 206L256 208H258V207L260 208V210H258V209H259V208H258L257 211H256V208H254L255 211H254V209H251V210H250V211H253V213L256 212L255 214H257L258 216L255 215V214H253V216H254V215L257 216L256 218L253 217L252 215H251V218L249 217V216H250V213H251V212L249 211L250 208L246 211V209H247L248 207H247V205H246L247 203H246L245 201H247V200H243V199H247V197L244 195ZM91 193H90V196H91ZM84 194H86L85 191H84ZM84 194L82 193L81 195H84ZM88 194H89V193H87L86 195H88ZM144 194H145V193H144ZM154 194H155V195H154ZM213 194H214L215 196H214ZM241 194H243L244 196L242 197ZM253 194H254V195H253ZM260 194H262V195H260ZM187 195H188V196H187ZM206 195H208V194L206 193ZM229 195H230V196H229ZM234 195H235V196H234ZM237 195H238V196H237ZM252 195H253V196H252ZM256 195H260V197H261V196H263V197L260 198V197L258 196V198H260V199H258L257 197H255ZM84 196H85V195H84ZM153 196H154V197H153ZM212 196H209L208 199H207V196H206V200H207V202H211V201H209V199H210V200H211V199H214V198H212ZM233 196H234V197H233ZM177 197H178V198H177ZM179 197H180V198H179ZM187 197H188V198H187ZM195 197L198 199V201H199L198 203H196V202H197V199L195 200L196 202L194 201V198H195ZM210 197H211V198H210ZM245 197H246V198H245ZM86 198H87V197H86ZM88 198L91 199L92 196H91V197H88ZM162 198H161V199H162ZM191 198H193V200H192ZM227 198H228V199H227ZM231 198H232V199H231ZM230 199H231V200H230ZM248 199H249V198H248ZM88 200H89V199H88ZM91 200H92V199H91ZM130 200H131V199H130ZM130 200H129V201H130ZM189 200H190V201H189ZM191 200H192L193 202H192ZM202 200H204V198H203ZM216 200H217V199H216ZM186 201H188V203H187ZM213 201H214V200H213ZM217 201H219V200H217ZM91 202H92V201H91ZM163 202H164V201H163ZM189 202L192 203V204H195V207H197V208H193V207H194V205H193V206H192L193 210H192V208H190V207H191V204H189ZM215 202H216V201H215ZM215 202H212V203H210V204L207 203V204H209V205H208V206L206 205V209H204V210L201 209V210H203L204 214H205V213L207 214V212L212 213V212H213V209L218 210V208H220L219 203L216 202V203H218V204H216ZM250 202L248 201V203H250ZM258 202H257V203H258ZM160 203H162V202H160ZM90 204H91V203H90ZM90 204H89V205H90ZM93 204H95V203H92L91 206H93ZM125 204L127 205L126 202H125ZM129 204H130V202H129ZM129 204H128V205H129ZM196 204H197V205H196ZM212 204H215V205H216V206L214 205L215 207H218V206H219V207H218V208L213 207L212 210L209 211V210L211 209V207L213 206ZM220 204H221V203H220ZM222 204H221V205H222ZM232 204L234 205L233 202H232ZM89 205H88L87 207H86V206H85V207H86V208H89ZM126 205H125V206H126ZM130 205L132 206V204H130ZM188 205H189L190 207H189ZM217 205H218V206H217ZM252 205H253V206H252ZM131 206H130V207H131ZM153 206H154L155 208H152V209H151V207H153ZM164 206H165V205H164ZM187 206H188L189 208H188ZM198 206H200L199 209H198ZM98 207H100V206H98ZM126 207H127V206H126ZM165 207H166V206H165ZM203 207H202V208H203ZM209 207H210V209L207 210V208H209ZM221 207H223V205H222ZM95 208H96V207H95ZM95 208H94V209H95ZM149 208H150V209H149ZM204 208H205V207H204ZM224 208H225V207H224ZM84 209H85V208H84ZM91 209H93V208L91 207ZM125 209H126V208H125ZM128 209H129V208H128ZM128 209H126V210H127L128 213H129L131 209H130V210H128ZM148 209L151 210V211L148 212ZM189 209H190V210H189ZM195 209H196V210H195ZM85 210L88 211V209H85ZM89 210H90V208H89ZM95 210H96V209H95ZM100 210H101V208H100ZM100 210H99V211H100ZM178 210H179V211H178ZM191 210H192V211H191ZM197 210H198V212H197ZM205 210H206V212H205ZM216 210H215V211H216ZM219 210H221V208H220ZM90 211L92 212V210H90ZM90 211H89V213H90V215H91V212H90ZM97 211H98V208H97ZM99 211H98V212H99ZM131 211H132V210H131ZM188 211H189V213L187 214ZM221 211H222V210H221ZM230 211H231V212H230ZM262 211H263V210H262ZM103 212H104V211H103ZM200 212H202V211H200ZM223 212H222V213H223ZM249 212H250V213H249ZM84 213H86V212L84 211ZM89 213H88V214L86 213V215H88V216L90 217V219H91L92 215L90 216ZM93 213H94V212H93ZM96 213H97V212H96ZM96 213H95V214H96ZM101 213H102V212H101ZM101 213H99V214H101ZM213 213H214V212H213ZM213 213H212V214H213ZM215 213H216V212H215ZM220 213H221V212H220ZM229 213H227V214H229ZM247 213H248L249 215H247ZM102 214H103V213H102ZM104 214H105V212H104ZM104 214H103V215H104ZM114 214H115V213H114ZM125 214H126V213H125ZM189 214H190V215H189ZM202 214H203V213H202ZM217 214H216V215H217ZM262 214H263V213H262ZM262 214H260V215H261L260 218L263 217ZM103 215H102V218H103ZM115 215H116V214H115ZM147 215H146V216H147ZM188 215L190 216V218L188 217ZM96 216H98V215H96ZM100 216H101V215H100ZM126 216H128V215L126 214ZM146 216H145V220H140V221H143V222L146 221ZM161 216H159L158 220L160 219ZM164 216H165V215H163V218H165V220H164L163 218H161V220L163 219L166 223H165L164 221H162V222H164L165 224H167L166 217H164ZM207 216H210L211 220L213 219V217H214V220L216 219L214 215H213V217H212L210 214H209V215L207 214ZM86 217H87V216H86ZM105 217L108 218L107 216L104 215V218H105ZM170 217H172L171 220H170ZM200 217L204 218V219H205V220H204L205 222L208 221V220H209V222H210V218L207 219L206 216L204 217V216H202L201 214H200ZM252 217L255 218L254 223H252V224H254L255 227L252 226V227H254V228H251V225H250V228H251L252 230H251V229L249 230V226H248V224H249L250 221L253 222V220H250V219H253ZM92 218H93V217H92ZM94 218H95V217H94ZM97 218H99V217H97ZM102 218H101V219H102ZM106 218H105V219H106ZM125 218H126V217H125ZM129 218H130V217H129ZM174 218H175V219H174ZM88 219H89V218H88ZM105 219H104V220H105ZM112 219H115V218L112 217ZM116 219H118L117 215H116ZM127 219H128V218H127ZM206 219H207V220H206ZM92 220H94V219H92ZM97 220H98V219H97ZM106 220H107V219H106ZM131 220H132V219H131ZM158 220H157V221H158ZM185 220H186L187 222H186ZM191 220H193V221H192V224H193V225L190 223ZM214 220H212V222H213ZM218 220H215V221H214V222H216V223H214V226L217 224V222H219ZM260 220H262V219H260ZM263 220H264V219H263ZM263 220H262V221H263ZM89 221H90V220H89ZM95 221H96V220H95ZM95 221H94V223H98V225L100 226V224H99V222H98L99 220H98L97 222H95ZM107 221H108V220H107ZM117 221H118V220H117ZM120 221H122V220H120ZM232 221H233V222H232ZM262 221H261V223L264 222V221H263V222H262ZM103 222H104V221H103ZM113 222H114V224H115V221H114V220L111 221L110 224L113 223ZM127 222H128V221H127ZM130 222H131V221H130ZM143 222H140L139 224H142ZM200 222H201V223H200L201 226H205V225L203 224L204 222H203L202 219H200ZM101 223H102V222H101ZM107 223H109V222H107ZM120 223L122 224V222H120ZM154 223H153V224H154ZM168 223H169V222H168ZM220 223H221V221H220ZM91 224H93V222H92ZM91 224H90V222H89V225H91ZM102 224H103V223H102ZM104 224L106 225V222H104ZM148 224H149V223H148ZM158 224H159V223H158ZM160 224H162V223L160 222ZM185 224H186V225H185ZM207 224H208V222H207ZM207 224H206L207 227H206V226L204 227V228L206 229L205 232L207 231V228H210V232L214 231V230H212V227L208 226ZM222 224H220V225H222ZM228 224H229V223H228ZM256 224H259V222L256 223ZM93 225H94V224H93ZM93 225H91V226H93ZM105 225H104V227H107V230H108V228H109L110 226H112V225H109V224H108L109 226H105ZM125 225H126V224H125ZM155 225H156V223L154 224V227H155ZM169 225H170V227H171L172 224L170 223ZM174 225H173V226H174ZM209 225H211V224L209 223ZM212 225H213V224H212ZM212 225H211V226H212ZM217 225H218L217 227H219L220 230L214 231L215 234H214L213 232L210 234V233H209V230H208L207 233H209V234L207 235V233H206V234L203 236V238H201V241H203L202 239H206V240H207V243L209 244V245H208V244H205V243H206V240H204L203 243H204V242H205V243H204L203 245H206V246L208 245L207 247H210V245L215 247V246L217 245L216 242H218V241L221 239V236H218V235H219V234H220V235L222 234V232H221V233L218 232V231H221V230H222V229H221L222 226H220L219 224H217ZM117 226H118V225H117ZM117 226H116V229H117V232H118V229H121V228L123 229V226H124V225H122L121 228H120V227L117 228ZM144 226H145V222H144V224H143L142 227L140 226L141 234H140L139 231H137V232L139 233V234H137V235H140L139 238L137 237V241H140V242L142 241V242H143V240H145V237H147V236H145V235H148V234H151V233H152V232H151V230H152L151 227H153V225H152L151 223H150V229H149V230H150V233H149V230L146 231V228H145ZM147 226H148V225H147ZM157 226H158V225H157ZM157 226H156V228H157ZM162 226H163V224H162ZM167 226H168V224H167ZM167 226L165 225L166 228H168L169 230H171V232H173L174 229H172V228H170V227H167ZM173 226H172V227H173ZM214 226H213V227H214ZM93 227H94V226H93ZM96 227H98L97 224L95 225V228H96ZM101 227H102V226H101ZM104 227H103V228H104ZM160 227H161V226H160ZM215 227H216V226H215ZM226 227H225V228H226ZM261 227H262V226H261ZM99 228H100V227H99ZM103 228H102V229H103ZM111 228H112V227H110V229H111ZM113 228H114V227H113ZM156 228H155V229H156ZM162 228H163V227H162ZM173 228H174V227H173ZM194 228H196V226H195ZM201 228H202V227H201ZM204 228H203V229H204ZM91 229H93V228H91ZM124 229H125V227H124ZM134 229H137V230H138V228H134ZM142 229H143V231H145L146 233L148 232V234H145V233L143 232V233H144V234H143L144 237H142L143 240L141 239ZM144 229H145V230H144ZM215 229H216V228H215ZM223 229H224V228H223ZM97 230H99V229H97ZM158 230H160V229L158 228ZM161 230H162V229H161ZM169 230H167V231L164 230V231H165V233H166V232H168ZM195 230L197 231V229H195ZM253 230H254V231H253ZM83 231H84V232H83V234H84V233H85L86 231H88V230L86 229V231H85V229H84ZM90 231H92V230H90ZM102 231H103V230H102ZM114 231H115V232H114L115 235H114V236H110L111 240H112L115 236H117V234H118V233L116 234V230H114ZM128 231H130V230H128ZM131 231H135V230H132V229H131ZM156 231H157V229L155 230V232H156ZM164 231H163V232H164ZM178 231H179V230H178ZM196 231H195V233H198V234L201 233L200 231H197V232H196ZM93 232H94V231H93ZM97 232H98V231H97ZM104 232H105V230H104ZM107 232H108V231H107ZM111 232H112V231H111ZM119 232H121V230H120ZM135 232H136V231H135ZM135 232H134V233H135ZM153 232H154V229H153ZM159 232H160V231H159ZM163 232H162V233H163ZM171 232H170L169 234H170L171 237H172L173 234H171ZM174 232H175V235H176V232H177V231L174 230ZM183 232H180V234L183 233ZM199 232H200V233H199ZM243 232H244V233H243ZM94 233H96V232H94ZM100 233H101V232H100ZM132 233H133V232H132ZM162 233H161V235H162ZM165 233H164V234H165ZM178 233H179V232H178ZM193 233L190 232V234H188V237H190L189 235H191V237L193 238V236H192ZM195 233H194V234H195ZM216 233H217V235H216ZM230 233H231V234H230ZM87 234H89L90 237H88ZM102 234H103V232H102ZM104 234H105L104 236H106L107 239L110 240V239L108 238L107 233H104ZM108 234H110V233H108ZM153 234H155V235H156V234H157V235L159 234V235H160V233H158V232H156V233H152V235H153ZM167 234H168V233H167ZM180 234H177V235H180ZM194 234H193V235H194ZM201 234H202V233H201ZM223 234H225V233H223ZM246 234H245V235H246ZM84 235H85L86 238L88 237L89 240H90L92 234H90V233L87 232V233H85ZM119 235H120L119 240H120V238H122V239L124 238V237H121V234H119ZM119 235H118V236H119ZM155 235H154V236H155ZM159 235H158V236H159ZM161 235H160V237H158V240L161 239ZM175 235H174V236H175ZM181 235H182V234H181ZM183 235H184V234H183ZM206 235H207V237L204 238ZM210 235L217 237L218 240H217V241L215 240V239H217V238H212V239H211V238H210ZM225 235H226V234H225ZM93 236H94V235H93ZM124 236H126V235H124ZM130 236H131V233H130ZM154 236H152L153 239H155ZM162 236H163V235H162ZM185 236H187L186 233H185L184 236H181V237H184V238L181 239V243H180L178 237H177L178 240H177V239H176V240H175V239H172V240H174V241H172V240H170V242L168 241V242H169L168 244H170V243L173 244V243H174V244H173V245L175 246L174 249H173V247H170L171 249H170L169 247H167V248L170 249L169 251H170L171 253L173 252L172 254L175 255L176 258H174V259H177V257L179 258V257L181 256V257H180V258H181L180 260H182V255H183V257H184L185 255H186V256H190V254H191V252H192V251H191V252L189 251V254H188L187 251H188L189 249L186 250V248H187V246H188L189 243H190L189 246L191 245L189 248L192 247V243H191L190 238L185 237ZM208 236H209V237H208ZM247 236H248V235H246V237H247ZM85 237L83 236L84 241L86 240ZM112 237H113V238H112ZM152 237H151V238H152ZM163 237H164V236H163ZM167 237H169V236H167ZM167 237H166V238H167ZM171 237H169V238H171ZM219 237H220V238H219ZM228 237H229V238H228ZM246 237H245V238H246ZM88 238H87V241H88ZM92 238H94V237H92ZM100 238H101V237H100ZM130 238H131V237H130ZM130 238H129V239H130ZM132 238H133V237H132ZM148 238H149V235H148ZM166 238H163V239L165 240ZM169 238H167V239H169ZM172 238H176V236H175V237H172ZM226 238H225V239H226ZM76 239H77V238H76ZM95 239H98V235H97V234H96ZM105 239H106V238H105ZM105 239H102L103 241H100V242L102 243V242L105 241L106 243H105V242H104V243L107 244L108 241L105 240ZM125 239H128V238H125ZM133 239H134V238H133ZM139 239H141V240H139ZM149 239H150V238H149ZM149 239H148V240H149ZM153 239H152V240H153ZM183 239H184V240H183ZM194 239H195V236H194ZM194 239H193V240H194ZM252 239H253V238H252ZM255 239H256V238H255ZM260 239H261V238H260ZM263 239H264V237H263ZM66 240L69 242L68 239H66ZM70 240H71V239H70ZM77 240H78V239H77ZM77 240H74V241H77ZM111 240L108 242L109 244H110V242H112ZM115 240H116V237H115L114 240H113V244H114V242L117 243L116 241H117L118 239H117L116 241H115ZM119 240H118V241H119ZM123 240H124V239H123ZM123 240H122V241H123ZM130 240H132V239H130ZM148 240L146 239V241L143 242V243L145 244L146 247L144 246V244L142 245V243H141L140 245H139V243H136V244L139 245V247H140L139 250H143V249H144V250H143V252H139L138 250H134V251H138V252H139V253H137V252H136V253H137V255H139L138 258H141V259L139 260L138 263H136V262H137V259H136V262L133 263V264H148V263H149V259H147V260H148V263L145 261V258H147L146 252H149V253H147V254H148V257H149V256H151L152 254L154 255V254L157 252V250H161V249H162L161 246H160L161 248H160V247H158V248L155 247V248L157 249V250H155L156 252L154 253V251H153V252L151 253V252H150V247H149V246H151V244H152L153 242L151 243V241H150V240L148 241ZM155 240H156V239H155ZM158 240H157L155 243H158V242H159ZM161 240H162V239H161ZM186 240H188V241H186ZM189 240H190V241H189ZM193 240H192V242H195L194 245L197 244V245H195V250H197V249L199 250V246H198V245H200V246L203 248V245L201 244L200 239H198V241L200 242V244H199V242L196 243L197 238H196V240H194V241H193ZM208 240H209V241H208ZM210 240H213L214 242H211ZM223 240H224V239H223ZM223 240H221L220 242H223ZM231 240H232V239H231ZM246 240H247V241H246L247 243H249V241H251V239H249V241H248V238H246ZM253 240H254V239H253ZM74 241H73L72 243L75 244L76 242H74ZM78 241H79V240H78ZM80 241H81V243H78V242H77L78 245L83 243L82 240H80ZM91 241H92V243H93L94 240L91 239ZM120 241H121V240H120ZM135 241H136V239H135ZM147 241H148L149 243H148ZM153 241H154V240H153ZM165 241H166V240H165ZM178 241H179V244H180L181 246H180L179 244L175 245L176 243H178ZM255 241H256V240H255ZM100 242H99V245L101 244ZM166 242H167V241H166ZM166 242H165V244L167 245ZM183 242H184V243H183ZM185 242L187 243L186 245H185ZM188 242H189V243H188ZM220 242H219V243H220ZM224 242H225V241H224ZM228 242H231V243H232L233 241H230V240H229ZM228 242H227V243H228ZM244 242H245V241H244ZM246 242H245V243H246ZM70 243H71V242H70ZM86 243H87V242H86ZM92 243L90 244V246L92 245ZM104 243H103V244H104ZM121 243H123L122 245L124 246V242H121ZM127 243H128V242H127ZM127 243H126V244H127ZM147 243H148V244H147ZM160 243H161V242H159V244H160ZM182 243H183V245H182ZM231 243H230V245H231ZM245 243H244V244H245ZM251 243H252V241H251ZM251 243H249L248 245H245V247H246L245 250H244V248H243L244 251L242 250L243 253H241V255L243 254L244 256L242 255V257H241V255H240V253L237 254L238 256L234 255V256H236L237 258H234V256H233V257H230L231 254H228V253L226 252L227 249H226V251H221V249H223V247H226V246L224 245V246H222V247L220 246L221 249H220V247H218L219 250H218V251L215 250V252H214L213 255H212V253H208L209 248H208V249L205 248L204 250H208V251H204V253H202V254H205L204 257H202V258H205L206 255H208L209 258L212 257L211 260H213V261L211 262V264H212V263H213V264H219V263H220V264H234V263H235V262H234L235 259H236V261H237V260L239 259V257H240L239 260L242 261V258L244 257L246 262H247V260H248V262L251 263V261H252L251 264H254L253 260L255 259V257L258 256V255H261V253H263L264 250H263V251L260 250V251H262V252H261L260 254H258V255H257V253L255 254V252H256V250H254L255 247L252 245L253 243H252V244H251ZM258 243H259V242H258ZM261 243H263V242L261 241ZM74 244H73V245H74ZM84 244H85V243H84ZM93 244H94V243H93ZM113 244L109 245L108 247H110V249H111V247L113 246ZM132 244H135V243H132ZM146 244H147V245H146ZM222 244H223V243H222ZM222 244H220V245H222ZM244 244H242V245H244ZM254 244H257V243H254ZM75 245H76V244H75ZM82 245H83V244H82ZM82 245H79V246H82ZM107 245H108V244H107ZM114 245H115V244H114ZM119 245H120V243H119ZM129 245H130V244H129ZM148 245H149V246H148ZM153 245H157V244H153ZM153 245H152V246H153ZM160 245H162V244H160ZM166 245H164V246H166ZM170 245H171V244H170ZM173 245H172V246H173ZM194 245H193V246H194ZM218 245H219V244H218ZM218 245H217V246H218ZM228 245H229V244H227V246H228ZM237 245H238V244H237ZM237 245H236V246H237ZM239 245H240V244H239ZM92 246H93V245H92ZM92 246H91V247H92ZM96 246H98V245H96ZM96 246L94 245L93 248L96 247ZM103 246H104V245H103ZM127 246H128V244H127ZM134 246L137 247L136 245H134ZM141 246H142V249H141ZM152 246H151V247H152ZM158 246H159V245H158ZM183 246H186V247H183ZM206 246H204V247H206ZM231 246H232V247H231ZM231 246H229V247L232 248V251H235V252H236L237 250H236V249H235V250L233 249V245H231ZM234 246H235V245H234ZM236 246H235V248H236ZM240 246H241V245H240ZM255 246H256V245H255ZM261 246H262V244H261ZM82 247H84L85 250H86V248H87L85 245L82 246ZM82 247H81V248H82ZM88 247H89V246H88ZM104 247H105V246H104ZM120 247H122V246L120 245ZM129 247H130V246H129ZM139 247H138V248H139ZM182 247H183V248H182ZM75 248H76V247H75ZM77 248H78V246H77ZM84 248H83V249H84ZM89 248H90V247H89ZM97 248H98V247H96L95 250H96ZM113 248H114V247H113ZM113 248H112L111 250H113ZM146 248H149V249L147 250ZM159 248H160V249H159ZM167 248H166L165 251H167ZM192 248H193V247H192ZM210 248H211V247H210ZM215 248H216V247H215ZM215 248H214V249H215ZM226 248H227V247H226ZM237 248H238V246H237ZM256 248H257V246H256ZM79 249H80V247H79ZM91 249H92V248H91ZM103 249H104V248H103ZM106 249L108 250L107 247H106ZM106 249H105V250H106ZM128 249H129V248L127 247V250H128ZM134 249H137V248H134ZM153 249H154V247H153ZM153 249H152V250H153ZM172 249H173V251H172ZM228 249H229V248H228ZM257 249H258V248H257ZM260 249H261V248H260ZM263 249H264V248H263ZM81 250H82V249H81ZM85 250H84V251H85ZM87 250H89V249H87ZM105 250H104V252H105ZM111 250L108 251L109 254H110V252H112ZM123 250H124V248H123ZM152 250H151V251H152ZM191 250H193V249H191ZM230 250H231V249H230ZM84 251H83V252H84ZM90 251H91V250H90ZM90 251H88V252H90ZM98 251H100V249H99ZM114 251H115V249L113 250V252H114ZM120 251H121V250H120ZM130 251H131V249H130ZM199 251H200V250H199ZM199 251H196V252H199ZM219 251H220L221 253H220ZM232 251H230V252H232ZM257 251H259V249H258ZM81 252H82V251H81ZM83 252H82V253H83ZM91 252L95 253V251H91ZM100 252H101V251H100ZM122 252H123V251H122ZM125 252H126V249H125ZM131 252H132V251H131ZM131 252H129V253H131ZM158 252H161V251H158ZM158 252L154 255V258H155L156 256H158V255H157ZM170 252H169V253H170ZM193 252H194V251H193ZM193 252H192V253H193ZM200 252H203V251L201 250ZM209 252H210V251H209ZM211 252H213V250H211ZM230 252H229V253H230ZM235 252H233V253L236 254ZM237 252H239V251H237ZM84 253H86V252H84ZM129 253H128V254H129ZM150 253H151V255H150ZM171 253H170V254H171ZM216 253H217V254H216ZM223 253H224V254H223ZM258 253H259V252H258ZM88 254H91V253H88ZM96 254H97V252H96ZM105 254H107V251L104 253L103 256H106ZM109 254H107V255H109ZM120 254H121V253H119V255H118V254H115V252H114V255H115V256L118 255L117 258H118V257H119V258L121 257L122 254H121V255H120ZM128 254H127V253L125 254V258H126L127 256H131V255H132V254H129V255H128ZM134 254H135V253H134ZM134 254H133V255H134ZM170 254H169V255H170ZM181 254H182V255H181ZM137 255H136V256L134 255V256H135L134 258H136ZM141 255H142L143 257H141ZM144 255L146 256L145 258H144ZM176 255H179V256H176ZM195 255H196V254H195ZM215 255H216V256H215ZM85 256H86V254H85ZM87 256H88V255H87ZM89 256H91V255H89ZM93 256H94V255H93ZM97 256H98V255H96V257H97ZM100 256H101V255H100ZM112 256H113V254H112ZM115 256H114V257H115ZM123 256H124V255H123ZM192 256L194 257V254H192L190 257H192ZM217 256H218V257H217ZM231 256H232V255H231ZM245 256H246V257H245ZM248 256H249V257H248ZM98 257H99V256H98ZM101 257H102V256H101ZM106 257H107V256H106ZM109 257H110V255H109ZM109 257H108V258H109ZM131 257H132V256H131ZM131 257H129V258L127 257V260H131V261H132V259H130ZM199 257H200V256H199ZM215 257H216V258H215ZM260 257H262V255H261ZM260 257H259V256L256 257L255 260H260V259L263 260V259L260 258ZM84 258L86 259V257H84ZM87 258H88V257H87ZM89 258H90V257H89ZM108 258H107V259H108ZM110 258L112 259V257H110ZM110 258H109V259H110ZM117 258H115V259H117ZM119 258H118V260H116V261H119ZM121 258H122V257H121ZM132 258H133V257H132ZM152 258H153V257H152ZM154 258H153V259H154ZM186 258H189V257H186ZM195 258H196V257H195ZM214 258H215V259H214ZM233 258H234V260H233ZM257 258H258V259H257ZM143 259H144V260H143ZM189 259H190V258H189ZM193 259H194V258H193ZM205 259H207V258H205ZM217 259H218V260H217ZM231 259H232V260H231ZM97 260H98V259H97ZM99 260H100V258H99ZM102 260H103V259H102ZM105 260H106V258H105ZM122 260H124V259L122 258ZM141 260H142V262H141ZM184 260H186V259H184ZM207 260H208V259H207ZM216 260H217V261H216ZM249 260H250V261H249ZM255 260H254V261H255ZM261 260H260V262H261ZM108 261H110V260H107V262H108ZM112 261H113V259H112ZM112 261H111V263H113ZM116 261L114 260V263H115V264H116ZM131 261H130V262H131ZM133 261H134V260H133ZM133 261H132V262H133ZM150 261H152V260H150ZM154 261H156V258H155ZM214 261H215V262H214ZM230 261H231V262H230ZM263 261H264V260H263ZM263 261H262V264H263ZM99 262H100V261H99ZM99 262H98V263H99ZM119 262H120V261H119ZM119 262H118L117 264H119ZM121 262H125V261H121ZM140 262H141V263H140ZM144 262H145V263H144ZM152 262H153V261H152ZM152 262H151V263H152ZM232 262H234V263H232ZM108 263L110 264V262H108ZM108 263H107V264H108ZM125 263H126V262H125ZM154 263H155V262H154ZM205 263H206V261H205ZM242 263H243V262H242ZM242 263H241V264H242ZM255 263H257V262L255 261ZM101 264H106V263H105V262H104V263L101 262ZM127 264H128V261H127ZM131 264H132V263H131ZM149 264H150V263H149ZM155 264H156V263H155ZM189 264H190V263H189ZM235 264H236V263H235ZM237 264H240V261H239V263H237ZM247 264H249V263H247ZM258 264H259V261H258Z\"/></svg>",
  "mask_w": 264,
  "mask_h": 264
}]
</instances>
